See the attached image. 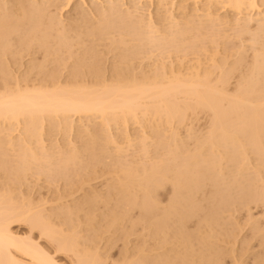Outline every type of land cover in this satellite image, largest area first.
I'll list each match as a JSON object with an SVG mask.
<instances>
[{"label": "bare ground", "instance_id": "1", "mask_svg": "<svg viewBox=\"0 0 264 264\" xmlns=\"http://www.w3.org/2000/svg\"><path fill=\"white\" fill-rule=\"evenodd\" d=\"M10 1V0H9ZM18 1V4H20V7L19 8H17L16 10H14V9H11V10H13V11H11V14L13 15V17H19L20 18V16H19V14L21 13H19V11H22V12H24L23 13V15L27 18V21L26 22H28V21H30V19L29 18H32L31 20L33 21V23H31V24H29L28 23V25H31L32 27H33V29H34V27H36L37 25H41V24H44V25H46L47 26V29L48 30H51V31H53V30H55L52 34H55L56 33V35H53L55 38L57 37V38H59L62 42H64L63 41V39L65 38V36L63 37V35H64V33L66 32V29L64 30L63 28L65 27H69V26H63L62 25V22L60 21V20H57V22H54L55 21V19H57L56 18V16H51V15H48V11H49V7H50V5H52V4H54V1L53 0H20V2H19V0H17ZM17 1H16V3H17ZM60 1V0H59ZM62 1H64V0H62ZM66 1V3H67V5L69 4L68 2H69V0H65ZM70 1H72V0H70ZM97 1V0H96ZM107 1V0H106ZM105 1V2H106ZM119 1V0H118ZM117 0L114 2V0H108L106 3L104 2L103 4H105L104 6H102L101 7V11L100 10H98L99 12H98V17L97 18H99V19H103V20H101L99 23H97V25L98 26H100V28H101V25H104L105 24V27L107 26L106 24H110L108 21L114 16L115 18H120V19H122V21L121 22H123V21H125L126 22V20H130V18L132 17V19H135V17L136 16H139V17H136V18H138V20L137 19H135L136 21H135V23L138 25V27H135L134 29H135V32H137L136 31V29H138V28H140L141 29V31L142 30H144L145 32L143 33L144 34V36H143V39L145 40V42H147L148 44H149V47H150V43L151 44H153L154 46H155V49H156V47L158 46V45H160L161 46V44L163 43L164 45H166L167 43L166 42H169L170 43V45H171V43H174V44H179V43H176V40H178L179 42H180V40H179V38H182V37H184L187 33L190 35V31H192L191 30V28H193V26L194 25H192V23H193V21L195 20L194 18L196 17V18H198L200 21L204 18L208 23H209V25L211 26V28H212V30H213V27H214V31H215V28L217 27V26H219V25H225V24H228V25H231L230 27H229V29L231 30V27H233L235 30H236V32H238V35H239V37H243V36H240V35H247L248 34V38H245V39H248V40H250V37H252V35L254 36V38L255 39H257V37H256V35L258 34V37H259V34L261 35L263 32H264V1L263 0H187V1H191V3L193 2V5H194V7L192 8V5H191V7L190 8H192V11H190V12H192L191 14L192 15H189V18L187 19L186 18V20L184 21V25H180L181 26V28L180 29H178V23L176 22V20H175V18H176V16H174L173 14L174 13H172V11H170V8H173L172 7V5H174V4H172V0H157V4L155 5V6H157V9H164L163 10V12L165 11V14L167 15L166 16V18H165V16L163 17V18H165V19H163L164 20V22L165 21H167L168 22V25H165L166 27L165 28H167V26H169L168 27V30L170 29V28H174V27H176L175 29L176 30H172L170 33L168 32L167 33V31L168 30H166V33H164V34H162V33H159L160 32V30L162 29V28H164V27H162L161 26V29H159V27L157 26V24L158 23H160V22H158L157 24H155L156 22H157V20H156V22H154L149 16V14L150 13H147L149 16L148 17H144L145 16V14L146 13H144V16L143 15H139V14H141L139 11L141 10V11H143L142 10V8H140V6H143V5H141V2L143 1V0H129V2H131V4H132V7L130 8L129 6H125L126 8L127 7H129V8H127L126 10H125V8L124 9H122V4L120 5L119 3H121L122 1H124V0H120L119 2H118ZM151 1V0H150ZM170 1H172V2H170ZM176 1H178V0H176ZM175 1V2H176ZM180 1V0H179ZM178 1V2H179ZM15 2V0H13V2H11V3H14ZM53 2V3H52ZM56 2H58V1H56L55 0V3ZM61 2V1H60ZM94 2V1H93ZM156 2V1H155ZM178 2H177V4H178ZM182 2H186V1H182ZM7 3H10V2H6V0L4 1V0H0V11H3V13H4V11L5 12H8V10H7V8H8V5H7ZM96 3V2H95ZM118 3V4H117ZM190 3V2H189ZM17 4V5H18ZM25 4V5H24ZM129 4V3H128ZM143 4V3H142ZM180 4V3H179ZM178 4V5H179ZM185 4V3H184ZM188 4V3H187ZM6 5H7V7H6ZM13 5V4H12ZM16 5V6H17ZM55 5V4H54ZM54 5H52V6H54ZM169 5H171V6H169ZM178 5H175V6H177L178 7ZM221 6V10L223 11V12H225V11H230L229 12V14L231 13V12H233V15H234V17L231 19L230 18V15H229V18L231 19V20H228V21H223V19H221V16L219 15H217L216 14V10H214L213 11V9L214 8H216V7H218V6ZM64 7V5H61V6H59L60 7V9H62L63 7ZM66 6V5H65ZM101 6V5H100ZM100 6H96V7H100ZM124 6V5H123ZM170 8H169V7ZM185 5H183L182 6V8L184 7ZM187 6V5H186ZM11 7V6H10ZM15 7V6H14ZM18 7V6H17ZM58 7V6H57ZM62 7V8H61ZM180 7V6H179ZM6 8V9H5ZM12 8V7H11ZM182 8H181V10L178 8V10H180V11H182ZM185 9H186V7H184ZM60 9H59V13L58 14H60L61 13V11H60ZM95 9V8H94ZM97 9V8H96ZM217 9V8H216ZM7 10V11H6ZM125 10V11H124ZM176 10H177V8H176ZM187 10H189L188 8H187ZM191 10V9H190ZM217 10H219V9H217ZM93 11V10H92ZM157 11V10H156ZM159 11V10H158ZM179 11V16L181 17V15H182V13H183V11H182V13ZM186 11V10H185ZM185 11H184V13H185ZM221 11V12H222ZM95 12H97V11H95ZM159 12H161V11H159ZM170 12H171V14H170ZM176 12H178V11H176ZM175 12V13H176ZM188 12V11H187ZM189 12V13H190ZM3 13L2 12H0V18L2 19V15H3ZM10 13V11L8 12V15H6V16H11L12 17V15L11 14H9ZM53 13V15H56L54 12H52ZM93 13V12H92ZM92 13H91V15H92ZM181 13V14H180ZM184 13H183V15H184ZM84 14V13H83ZM93 14H96V13H93ZM160 14V13H159ZM23 15H22V18L21 19H23ZM101 16V18H100V16ZM156 15H157V13H156ZM176 15V14H175ZM177 15V17H179ZM225 16L226 15H228V14H224ZM94 16V15H93ZM96 16V15H95ZM94 16V17H95ZM108 16V17H107ZM141 16V17H140ZM147 16V15H146ZM158 17H160L159 15H157ZM10 17V18H11ZM11 18V21L14 19V18ZM94 17H92V18H94ZM110 17V19H107V18H109ZM153 17V16H152ZM175 17V18H174ZM179 17V18H180ZM186 17V16H185ZM220 17V18H219ZM228 17V16H227ZM232 17V16H231ZM7 18H9V17H5V19L7 20ZM82 18V17H81ZM85 18V17H84ZM88 18V17H87ZM115 18H113V21H114V19ZM179 18H176L177 19V21L179 20ZM222 18H224V17H222ZM16 19V18H15ZM25 19V18H24ZM22 20V24H24L23 26L21 25V21L20 22H18V20H16L21 26H22V28H24V33L26 32V30H28L27 28V25L25 26V24L26 23H23V22H25V20ZM29 19V20H28ZM96 19V18H95ZM120 19H118L119 20V25H120ZM126 19V20H125ZM162 19V18H161ZM185 19V18H184ZM225 19V18H224ZM81 20H83V18L81 19ZM86 20V19H85ZM89 20H90V18H89ZM88 20V21H89ZM112 20V19H111ZM128 20V22H130ZM159 20H160V18H159ZM181 20V19H180ZM183 20V19H182ZM8 21H10V20H7V23L9 24L10 22H8ZM15 21V22H16ZM73 21V20H72ZM84 21V20H83ZM96 21H97V19H96ZM96 21H95V23H96ZM99 21V20H98ZM97 21V22H98ZM113 21L111 22L112 24V26L111 27H113ZM197 21V20H196ZM200 21L198 22L199 24V26L201 27V23H203L202 21H201V23H200ZM14 22V23H15ZM31 22V21H30ZM115 22V21H114ZM118 22V21H117ZM116 22V23H117ZM125 22H123V23H125ZM162 22V21H161ZM182 22V21H181ZM17 23V24H18ZM88 23V22H87ZM93 22L91 21V24H92ZM95 23H93L94 25H95V27H93V30H94V28H97L96 27V24ZM127 23V22H126ZM132 23H133V21H132ZM166 23V22H165ZM164 23V24H165ZM206 23V22H205ZM4 24V22H3V19L2 20H0V37H1V40H3V38H2V35H3V37H4V35H7V32L10 34V31H6V32H4L5 34H2V27L4 26L3 25ZM13 24V23H12ZM12 24H9V30H10V27L11 26H13ZM16 24V23H15ZM14 25L15 27H17L18 25ZM71 24V23H70ZM74 24H75V22H74ZM73 24V25H74ZM80 24H82V23H80ZM90 24V25H91ZM92 24V25H93ZM118 24H115V26L116 25H118ZM122 24V23H121ZM128 24L129 23H127L126 25L128 26ZM161 24V23H160ZM159 24V25H160ZM167 24V23H166ZM5 25H6V22H5ZM66 25V24H65ZM82 25H84V23L82 24ZM88 25V28H85V30L86 29H90L89 28V24H87ZM91 25V26H92ZM125 24H122V25H120V27L122 26V28H123V26H124ZM132 25H134V23L132 24ZM163 25V24H162ZM192 25V26H191ZM195 25H197V24H195ZM14 26H13V28H14ZM21 26H18L17 27V29H15V31H17V30H19L20 28L19 27H21ZM76 26V25H75ZM81 26V25H80ZM203 26H204V29L203 30H208V28L206 27V29H205V26H207V24L206 25H204V23H203ZM216 26V27H215ZM8 26H6V28H7ZM32 27H30L29 26V28L31 29ZM78 27H79V25H78ZM84 27H85V25H84ZM83 27V28H84ZM87 27V26H86ZM105 27H103V28H101V32L103 31V32H105V30H106V28ZM119 27V26H118ZM117 27V28H118ZM128 27H130V28H132L131 27V22H130V24H129V26ZM134 27V26H133ZM195 27V26H194ZM198 27V26H197ZM224 27V26H223ZM227 27V26H226ZM254 27V28H253ZM26 28V29H25ZM36 28H38V26L36 27ZM45 29H46V27H44ZM100 28L98 29L97 28V30H95V31H93V30H91L90 29V31H88V32H90V33H92V32H96V31H100ZM105 28V29H104ZM114 29H115V27H113ZM142 28H144V29H142ZM219 28V27H218ZM225 28V27H224ZM8 29V28H7ZM6 29V30H7ZM33 29H32V32H34L33 31ZM69 29V31H70V27L68 28ZM73 29V28H72ZM71 29V30H72ZM78 29V28H77ZM81 29H82V26H81ZM103 29V30H102ZM111 30H112V28H110ZM110 29H107V30H110ZM119 29V28H118ZM125 31V34L126 35H128L127 33H126V30L128 29H126V26L123 28ZM210 29V28H209ZM229 29H227V30H229ZM21 30V29H20ZM20 30H19V32H20ZM35 30H37L38 31V29H35ZM41 30V29H40ZM74 30H75V27H74ZM85 30H84V32H85ZM106 30V31H107ZM130 30V29H129ZM128 30V31H129ZM131 30H133V29H131ZM130 30V31H131ZM139 30V29H138ZM165 29H163V32H165L164 31ZM195 30H196V27H195ZM195 30H193L194 32H196V31H199V30H201V29H198L197 28V30L195 31ZM217 30H219V29H217ZM22 31V32H23ZM36 31V32H37ZM42 31V30H41ZM44 31H46V30H44ZM51 31H50V33H51ZM80 31V27H79V30H78V32ZM113 31V30H112ZM210 31V30H209ZM210 31L211 33H212V35L213 36H211V38H214L215 39V35H216V37H217V34L219 35L220 33H219V31H221V30H219L218 31V33L215 31ZM262 31V32H261ZM11 32H12V30H11ZM22 32H20V33H22ZM43 32V31H42ZM73 31H71V33H72ZM75 32H76V30H75ZM82 32H83V30H82ZM82 32H80L81 33V35H83V33ZM86 32H87V30H86ZM115 32H117V34H118V30H116L115 29ZM115 32H113V34H111L110 36H112L113 37V35L114 34H116ZM121 32H123V31H121ZM134 32V31H133ZM132 31L130 32L131 34H130V36L132 35V38H133V34L135 35V33H133ZM162 32V31H161ZM194 32H193V35L195 36L197 33H199V32H196L195 34H194ZM209 32V34L211 35V33ZM213 32L214 33H217V34H213ZM233 32V31H232ZM231 32V33H232ZM235 32V31H234ZM233 32V33H234ZM257 32V33H256ZM259 32H261V33H259ZM24 33H22V36H23V34ZM45 33V32H44ZM77 33V32H76ZM76 33H73V34H76ZM98 33V32H97ZM97 33H94L93 35H95V34H97ZM105 33H107V32H105ZM111 33V32H110ZM138 33V32H137ZM201 33H203V31L201 32ZM224 32H222V34H223ZM229 33H230V31H229ZM239 33H242V34H239ZM255 33H256V35H255ZM8 34V35H9ZM12 34H15V32L13 33H11V36H12ZM26 34L27 33H25L24 34V36H26ZM41 34V33H40ZM47 34V33H46ZM52 34L51 35H49V33H48V35L49 36H47V37H51L52 36ZM67 34H70V32L68 33V30H67ZM79 34V33H78ZM99 34H100V32H99ZM98 34V35H99ZM116 34V35H117ZM139 34V33H138ZM137 34V39L139 38L140 39V34L138 35ZM188 34H187V36H188ZM208 33H206L205 32V35H209ZM237 34V33H236ZM6 36L7 37V39H5V42H7V40H10V39H12V38H9V37H11V36ZM16 35V34H15ZM15 35H13V36H15ZM21 35V34H20ZM28 35V34H27ZM80 35V34H79ZM79 35H75V37L76 36H78V38L77 39H80L79 37ZM84 35H85V33H84ZM93 35L92 34H90L89 35V37L91 36L92 38H93V40L95 39L94 37H93ZM107 36L109 35V34H106ZM106 35H104L103 34V38H104V36H106ZM118 35H120L119 36V38H122L121 37V33H119ZM125 35V36H126ZM193 35H191V36H193ZM199 35V34H198ZM197 35V36H198ZM200 35H202V34H200ZM224 35H225V33H224ZM229 35V37H230V35L231 34H228ZM227 35V36H228ZM235 35V34H234ZM238 35H236V37L238 36ZM245 35V36H246ZM263 35V34H262ZM24 36H23V38H24ZM51 37V38H48V39H50V41L49 40H47V41H49V42H53V40H55V39H53L54 37ZM69 36V35H68ZM100 36L101 37H99V38H102V33L100 34ZM115 36V35H114ZM124 36V38H130V36H127V37H125ZM141 36V37H142ZM186 36V37H187ZM196 36V37H197ZM221 36V35H220ZM220 36H218V37H220ZM223 36V35H222ZM5 37V38H6ZM16 37H18L17 35H16ZM36 37H39V36H36ZM47 37H46V39H47ZM86 37H88V35L86 36ZM96 37V39H95V42L96 43H98L96 40H97V35L95 36ZM135 37V36H134ZM185 37V39H187ZM188 37H190V36H188ZM195 37V39L197 40V38H198V40H199V36L196 38ZM201 37H204V34H203V36H201ZM200 37V38H201ZM208 36H206L205 37V39L204 40H207L206 38H207ZM224 37V36H223ZM223 37H221V38H223ZM234 37V36H233ZM235 37V38H236ZM262 37H264V35L262 36ZM261 36H260V38H262ZM32 38V37H31ZM34 38V37H33ZM71 38H74V37H71ZM85 38V37H84ZM83 38V39H84ZM92 38H90V40L92 39ZM102 38V39H103ZM208 38H210V36L208 37ZM226 38V37H225ZM238 38V37H237ZM254 38H252V39H254ZM259 38V39H260ZM15 39V38H14ZM17 39V38H16ZM36 39V38H35ZM38 39V38H37ZM39 39H41V38H39ZM38 39V41L40 42L41 40H39ZM51 39H52V41H51ZM105 39H106V37H105ZM105 39H103L104 41H105ZM112 40H113V38H111ZM123 39V38H122ZM122 39H120V40H122ZM126 39V40H127ZM135 40L134 41V39H133V43L134 42H136V41H139V40ZM143 39L142 40H140V44L141 43H143ZM193 39V41L195 40L194 38H192ZM203 39V38H202ZM220 39V38H219ZM219 39L218 38H216L215 40H217V41H219ZM228 39H230V38H227L226 40H228ZM244 39V38H243ZM244 39V41H246ZM264 39V38H263ZM13 40V39H12ZM18 41H25L26 39L24 38V39H22V40H20V38H18L17 39ZM29 40H30V43L29 44H26V45H28V47H29V45L31 44V41H33V40H31L30 38H29ZM29 40H27V42L29 41ZM43 40H44V37H43ZM59 40V41H60ZM68 40H69V38H68ZM68 40H67V42H66V39H65V42H66V45H69V43H70V41H72L71 39L69 40V42H68ZM87 40H89L88 38H87ZM86 40V41H87ZM110 39H109V36H108V39L106 40L107 42L109 41ZM112 40H111V42H112ZM115 40V39H114ZM114 40H113V42L112 43H114V44H116V42H114ZM129 40H131V38L129 39ZM182 40V39H181ZM184 40V39H183ZM181 41V43L180 44H182V42L184 43V45H186V42L188 43V41H190L191 39H189L188 41L186 40V42L185 41ZM197 40V41H198ZM209 40V39H208ZM210 40H212V39H210ZM220 40H222V39H220ZM225 40V39H224ZM223 40V41H224ZM225 40V41H226ZM238 40H240V45L241 44H243L244 42L241 40V39H238ZM247 40V41H248ZM258 40V39H257ZM17 41V44L19 43L20 44V42H18ZM36 41V40H35ZM38 41H36V42H38ZM56 41V40H55ZM58 40H57V44L59 45H57L56 44V42H53L52 44H56L55 45V47H56V50H57V52L59 51V49H57L58 47H60V51L59 52H61V49H62V47L64 48L65 46H63L62 45V42L60 41L59 42ZM92 41V40H91ZM98 41H102L101 39L100 40H98ZM105 41V42H106ZM124 41V40H123ZM142 41V42H141ZM193 41H190V42H192L193 43ZM200 41H201V39H200ZM212 41H214V40H212ZM212 41H211V43H212ZM222 41V42H223ZM241 41L243 42V43H241ZM254 41V40H253ZM8 42H10L11 43V41H8ZM7 42V44L8 45H6L5 43H4V41H3V43L5 44H3V45H0V82H2L1 84H0V135H1V133L3 134V133H5V131L4 130H7V132H8V134H3V135H5L6 137H8L7 135H10L12 132H15V130L17 131V134H16V136H18L17 138V140H16V138H13L12 136H10V137H12L13 139H15L16 140V144H13V142L15 141V140H13V139H11V140H13V142H10V140H8L9 139V137L8 138H6V142L7 141H9V147H8V142H7V144L6 143H3L2 142V140H4V139H2L1 140V137L3 138L4 136H2L1 135V137H0V142H2V143H0L1 144V146H3V147H5V146H7V149H14L15 147L17 148L18 147V152L17 151H13V152H17L18 153V155H16L17 153H15V155H14V157L16 158V160H17V162L15 163L14 161V163H10L8 166H7V163H8V161H7V163H6V161L4 160V159H6V160H9L8 158L10 157L11 158V156L9 155V157H5L4 158V156L6 155V156H8L7 154H6V150L5 149H3V148H1V146H0V148L2 149V151H3V153H1L2 155H3V157H2V155L0 154V156L2 157V158H4V159H2L1 161L3 162H5V164L6 165H4L3 166V164L1 165V162H0V165L3 167V168H0L1 170L3 169V171H7L8 172V170L7 169H9L8 167L11 165V166H13L12 168L10 167V169H9V173H10V171H11V169H12V171H11V173L12 172H14V173H12L13 174V176L14 177H12V174L10 173H7V172H5V173H7V174H9V175H7V176H11L12 178H19V176L20 175H25L27 172L29 173V172H31L32 170L31 169H33V167L34 166H32V165H35V166H38V165H40V163L42 164V165H46L45 163L46 162H51L52 161V157H55L54 155H56L57 153L56 152H58V150H57V148L60 146V145H56L57 143H55L53 140V142L55 143H53L54 145H52V147H53V149H54V147L56 148V149H54V151L53 150H51L52 152H55L56 150V152H55V154H52V153H50L51 151H50V149H48L49 148V146H48V144H47V148L45 147V140L43 141L42 139H44V138H41V135L44 133H42V129H45L44 128V125L43 124H47L48 123V125L49 126H56L57 125V127H60V132L61 131H66L64 134H61V136L63 135H65L67 132L68 133H72V132H74V127L76 128V122H74L75 121V119H74V117H77L78 119V121L81 123L82 121H81V118L82 119H84V121L85 120H87V125L86 126H84V128H83V130H81V132L83 131V132H89V130L87 129V126H88V122H89V119H91V118H95V119H98V121L99 122H101V123H99L98 124V126L101 124L102 125V127H100V129H97V132H96V135H97V133H98V131L99 130H101V128H103L104 127V134L106 133V142L107 143H111V145L112 144H114L113 146H114V148H112L113 149V152H112V154L114 155V153L115 154H119V155H121V156H123L124 154H123V152H124V150H123V144L121 143V144H118L119 143V140H118V138L121 136L120 134H118L117 136H119V137H117V140H118V142H116L115 140V138L116 137H114L113 135H111V134H109V133H107L108 132V130L110 129V125L111 126H114L112 123H114L115 124V126L117 127V125H125L124 127H127L128 125H127V123H129V122H132V124L134 125V124H136V125H140V124H143L142 126L144 127V126H146V124L147 123H149L151 120H153L154 119V116L156 117L155 118V120L156 119H162V118H164V120H163V124H166L167 125V128H171V122H172V120H179L178 122H180V120H182V118H184V114L186 113H190L192 110H195V109H201V111L203 110V112H204V110H205V112L207 113V114H209L208 115V117H209V119H210V122H209V125H207V127H208V132H207V134L208 135H210V137L208 136V137H206V136H204V138L206 137V138H209L210 140H211V142H212V139H218L217 140V142H220V140H222V142H220L219 144H220V146L222 145V144H226L227 142H225L226 140H228V139H230V140H228V143H229V145H228V143H227V145L228 146H230V144L232 145V146H234V148H236L235 146H237L238 144H240V139L239 138H241V136L243 135V137H244V139H243V137L241 138L242 139V141L244 140H246L245 142H246V146H245V144L244 145H242V144H240V145H238V146H241L242 147V149L240 148V151L241 152H245V151H243V146H245V148L247 147V148H251V150H253L252 148H254L255 147V149H254V151H252L253 153L254 152H256L257 153V151H255V150H258V153H257V157L260 159V160H262L261 161V164L263 165V161H264V82H263V78H260V76L264 73V71L263 70H261L260 71V69H264V67L262 68L261 66H263L264 65V56L262 55V53L264 54V45L262 46V43H258L259 42V40H258V42L257 41H254L255 43L257 42L258 44H256V45H258L259 46V48H256V50L253 48V45L254 46H256L255 45V43H253L252 44V40H250V41H248L249 43H251L249 46H250V48L252 49L253 48V50H255L253 53L255 54H253L252 52H251V54L252 55H254V57H250V59L249 60H251L252 58V61H249V63L248 64H251L252 63V65L253 66H250V65H248V66H250V67H248L247 66V68H246V70L249 68H251V69H253V68H255V69H253L255 72H257V73H255V74H257V77H258V75L260 74V76H259V78L258 79H256L257 77L255 76V75H253V74H251L252 72H254V71H250V72H245L244 73V75L245 74H247L246 76L247 77H249V78H246L247 80L248 79H251L252 78V75H253V78H255L257 81L259 80V79H263L262 80V82H263V88L261 87L262 85V82L259 80L258 81V84H257V82H255V80H250V82H247V81H245L244 83H246V84H251V86H250V84H249V86L251 87H247V89L245 88L246 86H245V84H244V86L241 88V89H239L241 86L239 85L240 83H237L236 82V86L234 87V88H236V87H238V85H239V87H238V91H236V89H234L233 91H231L232 93H229V91L227 90V86H225V84L228 82L227 80L229 79V75H231L233 72L232 71H234L235 69H236V67H237V65H239L240 64V61L241 62H244L246 59H244L245 58V56H243L244 58H242V56H241V59L239 58L240 56L239 55H242V53L240 54V53H237L238 54V58L237 59H240V61H238L237 62V60L235 61V62H232L233 63V65H234V70H233V68L232 69H230V70H228L229 68H231V67H233V65L231 66H229L228 68H222L223 66H224V62H222V61H224L223 59H220V61L221 62H219L218 60H219V57L216 59L219 63H223L222 64V66H221V64H219L217 61V64L215 65L214 64V60L215 59H213L214 57L213 56H211L210 54V60H212V66H214L215 65V67L214 68H222L223 70V74L222 75H226V74H224V70L225 69H227L229 72H228V74L226 75V76H228V79L226 78V79H224V76H222L221 75V71H218L219 72V74L220 75H218V76H222L221 78H223V79H220V78H218L220 81H218V80H215V81H218L219 83H221V85L223 84L222 82H224V84H223V86L221 87V86H218V85H220L219 83H218V85L216 86V85H213L214 83V81L212 80L211 82H212V84H211V82H210V80H209V78L207 79V77H209V76H206L205 74L207 73V74H211V73H208V71L206 72V71H204V69L202 68V69H200V67H201V65L199 64V63H202V62H199V63H197V59H198V57L196 58L195 56H194V58H196L195 59V65H197V64H199L198 65V69H197V71H204L205 73H204V76L202 75V77L198 74V73H192V69H191V67H193L194 65H193V63H191V62H193L192 60H185L186 62L187 61H191L190 63L193 65V66H191V67H188V68H190V69H188V68H185L183 65H181V63L180 62H182L183 61V57L185 58V56H183V57H181L182 58V61H180V59H179V61H178V63H179V65L180 66H183V71H184V68L185 69H187V71L186 72H183L182 73V71L180 72L179 71V66L176 68H174L173 67V65H175V64H173V62L169 65V62L167 61L166 63H168V69L163 65V63H161V70H165V69H167L166 71H164L163 73H161V75H159V72L158 71H156L157 70V68H159V66L157 65V67H156V65L155 64H157L158 62H155V64H153V66H152V69H153V67H155L156 69L154 70L153 69V72H152V69H150L151 70V72H152V74H154V71H155V74L157 73V75L155 76V78L153 77L152 78V80H151V75L152 74H150V79H144V78H146V76H144V75H146V74H144V73H142L141 71H143L142 69H141V67H140V69L141 70H139L140 71V74L141 75H143V76H141V77H143L142 78V80H148L147 82L145 81V82H141V78H140V76H139V74H138V70L137 69H134V65H133V63H131L132 64V69H133V72H134V70L137 72V74H138V77L140 78H132V77H137L135 74H134V76L133 75H131L132 77L131 78H129L130 80H133V81H129V79H128V77H130V76H128L127 74H125L127 71L125 70V69H123L124 71H126L125 73L123 72V70H122V74H123V78H125L124 76L126 75V77H127V79L126 80H128V81H126L125 79V81L123 80V78H121L120 76H122L120 73H118L117 71H119L120 70V67H119V69L118 70H116V68H115V63H114V67H112V65H110L113 69H111L110 70V72H113L112 70H116L115 71V73L117 72L118 74H120V76L116 73V75H118V78L120 77L121 79H122V81L120 80V78H119V81L118 80H114L113 79V73L111 74L112 75V79L110 80L109 78H108V76L106 77V78H108V79H104V77L102 76L103 74H101V75H99V76H102L101 78L98 76L97 77V75L96 74H88L89 76H91V77H93V76H95V78L97 79V78H100V79H102V80H96L95 81V79H94V77L93 78H90L89 79V76H88V79H87V77H83V78H81L80 80H75L74 78H76V76H73V75H75V74H73V75H71L70 76V74L69 73H71L72 74V72L69 70V73L67 72V70H66V72L68 73L67 75H69V77L68 78H63V79H61V76H60V71H59V69L61 70V67L63 66V69H66V67L64 68V66H66V64H65V62L66 61H63V63L65 64V65H63V63L61 62V67H60V65H59V69H58V71L56 70L57 68L56 67H58V66H56V67H53L54 66V63H56V62H58L57 61V59L56 58H54V57H52V58H54V59H56V61H53L54 59H50V58H48V59H50L51 60V63H52V61H53V65H51V67L52 68H56V69H52L51 68V70H53L55 73H51V74H48V71H51V70H49L48 69V71H45L46 72V74H48V75H44L47 79H45V80H41V78L40 79H38V78H36V79H38V81L37 82H35V80H34V78H32L31 77V82H27V80L26 81H24L27 77L26 76H28V75H26V74H21L22 76H25L26 78H24L23 77V82H22V84H21V81H19L18 80V77L16 78L15 76V78H13V77H11V78H13V79H11V81H10V75L11 74H15V72L13 71V73H11L12 71L11 70H9L10 68H8V70L9 71H11L10 73H9V71H8V73H9V75H8V73H6V71H5V68L7 67V65L11 62L12 64L14 63V62H12V59H15V58H17V57H15L16 56V54H14V56H10V54L9 55H6V57L7 56H10L9 57V59L10 58H12V57H14V58H12V59H10L11 61L9 62L8 61V64H6L5 65V67H4V64L5 63H3V62H7V61H5V60H3L2 58H3V56L5 55V53L6 52H8V50H10V48H13V47H11V46H13V44L14 43H16L15 42V40H14V43H12V45L10 44V43H8ZM13 42V41H12ZM21 42V43H22ZM26 42V41H25ZM80 42H82L83 43V40L82 41H80ZM80 42H77L76 43V45H73V46H77L78 47V45L77 44H79ZM90 42V41H89ZM111 42H110V44H111ZM124 42H126V41H124ZM131 42V41H130ZM131 42V43H132ZM162 42V43H161ZM196 42V41H195ZM202 42V41H201ZM201 42H197V43H201ZM204 42V41H203ZM210 42V41H209ZM216 41H214V43H215ZM220 42V41H219ZM221 42V43H222ZM0 43H2V42H0ZM24 43V42H23ZM35 43V42H34ZM46 43V42H45ZM59 43H61V44H59ZM85 43V42H84ZM101 43V42H100ZM137 43V42H136ZM139 43V42H138ZM137 43V44H138ZM155 43V44H154ZM166 43V44H165ZM169 43H168V45H169ZM192 43H190V44H192ZM25 44H23L24 45V47L26 46ZM36 44V43H35ZM43 43L41 42V44L40 45H42ZM51 44V45H52ZM99 44V43H98ZM109 44V45H110ZM113 44V45H114ZM123 44V46L121 45V47L123 48L124 47V43H122ZM129 45V41H128V43L126 42V44L125 45ZM139 44V45H140ZM146 44V43H145ZM162 44V45H163ZM189 44V43H188ZM193 44H196V43H193ZM202 44H204L205 45V43H201V45ZM218 44V43H217ZM220 44V43H219ZM218 44V45H219ZM23 45H19V48H20V50L22 49L20 46H22L23 47ZM39 45V46H40ZM53 45V46H54ZM62 45V46H61ZM65 45V44H64ZM71 45V44H70ZM69 45V46H70ZM112 44L110 45V47L112 48V46H113ZM134 45V44H133ZM133 45H131V46H133ZM138 45V46H139ZM152 45V46H153ZM157 45V46H156ZM163 45V46H164ZM169 45V46H170ZM201 45H200V47L199 48H201ZM218 45H215V44H213L212 43V46H218ZM222 45V44H221ZM18 47V45H16V44H14V47ZM30 46H32V45H30ZM47 46V45H46ZM49 47H51L50 46V44L48 45ZM58 46V47H57ZM73 46H71V48L73 47ZM82 46V45H81ZM106 46V45H105ZM108 46V45H107ZM118 46V43L116 44V47ZM135 46V45H134ZM143 46V45H142ZM146 46V45H145ZM167 46V45H166ZM166 46H165V48H166ZM169 46H167V49H168V47ZM181 46V48H183V45H180ZM189 46V45H188ZM188 46H186V47H188ZM198 46H199V44H198ZM243 46V45H242ZM252 46V47H251ZM257 46V47H258ZM260 46L262 47V51L260 50ZM10 47V48H9ZM49 47H47V48H49ZM55 47H52V48H50V50H52V49H55ZM83 47H84V45H83ZM85 47H87V46H85ZM141 47V45L139 46V48ZM144 47V46H143ZM146 47H148V45L146 46ZM149 47H148V50H149ZM178 47V46H177ZM190 48L192 47H194L193 49L194 50H197V48L195 49V47H196V45L194 46V45H192V46H189ZM202 47H204V46H202ZM215 47V53H216V51H218L217 50V48ZM222 47V46H221ZM221 47H220V49H221ZM19 48H18V52L20 51L19 50ZM26 48H27V46H26ZM44 49V46L43 47H39V51H41L40 49ZM68 48V47H67ZM71 48H70V50H71ZM80 48V47H79ZM92 48V47H91ZM107 48V47H106ZM111 48H109V49H111ZM118 48V47H117ZM120 48V47H119ZM129 48V47H128ZM134 47H132L131 48V51H132V49H133ZM135 48H137V47H135ZM136 49V50H134V51H138V52H142V51H140V49ZM158 48H160V47H158ZM161 48H164V47H162L161 46ZM158 49V50H160L159 52L160 53H162V49ZM169 48H171V47H169ZM173 48H174V46H173ZM185 48V47H184ZM212 48V47H211ZM214 48V47H213ZM224 48V47H223ZM240 48H244V47H241L240 46ZM15 49H17V48H15ZM25 48H23L22 49V51L24 50ZM80 49H82V48H80ZM85 49V48H84ZM108 49V48H107ZM113 49V48H112ZM116 49V48H115ZM114 49V50H115ZM121 49V48H120ZM125 49H127V47L125 46ZM143 49V48H142ZM141 49V50H142ZM147 48H145V49H143V50H146ZM152 49H154L153 47H152ZM151 49V50H152ZM166 49V51H168ZM172 49V48H171ZM170 49V50H171ZM186 49L187 48H185V51H186ZM189 49V48H188ZM202 49V48H201ZM200 49V50H201ZM207 49V48H206ZM205 48L203 49V50H205V51H203V53L204 52H206L207 50H206ZM219 49V50H220ZM225 49V48H224ZM224 49H222V50H224ZM49 50V49H48ZM55 50V51H56ZM62 50H66V48L65 49H62ZM69 50V49H68ZM68 50H66L67 52H68ZM69 50V51H70ZM83 50V49H82ZM91 52H93L92 51V49H85L82 53H86V51L87 52H89L90 53V51ZM93 50H94V48H93ZM122 50V49H121ZM120 50V51H121ZM150 50V52L149 51H147V52H149V53H147V54H149V55H154L155 54V52H156V50H153V51H151ZM165 50V49H164ZM173 50V49H172ZM177 50V49H176ZM178 50H180V48L178 49ZM177 50V51H178ZM182 50V49H181ZM199 50V49H198ZM226 50V49H225ZM259 52H258V51ZM11 51V50H10ZM15 52H17V50H14ZM25 51V50H24ZM54 53H53V56H55L54 54H55V51L54 50H52ZM109 51V50H108ZM112 51V50H111ZM123 51V50H122ZM126 51H129V49H127ZM133 51V52H134ZM145 51V52H146ZM166 51L164 52V53H166ZM173 51H175V48H174V50ZM210 51V50H209ZM214 51V50H213ZM221 51V50H220ZM258 52V53H260V52H262L261 54H257V53H255V52ZM44 52V51H43ZM42 52V53H43ZM56 52V54H58ZM64 52V51H63ZM62 52V53H63ZM72 52L73 51H71V55L70 54H68V56L67 57H69V58H73L74 56H73V54H72ZM94 52H95V50H94ZM93 52V53H94ZM124 52V51H123ZM144 52V51H143ZM158 52V54L156 53V57L159 55V59L158 60H160L161 58H163V56H161V58H160V53ZM208 52V51H207ZM206 52V53H207ZM239 52H241V51H239ZM11 53V52H10ZM22 52L20 51V54H21ZM35 53H37V52H35ZM34 53V54H35ZM41 53V59H42V56H46V55H48V54H46L45 55V53H47V51H45V53H44V55ZM49 53V52H48ZM51 53V52H50ZM74 53V52H73ZM81 52H79V54H80ZM84 53V54H85ZM88 53V54H89ZM96 53V52H95ZM94 53V55H93V57L92 58H94V56L96 55L97 56V53L95 54ZM121 52H119V55H121L120 54ZM125 53V52H124ZM124 53H122V54H124ZM132 53V52H131ZM154 53V54H153ZM169 53V54H168ZM170 53L171 52H167V56L168 55H170ZM202 53V52H201ZM200 53V54H201ZM202 53V54H203ZM12 54V53H11ZM19 54V55H20ZM84 54H80L79 56H81V55H83L82 56V59L84 60V59H86V55H85V58H83L84 57ZM135 53H133V55H134ZM137 54H139V53H137ZM140 54H142V55H144V57H142L143 59H145V57L147 58V59H145L147 62L149 61V58L150 57H153L154 58V56H150L149 57V55H147V54H145V53H140ZM197 54V53H196ZM201 54V55H202ZM208 54V53H207ZM217 54H219L218 52H217ZM216 54V55H217ZM127 55V53L126 54H124V56H123V59H124V57ZM136 55V54H135ZM162 55H163V53H162ZM165 55V54H164ZM199 55V54H198ZM204 55V54H203ZM202 55V56H203ZM215 55V56H216ZM71 56V57H70ZM77 56H78V54H77ZM87 56H89V55H87ZM130 56V55H129ZM139 56V55H138ZM149 58H148V57ZM207 57H208V55H206ZM260 56L263 58H261L260 59ZM48 57H51V56H49L48 55ZM76 57V56H75ZM117 57V56H116ZM116 57H114V58H116ZM121 57V56H120ZM127 57V56H126ZM125 57V59H124V62H125V60L126 59H128V58H126ZM132 57V56H131ZM131 57H129V59L131 58ZM134 57V56H133ZM165 57H166V55H165ZM170 57H172V56H170ZM201 57V56H200ZM199 57V58H200ZM213 57V58H212ZM217 57V56H216ZM215 57V58H216ZM5 58V57H4ZM46 58V59H45ZM43 60H41V61H43V63L41 62L40 64L39 63H37L38 62V60H36V59H33V62H34V60H35V62L37 63V64H39V65H36L37 67H38V69L41 71H39V70H37V71H39L40 73H42V71L44 70V68L46 67V64L44 63L45 62V60H47V56L45 57ZM77 58V57H76ZM79 58V57H78ZM90 58V57H89ZM89 58H87L88 60H91V58L89 59ZM122 58V57H121ZM121 58H118L120 61L119 62H121ZM140 59V60H142V61H144V62H146L145 60H143V59ZM168 58V57H167ZM212 58V59H211ZM6 59V58H5ZM17 59H19V57L17 58ZM129 59L126 61L127 63L129 62ZM171 59V58H170ZM169 58H168V60L169 61H172V60H170ZM7 60V59H6ZM50 60H49V62H50ZM66 60H68L67 58H66ZM75 60V59H74ZM80 60H81V58H80ZM80 60H79V65H80ZM88 60L86 61V63H88L89 65L90 64H95V62L94 63H89L88 62ZM131 60H132V58H131ZM155 60H156V58H155ZM154 60V61H155ZM166 59L164 58V61H165ZM177 60H178V58H177ZM177 60H176V62H177ZM201 60V59H200ZM206 61V59L205 58H203L202 59V61ZM207 60H209V57H208V59ZM13 61H15V63L16 62H18V60H13ZM32 61V60H31ZM78 61V60H77ZM92 61V60H91ZM96 61V60H95ZM151 61V60H150ZM260 61H262V62H260ZM32 62V63H33ZM48 62V68H50L49 67V63ZM73 62V61H72ZM81 62H85V60L84 61H81ZM116 62V61H115ZM125 62V63H126ZM141 62V61H140ZM175 62V63H176ZM189 62H187L186 64H185V66L188 64V66H189ZM236 62L237 63H239V64H237V65H235L236 64ZM247 62H248V60H247ZM251 62V63H250ZM31 63V62H30ZM35 63V64H36ZM58 63H60V62H58ZM67 63V62H66ZM76 63V66L75 67H77V63L78 62H75ZM96 63H98V62H96ZM117 63V62H116ZM126 63V64H127ZM152 63H153V59H152V62H151V64L150 63H148V64H150V65H152ZM183 63V62H182ZM263 65H262V64ZM11 64V65H12ZM17 64V63H16ZM15 64V65H16ZM82 64V63H81ZM85 65V64H83V65H85V66H89V65ZM100 63H98V65H99ZM117 64H119V63H117ZM117 64H116V67H117ZM123 64V63H122ZM131 64H130V66H131ZM141 64V63H140ZM145 64V63H144ZM159 64V63H158ZM173 64V65H172ZM177 64V63H176ZM218 64H219V67H218ZM14 65V64H13ZM56 65V64H55ZM73 65H75L74 63H73ZM83 65H80L81 67L83 66ZM124 65V64H123ZM147 65V64H146ZM150 65L149 66H147V67H149L150 68ZM155 65V66H154ZM33 66V67H32ZM34 64L33 65H30V67L31 68H34ZM80 66H78L79 68H81ZM92 66V65H91ZM93 66H96V65H93ZM92 66V67H93ZM109 66V67H110ZM135 66H137L136 64H135ZM175 66H177V65H175ZM217 66V67H216ZM226 66V65H225ZM28 67V66H27ZM71 67V66H70ZM75 67H73L74 69L73 70H75V69H77V68H75ZM84 67V66H83ZM83 67L80 69V71L81 72H83ZM97 67V66H96ZM96 67H93L94 69L96 68ZM102 66H100V68H101ZM123 67H125V66H122L121 68H123ZM127 67H129V65H127ZM138 67V66H137ZM261 67V68H260ZM47 68V67H46ZM68 68V67H67ZM72 68V67H71ZM71 68H68V69H71ZM78 68V69H79ZM85 69H86V71H88V70H90L91 68H89V69H87L86 67H84ZM92 68V69H93ZM99 68V67H98ZM104 68V67H103ZM115 68V69H114ZM136 68V67H135ZM148 68V69H149ZM182 68V67H181ZM258 68V69H257ZM7 69V68H6ZM26 69H29V67L28 68H26ZM93 69V70H94ZM109 69V68H108ZM139 69V68H138ZM194 69V68H193ZM217 69V70H218ZM250 69V70H251ZM46 70V69H45ZM72 70V69H71ZM98 70V69H97ZM101 70V69H100ZM106 70V69H105ZM181 70V69H180ZM206 70V69H205ZM219 70H221V69H219ZM226 70V71H227ZM257 70H259V71H257ZM29 72L28 73H30V72H32V70L30 71V69L28 70ZM52 71V72H53ZM63 71V70H62ZM61 71V72H62ZM79 70L77 71L76 70V72L77 73H79L80 72ZM130 71V70H129ZM190 71V72H189ZM45 72L43 71V73L45 74ZM80 72V73H81ZM90 72V71H89ZM89 72H87V73H89ZM96 72V70H94V73ZM99 72V70L96 72V73H98ZM103 72H106V71H103ZM132 72V70L129 72L130 74H133V73H131ZM144 72V71H143ZM221 72V73H220ZM25 73H27L26 71H25ZM56 73H60L59 75L58 74H56ZM76 73V74H77ZM79 73V74H80ZM83 73H85V70H84V72ZM91 73V72H90ZM93 73V72H92ZM102 73V72H101ZM128 73V72H127ZM259 73V74H258ZM17 74V73H16ZM19 74V78H21L20 76V73H18ZM17 74V75H18ZM31 74V73H30ZM34 74H35V72H34ZM56 74V75H55ZM99 74V73H98ZM105 74V73H104ZM107 74H108V72H107ZM125 74V75H124ZM250 74V75H249ZM36 76H37V74H35ZM35 75L33 76V77H35ZM39 75V74H38ZM40 75H42V74H40ZM67 75H64V76H67ZM83 76L85 75H87L86 73L85 74H82ZM148 75V74H147ZM212 75V74H211ZM12 76V75H11ZM43 76V75H42ZM80 75H78V77H79ZM110 76V75H109ZM149 76V75H148ZM246 76H244V77H241L240 78V80H238V82L240 81L241 82V79L244 81V80H246L245 79V77ZM255 76V77H254ZM264 76V74L261 76V77H263ZM7 77H8V79H7ZM63 77V76H62ZM78 77H77V79H78ZM81 77V76H80ZM79 77V78H80ZM114 77H115V75H114ZM211 77V76H210ZM43 78V77H42ZM117 77L115 78V79H118ZM27 79H30V77H28ZM137 80L138 79V81H140V82H138V81H134V80ZM210 79H212V77L210 78ZM2 80V81H1ZM8 81V82H7ZM254 83H256L258 86H260V88L258 89H254L253 88V82ZM259 82H261V84H259ZM217 83V82H216ZM228 84V83H227ZM226 84V85H227ZM241 84H242V82H241ZM257 85H255V86H257ZM254 86V87H255ZM221 87V88H220ZM224 87H226V88H224ZM223 88V89H222ZM244 88V89H243ZM256 88V87H255ZM224 90H226L227 91V93L229 94H227ZM261 90H262V92H261ZM237 93H236V92ZM251 93L253 94V95H251ZM231 94V95H230ZM232 94H236V95H232ZM258 94H259V97H258ZM263 94V97L261 96ZM251 95V98H253L252 96H254L255 97V100H251V98L249 97ZM181 97V100L180 101H182V102H179V98ZM256 97H258V98H256ZM187 99H190V100H187ZM185 100H187V101H189V103L191 102V101H194L192 104L190 103H188L187 101L185 102ZM189 110H190V112H189ZM188 111V112H187ZM194 112H196V111H194ZM198 112H200V111H198ZM150 114V115H149ZM152 114H155L152 118H150V120H149V116H151ZM186 114H185V116H186ZM190 114H192V113H190ZM194 114V113H193ZM149 115V116H148ZM182 115H183V117H182ZM182 117V118H181ZM181 118V119H180ZM208 119V120H209ZM76 120V121H77ZM92 120V119H91ZM77 121V122H78ZM148 121V122H147ZM165 121V122H164ZM43 122H46V123H43ZM53 122H55L56 124H54ZM144 122H147L145 125H144ZM177 122V121H176ZM51 125H50V124ZM52 123L54 124V125H52ZM84 123V122H83ZM83 123H81V124H83ZM98 123V122H97ZM96 123V124H97ZM174 123V122H173ZM208 123V122H207ZM80 124V125H81ZM161 124H162V122L160 121V124L158 125V126H161ZM79 127H80V125L79 124H77ZM92 125V124H91ZM119 125V126H120ZM165 125V126H166ZM94 126L96 127L97 125H93V127H91V130L94 128ZM97 126V127H98ZM141 125L139 126V127H142ZM154 126H156L157 127V125H154ZM45 127H46V125H45ZM48 127V126H47ZM4 128V129H3ZM6 128V129H5ZM14 128H16V129H14ZM78 128V127H77ZM76 128V129H77ZM88 128H89V126H88ZM111 128H113V127H111ZM118 128V127H117ZM121 128V127H120ZM120 128H118L119 130H121V132H123L122 131V128L120 129ZM146 127H144L143 128V130L145 129ZM161 128V127H160ZM3 129V130H2ZM59 129V128H58ZM72 129H73V131H72ZM78 129H80V128H78ZM82 129V128H81ZM114 129V128H113ZM116 129V128H115ZM117 129V130H118ZM142 129V128H141ZM153 129V128H152ZM155 130H156V128H154ZM153 129V130H154ZM90 130V131H91ZM124 130V129H123ZM143 130H141V131H143ZM152 130V131H153ZM154 130V131H155ZM158 130V129H157ZM43 131H45V130H43ZM71 131V132H70ZM75 131H78V130H75ZM162 131H164L163 129H162ZM162 131H160V132H162ZM174 131V130H173ZM62 132V133H63ZM80 132V131H79ZM82 132V134H79L80 136L81 135H84L85 133H83ZM94 132H95V129H94ZM93 132V130H92V133L91 134H93L94 133ZM112 132V131H111ZM114 132H115V130H114ZM117 132H119V131H117ZM120 132V133H121ZM158 132V131H157ZM157 132H151L152 134H151V136L153 135V134H156ZM159 132V133H160ZM176 132V131H175ZM76 132H74V134H75ZM86 133V134H87ZM102 133V132H101ZM113 133V132H112ZM164 133V135H161V136H159V134H158V137L156 136V135H153V138L154 137H157V139L159 138L160 139V137H163V138H165V132H162V134ZM170 133H172L171 134V137L172 138H170V139H172V140H174L175 138H176V135H178L177 134V132H176V134L174 135L173 133L174 132H171L170 131ZM45 134H47V133H45ZM45 134H44V136H45ZM78 134L76 135L77 137H79L78 136ZM90 133H88V135H89ZM103 134V133H102ZM117 134V133H116ZM123 134H126L125 132L123 133ZM146 134V133H145ZM144 134V132H143V137H141V139H145V140H147L148 139V137L150 136V134H149V136H148V134H147V136ZM161 134V133H160ZM47 135H49V134H47ZM73 135V134H72ZM94 135V134H93ZM96 135H94L93 137H91V138H93L94 139V137L96 136ZM99 135V134H98ZM97 135V136H98ZM129 135V134H128ZM128 135H124L123 137H124V142L127 144V142L128 143H130L129 141H131V140H134L135 139V137H134V139H131V136H130V138L128 137ZM140 135V136H141ZM145 135V136H144ZM15 136V137H16ZM67 136H70V134L68 135L67 134ZM90 136H92V135H89L88 137H90ZM101 136V135H100ZM43 137V136H42ZM65 137H66V135H65ZM64 137V138H65ZM70 137H72V136H70ZM75 137V136H74ZM82 137H84V136H82ZM81 137V138H82ZM103 137V136H102ZM122 137V136H121ZM139 137V136H138ZM137 137V138H138ZM178 137V136H177ZM211 137H213V138H211ZM247 139H246V138ZM63 138V137H62ZM85 138H87L86 137V135H85ZM163 138H161V140L163 139ZM206 138H205V141L206 142H208V144L210 145V142H209V139H207L206 140ZM261 138L263 139L262 140V142H263V144H262V146L263 147H261V144L259 145V142L260 143H262L261 142ZM69 139V138H68ZM67 139V137H66V139L65 140H68ZM70 139H73V138H70ZM77 139H79V142H80V137L79 138H77ZM83 140H85L84 138H82ZM87 139H89V138H87ZM96 139H98V138H96ZM96 139H94V140H92L93 142H91L90 143V145H81V146H84L83 148L85 149V150H87L88 148H85V147H89V146H91V144L92 143H94V142H96V144H98L99 145V143H97V141H99V140H97L96 141ZM103 140H104V138H102ZM139 139V138H138ZM138 139H136V140H138ZM155 139V138H154ZM157 139H155V140H157ZM65 140H63V141H65ZM82 140V141H83ZM144 140V141H145ZM152 141H153V139H151ZM154 140V142H157V141H155ZM161 140H159V142L160 143H162L163 144V142L164 141H166L165 139H164V141L163 142H161ZM179 140V139H178ZM216 140H213V142L215 141L216 142ZM231 140H232V142L233 143H231ZM90 140H85L84 142H89ZM102 141V140H101ZM170 141V140H169ZM167 142V144H166V146H167V148L168 147H170L171 146V148L168 150V152H169V155H168V152H166L167 151V149L166 150H164V152H165V155L166 156H170L171 157V155L173 154H176V152L179 150V152L181 151V152H183V153H181V155L183 156V154L185 155V156H183L184 158L182 159L183 161H184V159L186 158V159H189V161H195V163L193 164L192 162H189L188 160V162L189 163H187V164H184L185 162H187L186 160L184 161V163H182L183 161L180 159V158H182L181 157V155H180V158H178L177 159V157H176V155H178V154H176V155H174L175 157H173V160L172 159H170V157H169V160H171L170 162H172L171 164L173 165L175 162H176V160H179V161H177V164L175 163V165H173L172 167H170L171 165H169L170 164V162L168 163V161L169 160H167V162L164 160H160L159 162L160 163H158V162H156V163H158L157 165H155L156 163H154V157H152V159L154 160H152V159H150V160H152V163L153 164H150L151 163V161L149 160L147 163H149L148 165V168H149V170H148V168H146V169H143L144 168V166H142V168H141V165H139L140 166V168L142 169V171H143V173L141 174L139 171H137V172H139L140 174H136L137 172H136V170H140V168H137V166H138V163L140 164L141 162H139V161H137L136 160V163H137V166H135V168H136V170H134L135 168H132V166L131 165H136V163H134V161H133V164L131 163L130 164V162L128 161V163L130 164V166L128 165L127 166V168H123L122 169V171H121V174H122V176H121V178H120V180L121 179H123L122 181H120V180H118L119 181V186H120V188H117V189H119V191H117L118 193H117V195H118V197H120L119 199H118V197H116L117 195H116V191H114L115 189H113V191L115 192V194H111V195H114L113 197H115V198H113V199H116V201H114V203H116L117 202V206H118V204H119V206L118 207H120V203L121 202H125V207L127 208V209H123L125 212V214H127L128 213V211H129V209L128 208H130V209H133V208H138L137 210H139V217H140V219H141V221L140 220H135L136 222L137 221H140V222H143L144 221V219L146 220V216L148 215H151V216H149L148 218H147V222L149 223L148 224V227H152V229H153V231L151 230V228H150V230L152 231H150V233L149 234H154V235H156V234H162V236H163V238H161V236H158L157 237V239L158 238H160L161 239V241H160V239H158V241H157V239H156V236H154V235H152L151 237H152V239L150 240L149 239V241H154V239H153V237H155V240H156V242H162V240L165 238V240H167L166 238L167 237H170L172 234H173V236L175 235L174 233H176L177 235H175V236H178V234L181 232V230L182 229H180L181 227L180 226H182L183 228H184V226H183V224H181V223H183V222H185L186 221V223L188 222V220L190 219V217H194L195 215H197L195 212L193 213V211H194V209L195 210H197V206L196 205H198V210H201L202 209V207L204 208V207H206V209L204 208V210L202 211V212H205V210H206V212H207V210L209 209V210H211V209H214L213 207L214 206H212V204L210 205L212 208H207V206H203L202 205V203H201V205L202 206H199V203L198 202H201V201H198V202H195V201H197V200H195L194 199V201H193V197L195 196V194H197V193H199L200 192V187H202V186H204L205 185V183H209V185L208 186H210V184H211V186L210 187H208V188H210V192L212 193L211 195H213V194H216L215 192H212V187H214V186H212L213 185V183H211V182H208V181H212V180H209L208 178H206V176H207V174H206V172L205 171H203L202 169H205V168H203V167H206V164H207V167H206V169H209V171H211V170H213V171H211V172H208V170H206L208 173H211V174H213L214 175V177L211 175V174H208L209 176H207V177H209V178H211L212 177V179L214 180V178H218V176H219V174H218V169L221 167V166H219L218 165V163H216L217 162V160H219V159H221L222 158V156H221V158L219 157H217V156H214V155H212V156H214V157H217V159H216V162H215V158L214 157H211V156H209V158L212 160V158L214 159V160H212V161H210V160H207V161H210L209 163L205 160V158H207V156L209 155V152L205 155V157L203 156L204 154L203 153H201V154H203V155H201V154H199V153H196L194 150H196L195 148L193 149V152H195L196 153V155L197 154H199V158L200 159H204V161H202V160H200L198 157H196V158H193V155H191V156H189V153L191 154L192 153V151L191 152H188L189 150H184V148H182V149H179V147H184V145L182 144L183 142H180V145H182V146H180L179 144V146H177L176 144L174 145L173 144V142L171 143V141L170 142ZM198 141H200V140H198ZM230 141V142H229ZM243 141V142H244ZM248 141V142H247ZM57 142V141H56ZM73 141H71L70 143L71 144H73L72 143ZM103 142H105V141H103ZM123 142V143H124ZM143 141H140V142H138V143H142ZM151 142V141H150ZM154 142H151V144H153ZM178 142V143H179ZM212 142V143H213ZM214 142V143H215ZM215 143V144H217L218 145V147H219V144L218 143ZM68 143V142H67ZM66 143V144H67ZM70 143H68L69 145H70ZM144 143H146V141L144 142ZM165 143V142H164ZM169 143V144H168ZM199 143L200 142H198V145H199ZM212 143H211V145H212ZM222 143V144H221ZM242 143V142H241ZM249 143V145H251L250 147H248L247 146V144ZM12 144H13V146H15V147H11L12 146ZM51 144V143H50ZM59 144V143H58ZM65 144V143H64ZM67 144V147L69 146ZM85 144H87V143H85ZM95 144V143H94ZM148 144V143H147ZM157 145V143H154V145ZM161 144V145H162ZM201 144V143H200ZM236 144V145H235ZM34 145V146H33ZM107 145L108 144H106V146H104L103 145V147L104 148H106L107 147ZM128 145V144H127ZM146 144H144V145H142L141 144V147L142 148H145V151H146V148L147 147H144ZM150 144H148V146H149ZM155 145V146H156ZM159 145V144H158ZM157 145V146H158ZM161 145H159V146H161ZM211 145H210V147H211ZM224 145H222V146H224ZM227 145H225L226 147H227ZM66 146V145H65ZM65 146H64V148H65ZM102 146V145H101ZM147 146V145H146ZM152 146V145H151ZM153 147L154 148V150H156L157 149V146L156 147ZM163 146V145H162ZM161 146V147H162ZM200 146L201 145H199V146H197V147H199L200 148ZM212 146H214V145H212ZM216 146V145H215ZM214 146V147H215ZM225 146L223 147V149L225 148ZM232 146H231V150H232ZM254 146V147H253ZM50 147H51V145H50ZM66 147V149H68ZM71 147H72V149H68L69 150V153H66L65 154V157H62V156H64V155H62L63 153H59L60 151H61V149L63 150L64 148H61V149H59L60 151L58 152V155H60V157L57 155V159H56V161H58L59 159H60V162L59 163H61V162H63V163H61V165H59V166H61L62 167V170H59L58 172L57 171H55V170H58V169H55V167L57 166H55V164H56V162H53V163H55L53 166H51L50 167V165L48 164L46 167L47 168H49V170L51 169V171L52 170H54L52 173H50L51 171H47V173H49V174H54V175H52V180H54V178H56V176H57V174L58 175H62V173H60V171H62V172H64L65 173V171H66V167H67V169L69 168V170H70V167H73V166H75L74 168H77V166H76V164H79V166L81 167V165H80V163L82 164V162L83 161H81L80 163H78L80 160H81V158H82V160L85 158L83 155H86V157H87V155H89V154H84L86 151L85 150H83L82 148H80L81 150H83V154L79 157L78 156V154H79V150H77L78 148V146L76 147V145L74 146V148H73V146L71 145ZM75 147H76V149H75ZM80 147V146H79ZM93 147H94V145H92V147L90 148L91 149V151L93 150ZM125 147V146H124ZM213 147V148H214ZM217 147V146H216ZM217 147V148H218ZM165 148V147H164ZM163 148V149H164ZM198 148V149H199ZM220 148V147H219ZM233 148V149H234ZM239 148V147H238ZM65 149V150H66ZM101 148H99V150H100ZM103 149V148H102ZM100 150L99 152H100V154L99 155H101V152H104V150ZM161 149V148H160ZM197 149V150H198ZM211 149H212V147H211ZM237 149V148H236ZM14 150H16V149H14ZM49 150V151H48ZM71 150V151H70ZM107 150V149H106ZM106 150H105V153L107 154V152L109 153V149L107 150V152H106ZM111 150V149H110ZM142 150V149H141ZM151 150H153L152 148H151ZM177 150V151H176ZM226 150H228V147H227V149L225 148V151ZM235 150V149H234ZM233 150V151H234ZM238 151H239V149H237ZM235 151L236 153L238 152V151ZM245 150V149H244ZM67 151V150H66ZM65 151V152H66ZM87 151H89L88 153H90V150L88 149ZM144 151V152H145ZM184 151H187V153L185 152L184 153ZM209 151V150H208ZM212 151V150H211ZM211 151H210V154H211ZM215 151V150H214ZM220 151H222V149H220ZM219 151V152H220ZM247 151V150H246ZM62 152V151H61ZM63 152H64V150H63ZM64 152V153H65ZM82 152V151H81ZM93 152V151H92ZM125 152H126V150H125ZM142 152V151H141ZM154 152V151H153ZM213 152V151H212ZM218 151H217V153H219ZM228 152L229 151H227V152H225L226 154H227V156H226V154L224 153V151L222 152V153H224L225 155H224V157L226 156V157H228L227 159H226V161L229 159V158H231V157H229L228 156ZM248 152V151H247ZM247 152H246V154H247ZM4 153H5V155H4ZM87 153V152H86ZM147 152H145V154H146ZM148 153H149V151H148ZM171 153V154H170ZM214 153V152H213ZM212 153V154H213ZM216 153V152H215ZM214 153V154H215ZM216 153V154H217ZM222 153H220V154H222ZM230 153V152H229ZM232 153V152H231ZM231 153H230V155H231ZM256 153H254L255 155H256ZM96 154V153H95ZM103 154V153H102ZM123 154V155H122ZM129 154V153H128ZM144 154V155H145ZM151 154V153H150ZM193 154V153H192ZM239 154V153H238ZM238 154H234L233 153V155L235 156V155H237V158L235 157V159H237V163L238 162H243L244 160H242V161H240V159H239V156H238ZM92 157L94 156L92 153L90 154ZM104 156H105V154H103ZM103 155H101L102 157H103ZM109 156H110V153L108 154ZM108 155H107V159H112V158H109L108 157ZM129 155H132V154H129ZM172 155V156H173ZM195 154H194V157L196 156ZM202 157H204V158H202ZM243 155V154H242ZM244 155H245V153H244ZM243 155V156H244ZM248 155V154H247ZM247 155L245 156V157H242V158H244L245 159V161H246V157H247ZM260 157H259V156ZM18 156V157H17ZM90 156V157H91ZM95 156H97V155H95ZM100 156V157H101ZM116 156V155H115ZM142 156V155H141ZM146 156V155H145ZM142 156V159H139V160H144L145 159V161L146 160H148L146 157H148V156H150V155H148V156ZM166 156H164V157H166ZM0 157V158H1ZM13 157V156H12ZM14 157L13 158H11L12 160H14ZM78 157H79V159H78ZM90 157H89V160H91V161H93L94 162V160H92V159H90ZM98 157V156H97ZM100 157H98V158H100ZM112 157V156H111ZM143 157H145V158H143ZM150 157V158H151ZM163 157V159H165ZM179 157V156H178ZM189 157H191L192 158V160H190V158ZM223 157V158H224ZM59 158V159H58ZM116 157H114V159H115ZM121 160H120V159ZM119 158H116V159H118L119 160V162L120 161H124V159L123 158H121V157H119ZM138 158V157H137ZM161 158V156H159L158 157V159H157V157H155V159L156 160H159ZM167 159H168V157H166ZM176 160H175V159ZM208 158V159H209ZM222 158V159H223ZM241 158V157H240ZM249 158V157H248ZM262 158V159H261ZM10 159V160H11ZM55 159V158H54ZM79 161H78V160ZM88 159V158H87ZM93 159H95V157H93ZM97 159V158H96ZM95 159V160H96ZM104 159H106V156H105V158L103 157V160ZM115 159V160H116ZM126 159V158H125ZM131 159L132 160H134L135 158H132L131 157ZM198 160V161H196V160ZM221 159V160H222ZM233 159V158H232ZM234 159V160H235ZM238 159H239V161H238ZM9 160V161H10ZM11 160V161H12ZM88 160V161H89ZM100 160V159H99ZM101 160H102V158H101ZM113 160V159H112ZM114 160V161H115ZM131 160V161H132ZM201 162H200V161ZM234 160H232L231 162L232 163H235V164H230V167L229 168H231V166H232V169H233V171L231 172V170H230V172L229 173H231V174H229L231 177H230V180H231V178L233 177V178H235L234 176V174H235V172H236V174L237 173H239L238 171H235V169L236 170H238L237 168H235L234 169V166L236 167V161L234 162ZM260 160H258V161H260ZM54 161V160H53ZM74 161H76L75 163L76 164H73L74 163ZM78 161V162H77ZM85 161V160H84ZM88 161L86 160V162L84 163L86 166H87V172H88V165L90 164V163H88ZM111 162L112 163V165L115 163V162ZM125 161H127V160H125ZM174 161V162H173ZM250 161V160H249ZM248 161V162H249ZM45 162V163H44ZM90 162V161H89ZM99 161H96L95 163H98ZM163 162V163H162ZM165 162L168 164H165ZM180 162V163H179ZM197 162V163H196ZM204 162V163H203ZM207 162V163H206ZM220 162L221 161H219V164H220ZM223 162H224V159H223ZM228 162H229V160H228ZM228 162H226L227 163V165H225L224 164V167L226 166H228ZM44 163V164H43ZM52 162H51V165L53 164ZM58 162H57V164H59ZM69 163L70 164H72L70 167H68V165H69ZM111 163H109V164H111ZM122 162H120V164H121ZM124 163H126V162H124ZM144 163V162H143ZM146 163V162H145ZM146 163V164H147ZM192 163V164H191ZM225 163V162H224ZM244 163V162H243ZM242 163V164H243ZM246 163H247V161H246ZM258 163H260V162H258ZM256 164L255 166H256V168H253V170L255 169H257V165H260V164ZM16 164V165H15ZM84 164H83V166H84ZM88 164V165H87ZM92 165H93V163H91ZM109 164H108V166H109ZM123 164V163H122ZM121 164V165H122ZM146 164H142V165H146ZM165 164V165H164ZM190 164H191V166H193V167H190ZM203 164H205V165H203ZM214 164H216L215 165V167L214 166H211V165H214ZM223 164V163H222ZM241 163H240V165H242ZM249 164V163H248ZM247 164V165H248ZM15 165V166H14ZM41 165V166H42ZM95 165V164H94ZM126 165V164H125ZM152 165V167H150ZM154 165V166H153ZM203 165V167H202V169H201V166ZM221 165V164H220ZM238 165H239V163H238ZM5 166H7L6 168L7 169H5L4 170V168H5ZM31 166H32V168H31ZM49 166V167H48ZM64 166V167H63ZM78 166V167H79ZM85 166V167H86ZM91 166V165H90ZM111 166V165H110ZM115 166L116 165H113V167L115 168ZM189 166V167H188ZM200 166V167H199ZM209 166H211V169L209 168ZM243 166V165H242ZM244 166H245V164H244ZM14 167H15V169H14ZM38 167H40V166H38ZM80 167H79V169H80ZM84 167V169H86ZM94 167V166H93ZM122 167H124V165L122 166ZM131 167V168H130ZM134 167V166H133ZM147 167V166H146ZM179 167H181V168H186V169H183V170H181L183 173H181L180 172V170L178 169ZM188 167V168H187ZM212 167H214L213 169H212ZM218 167V168H217ZM222 167H223V165H222ZM35 169H36V167H34ZM46 168V169H47ZM54 168V169H53ZM57 168H58V166H57ZM63 168L65 169V171L63 170ZM74 168H72V169H74ZM83 167H81V169H82ZM121 168V167H120ZM120 168H117L116 167V169L117 170H119ZM173 168H175L176 169V171H175V169H173ZM180 168V169H181ZM194 169V170H191V169ZM247 168H248V166H247ZM35 169H33V172L34 173H36V171L37 170H39V168L37 169V170H35ZM59 169H61V168H59ZM71 169V170H72ZM78 169V168H77ZM76 169V170H77ZM78 169V170H79ZM177 169H178V172H180V174H178V172H177ZM190 169V170H189ZM196 169V170H195ZM222 169H225V168H222ZM246 169V168H245ZM251 169V168H250ZM249 169V170H250ZM258 169H260L259 167H258ZM14 170V171H13ZM30 170V171H29ZM43 171L44 169H41L40 168V171ZM75 170V169H74ZM73 170V171H74ZM83 170V169H82ZM81 170V171H82ZM121 170V169H120ZM172 170H174L173 172H172ZM205 172V174H203V172ZM219 170H221V169H219ZM247 170V169H246ZM246 170L244 171V168H240V173L241 172H245L246 174H247V172H246ZM262 170L263 169H261V172H262ZM26 171V173L25 174H23L24 172ZM40 171H37L38 172V176H41L40 174H41V172ZM44 171H46V170H44ZM71 171L72 172V174L73 173H75L76 171ZM84 171V170H83ZM82 171V172H83ZM148 171L150 172V173H148ZM186 171V172H185ZM226 171V170H225ZM248 171V170H247ZM260 170H258V172H259ZM55 172H57V173H55ZM70 171H68L67 170V172L66 173H71ZM77 172H80V171H77ZM76 172V173H77ZM82 172H80V173H82ZM117 171H115V173H116ZM133 172L135 173L134 174V177H132L133 175ZM170 172H171V174L173 175V178H174V176H176L174 179H171L172 178V175L170 174ZM184 172H185V174L187 173V178L188 179H190V180H188V179H186V180H188L187 181V183H190V181H192V179L194 178V177H196V176H193L194 174L195 175H198L197 176V178H200V180H204V179H201V177L203 178V176H205L204 178H206V180H204V181H206V182H204L203 183V185L202 186H200L199 188H198V190H199V192H198V190H197V185L196 186H194V188H196V190H197V193L195 192V194H194V196L193 195H191V196H193V197H190L189 195L192 193V191L193 190H195L194 188H193V190L192 191H189V192H191V193H189V194H187L188 196H189V199H190V201L192 200V203L189 201V199H186L185 198V200H186V202H185V200H184V202L186 203V204H184L183 205V207L186 205V207H188V209H189V206H191L190 207V209L189 210H187V209H185V210H187V211H184V208L181 206V207H179V210H178V208L176 207V205L174 204L175 202H176V200H179L178 198L180 197H177V195H176V191H175V189H176V185H174L175 186V189H173V188H171V192L172 191H174V193L172 192V195H171V192H170V194L169 195H171V196H169V198L167 199L168 201H166V204L168 203V205L167 206H165V208H161V206L158 204V202H157V192H155L156 190V185L158 186V188L157 189H159V188H162V187H164V182L165 183H169L170 182V184H173V183H179V182H177V181H179L178 179L180 178V180L181 181H183V179L185 180V178H183V177H185V175H183V177L181 176L182 174H184ZM193 172V174L192 175H190L191 173ZM196 172V173H195ZM222 172H224V170H222L220 173H222ZM227 172V171H226ZM227 172V173H228ZM234 172V173H233ZM244 172H243V175H244ZM254 172H256V171H253V173ZM258 172H256V174H258ZM264 172V171H263ZM262 172V173H263ZM4 173V172H3ZM4 173V175H6ZM22 173V174H21ZM27 173V174H28ZM40 173V174H39ZM44 172H42V175L43 176H45L44 174H43ZM60 173V174H59ZM113 173V172H112ZM177 173V174H176ZM225 173V172H224ZM261 173V175H263V177H260V178H262V179H260V178H258L259 176H261V175H258V177H257V179L258 180H264L263 178H264V173L262 174ZM18 174H20L19 176H18ZM69 174H68V176H67V179L68 178H70V176H69ZM83 174H84V172H83ZM86 174V173H85ZM120 174V173H119ZM168 174V176H170L171 178H169V177H167L166 175ZM256 174H253V176H257ZM259 174H260V172H259ZM17 175V177H15ZM35 175H37V174H35ZM88 175V174H87ZM113 175H115L114 173H113ZM160 175V176H159ZM178 175H180L181 177H179ZM223 175V174H222ZM221 175V176H222ZM233 175V176H232ZM239 175V174H238ZM242 175V174H241ZM241 175H240V178H241V180H243L244 178L246 179L245 181H248V180H251V182L249 183V185L251 184L252 186H254L255 187V185L256 184H252V181L253 182H255L256 183V179H255V181L254 180H252V179H254V178H251V179H249L248 177H245V175H244V178L242 179V177H241ZM6 176V178H8ZM26 176V175H25ZM25 176H24V178H23V176H22V178L25 180ZM54 176V177H53ZM120 176V175H119ZM136 176V177H135ZM157 176H159V177H157ZM166 176V177H165ZM192 176H193V178H192ZM227 176H228V174H227ZM237 176V175H236ZM252 176V177H253ZM5 177V176H4ZM48 177V178H47ZM51 176L50 175H46V179H48V180H50L51 178H50ZM115 177H117V174L115 175ZM114 177V178H115ZM123 177V178H122ZM179 177V178H178ZM190 177V178H189ZM220 177V176H219ZM224 177H225V175H224ZM239 177V176H238ZM238 177H236L235 178V180L232 178V182L233 181H236V179H239ZM11 178V180L12 181H10V180H5V178L3 179V181H5V182H1L2 184H5L4 186H2V184L0 185V186H2V187H4V191L2 190V187H1V189H0V264H60V262H58L57 260H55V258L51 255V254H49L48 252H46L43 248H42V246H40V244L37 242V240H38V238L40 239V238H43V239H45L46 241H47V243H49L51 246H52V248L54 249V253H63V255L65 254V255H69V258H74L75 259V261H74V259L72 260L73 261V263L74 264H102L103 263V260H102V262L100 261L101 259H103V257L102 258H99V253H97V251H98V249L97 248H95L96 246L94 245L95 243H96V241H97V239H95V236H97V234H98V229H97V233L95 234V232L94 233H92L93 235L92 236H94V238H90L89 239V242L88 243H91L90 241L93 239V241H95V242H93L92 241V243L91 244H93V246H95L94 248H95V254L96 255H94V251H93V254H92V250L94 249H91V250H88V249H90L89 247H90V245H88L87 246V248H81V250L82 251H84V252H86V253H88L87 251H90L89 253H90V255L88 254H86V253H84V252H81V250H80V248L78 247V242H77V240L79 239V240H83V241H85V242H83L82 241V243H85L86 245L88 244L87 243V240H88V236L90 235V234H87L88 232H89V229H90V227L93 225V226H95V224L93 223L92 225L88 222V221H90L91 222V220L92 219H90V220H88V221H86L87 223H89L88 225L86 224V227H87V229H88V227H89V229L87 230L86 229V231H87V233H85V236L84 237H79V236H77V235H79V234H77V233H79V231L77 230H75V227H76V225H77V227H79L80 228V226H78L79 224H81V223H79V224H74V218H72V217H70V216H76L75 215V213H74V215H72L73 214V212L75 211V212H77V210L79 209V211H81V209H82V207H83V205L86 203V204H88L89 206H90V199H89V201L87 202L86 200H88V199H84L85 200V203H83L84 201H82L80 198V201H81V203H83L82 204V206H81V208L79 207V208H76L73 212H71L72 214H69V216L68 215H66L69 219V221L70 222H68V220H67V223H70L69 225L67 224H63V223H61V224H59L58 226H60V225H62L63 224V226H65L66 228V230H62V227L60 226V227H58L56 224H55V226H53V224H54V222H56L57 223V221H58V219L56 218V221H54L53 220V222H52V225H51V223L48 221L49 219V217L48 216H46V215H44L46 212H43L42 213V211L43 210H46V209H44V208H41V209H43L42 211H40V209L39 210H37L36 209V207L37 208H39L38 206L39 205H36V206H34L33 204H30L29 206H27L26 205V203L27 202H25V203H23V205H25V206H22V204H20L19 202H17V198H19L18 196H16L17 198H16V201H13V197H14V199H15V195L14 194H12V193H14L13 191L15 190V189H13L12 187H11V185L12 184H16V182H14V181H16V179L15 180H13ZM21 178V176H20V179H18L19 181H17V182H19L20 183V180L22 179ZM50 178V179H49ZM62 178H64L63 176H62ZM119 178V177H118ZM166 178H169V180L171 179V180H174L175 182H171V180L169 181V180H167ZM192 178V179H191ZM228 178H229V176H228ZM248 178V179H247ZM23 179L21 180V181H23ZM116 179V178H115ZM165 179V180H164ZM176 179H177V181H176ZM219 179V178H218ZM216 180V182L214 181V183L216 184V183H219V182H217V181H219V180H221V179H219V180ZM224 178L222 177V181H224L223 180ZM66 180V179H65ZM114 180V179H113ZM113 180H111L112 182H113ZM186 180L185 181H183V182H186ZM197 180V179H196ZM226 180V179H225ZM229 180V179H228ZM227 180V181H228ZM9 181L11 182V185L10 184H8L9 183ZM55 181V180H54ZM110 181V182H111ZM168 181V182H167ZM222 181L220 182V183H222ZM244 181V180H243ZM243 181H241V182H243ZM245 181H244V183H245ZM6 182H8L7 183V185H10L9 187L6 185ZM157 182V183H156ZM158 182H159V184H158ZM183 182H182V184H183ZM201 182H203V181H201ZM229 182V181H228ZM227 182V183H228ZM232 182H230V184L232 183ZM237 182V181H236ZM240 180L237 182V184L239 185L240 183ZM116 183V182H115ZM115 183H113L114 185H113V187L115 188ZM161 183V184H160ZM199 183V182H198ZM226 183V184H227ZM18 184V183H17ZM67 184V183H66ZM65 184V185H66ZM108 184V183H107ZM105 185V186H107V189L106 190H108V189H110L111 188V190H112V188L113 187H110V188H108V185ZM169 184V185H170ZM180 184H181V182H180ZM194 184H197L196 183V181H195V183ZM199 184H201V183H199ZM214 184V185H215ZM223 184H225V182H223ZM230 184H227V185H230ZM233 184H234V182H233ZM233 184H231V186H227V187H236V184H235V186H232ZM261 184H262V181H261ZM68 185V184H67ZM166 185V184H165ZM178 185V184H177ZM184 185H186V183H184ZM207 185V184H206ZM218 185H221V184H218ZM247 183H245V186L246 187H243L244 185H243V183L242 184H240L239 185V187L241 188V189H243L242 191H246L245 190V188H249V190H250V187H252V186H248L247 187ZM5 186H6V188H5ZM133 186H135V188H136V190H134V188H133ZM154 186L156 187V188H154ZM159 186H161V187H159ZM180 186H182V185H180ZM188 185H186V187H187ZM192 186V187H193ZM216 186V185H215ZM223 187H222V189H224V190H221L220 191V189L218 190L219 192V194L217 193L216 195H213L212 196V198L214 199V200H217V199H215V197L217 196H222V197H224L225 196V198H228V197H230L229 195L226 197V194H224V196L223 195H221V194H223L222 192L224 191V193H226V186L225 185H222ZM130 187H132L133 188V190H134V192H133V190H131V191H129V189H130ZM170 187H173V185L171 186L170 185ZM177 187H179V186H177ZM205 187V186H204ZM218 187V186H217ZM236 188L237 190H241L240 188ZM253 187V188H254ZM257 187V190L260 188H262L263 187V184H262V187H259V186H256ZM259 187V188H258ZM7 188H9V189H7ZM13 190H12V189ZM131 188V189H132ZM205 188H207V186L205 187ZM220 188H221V186H220ZM7 189V190H6ZM184 189H185V187H184ZM204 188L202 187L201 188V190H203ZM212 189V190H211ZM227 189H229V188H227ZM231 190H233L232 188H230ZM235 189V188H234ZM256 189V188H255ZM10 190H12V193H8V191L9 192H11ZM110 190V191H111ZM187 190H188V188H187ZM195 190V191H196ZM205 190V189H204ZM215 190V189H214ZM256 190V191H257ZM262 190H264V189H262ZM261 190V191H262ZM7 191V192H6ZM121 191H122V193H121ZM135 191H136V193L137 194H139V193H141V195H136V193H135ZM140 191V192H139ZM159 191V190H158ZM236 191V190H235ZM253 190H251V192H252ZM255 191V192H256ZM6 192V193H5ZM106 192V191H105ZM108 192V191H107ZM106 192V193H107ZM194 192V191H193ZM202 192V191H201ZM200 192V193H201ZM204 192V191H203ZM210 192H209V195H210ZM228 192V191H227ZM251 192H248V193H250V194H252ZM255 192H253L254 194H255ZM264 192V191H263ZM262 192V193H263ZM8 193V194H7ZM106 193H105V195H106ZM112 193V192H111ZM125 193V194H124ZM156 193V194H155ZM178 193V192H177ZM181 193H183V190L181 191ZM230 193H232L233 194V196H231V198L233 199V198H235V197H237L238 195H240L242 192H237L236 191V193H238V195H235L234 194V190L233 191H230L229 190V194ZM257 193H259V194H262V193H260V191H257ZM13 195V197L11 196V195ZM87 194V193H86ZM96 194V192L94 193L93 192V195H95ZM98 194V193H97ZM122 194V195H121ZM231 194V195H232ZM244 194V193H243ZM245 194H246V196H249V194L247 195V193L245 192ZM245 194H244V196H245ZM254 194H252L253 196V198L254 199H256L255 201H260V202H262L263 200L261 199V200H257V196H254ZM89 195H91V194H89ZM93 195H91V197L93 196ZM103 196H101V194H100V196L102 197V199H104V198H106V196H104V194H102ZM109 195H110V193H109ZM116 195V196H115ZM175 195V196H174ZM210 195V196H211ZM256 195V194H255ZM263 195H264V193H263ZM11 196V197H10ZM84 196L85 195H83V198H84ZM99 196V194L97 195V197L98 198H100L99 199V201H101V197ZM138 196V197H137ZM185 195H183L182 196V198L184 197ZM241 196H242V194H241ZM241 196H239V197H241ZM62 197V196H61ZM86 197H89L90 198V196H86ZM104 197V198H103ZM107 200H109V196L107 195ZM175 198L176 200H175V202H174V199H173V202H172V200H171V198ZM216 197V198H217ZM219 197V198H220ZM221 197V198H222ZM263 197V196H262ZM22 199V202L24 201L23 199H25V200H29V199H26V197L25 198H23V197H21ZM82 198V197H81ZM96 198V197H95ZM98 198L96 199V200H98ZM192 198V199H191ZM207 198V197H206ZM205 198V201H207V199H209L210 198V200L212 199L211 197H209V198H207L206 199ZM218 198V200H219V202H222L223 201V204L220 206L219 205V209H218V205L217 204H219V202H218V200L216 201L217 202V204H216V206L215 207H217V210H218V213L220 214V213H225V211H227L228 212V207H227V210H225L224 212H221L220 211V207H222V209L224 208V204L226 203L225 201H224V199H222V201H220V199ZM242 198V197H241ZM60 199V198H59ZM78 198L77 199H75L74 198V200H79ZM118 199V200H117ZM155 199H157V200H155ZM212 199V200H213ZM236 199V198H235ZM233 199V201L231 200V199H229L228 201H227V199H226V201L228 202V204L230 203V201H232L231 202V204H234L235 202H236V200L238 199ZM240 199V198H239ZM239 199L237 200V203L239 202ZM243 199H246V198H243ZM248 200H249V198H247ZM252 198H250V200H251ZM253 199V200H254ZM61 200V199H60ZM93 202H91V203H93L94 204V199L92 198L91 199ZM110 200H112V197L110 198ZM171 200V201H170ZM201 200H203L204 201V199H201ZM209 200V201H210ZM248 200H246V201H248ZM250 200L248 201V203L250 202ZM19 201V200H18ZM119 201V202H118ZM208 201V202H209ZM244 201L245 200H241L240 199V202H242V203H244ZM245 201V202H246ZM29 202H30V200H29ZM43 202H46L45 200L43 201ZM65 202V201H64ZM75 202V201H74ZM73 198H72V200H71V203L69 204V207H71L72 208V205H73ZM79 202V201H78ZM78 202L75 204L76 206H79V205H77L78 204ZM190 202V203H189ZM215 201L213 202V203H216ZM238 203V204H240L241 205V203ZM80 203V202H79ZM95 203H97L96 201H95ZM99 203V202H98ZM97 203V204H98ZM177 203V202H176ZM196 203V204H195ZM198 203V204H197ZM209 203H212L211 201L209 202ZM209 203H207V204H209ZM262 203H264V201L262 202ZM44 204V203H43ZM63 206L65 205V207H68L65 203L63 204V203H61ZM61 204H59V206H58V209H59V211H60V208H61V210L63 209L64 210V208H62L60 205ZM72 204V205H71ZM93 204H91L92 206H91V208H93L94 207V205ZM104 204H105V202H104ZM192 204V205H191ZM206 203H205V205H207ZM231 204H229V205H231ZM244 204H246L247 205V203H244ZM244 204H242V205H244ZM33 205V207H35L34 209H33V207H31ZM71 205V206H70ZM96 205V204H95ZM115 205V204H114ZM158 205L160 206V208L158 207ZM188 205V206H187ZM196 206V207H192V206ZM214 205V204H213ZM224 205V206H223ZM74 206V205H73ZM75 206V207H76ZM85 206V205H84ZM117 206L115 207V208H117ZM86 207V208H85ZM83 209H84V212H85V210L86 211H88L87 212V214L89 215V217L91 216L90 215V211H89V209H91V208H87L88 206H85ZM163 207V206H162ZM185 207V208H186ZM201 207V208H200ZM231 207V206H230ZM55 208H56V210L54 209V211L56 212L58 209H57V207L55 206ZM69 209V210H73V209ZM114 208V207H113ZM113 208H111V212L112 213H108V214H111V217L112 216H114L113 218H114V220H113V218H111V217H109L110 215H105V217H109V218H111L112 219V221H113V223L115 222V221H117V219L119 218V217H117L116 215H120V217H121V214H119V211L121 210H119L118 209V211L117 210H115V208H114V210L116 211V212H113L112 210H113ZM121 208H123V207H121ZM180 208H181V211H180ZM48 209V208H47ZM231 209V208H230ZM229 209V210H230ZM34 210V211H33ZM36 210V211H35ZM51 210V209H50ZM122 210V211H123ZM128 210V211H127ZM193 210V211H192ZM208 210V211H209ZM215 210V212H213ZM214 210H211V211H209L207 214H211V212H212V214L214 215V213L216 214L217 213V210L216 209H214ZM233 210V207H232V209L230 210V211H232ZM53 211V212H54ZM59 211H57V212H59ZM66 211V213H64ZM65 211L64 212H61L62 213V215L64 214H68L67 213V211H68V208H65ZM132 211V210H131ZM157 211H159V213L157 212ZM192 211V212H191ZM220 211V212H219ZM50 212V211H49ZM48 212V213H49ZM52 212V211H51ZM53 212L51 213V214H53ZM55 212H54V214L53 215H55ZM69 212V211H68ZM199 211H197V213H198ZM201 212V213H202ZM47 213V214H48ZM60 213V214H61ZM70 213V212H69ZM77 213H79V212H77ZM86 213V212H85ZM84 213V214H85ZM115 213H116V215H115ZM123 213V212H122ZM189 213H192V214H189ZM57 214V213H56ZM59 214V213H58ZM114 214V215H113ZM125 214H123V215H125ZM138 214V213H137ZM190 215V217H187V216H189ZM206 213H205V215L203 216V214H201L203 217H199V218H197V219H199L201 222H202V220H203V222L202 223H205V224H207V226L205 225V228L207 227V229L208 228H211L210 227V222H213L214 223V226L216 227L218 224H215V221H216V217L217 218H221L220 216L221 215H223V214H221V215H219V214H216V215H218V216H216V215H214V217L212 216V215H210V216H212V218H213V221H212V219H211V217L209 218V217H207L206 215H207ZM52 215V216H53ZM62 215H56L57 217H59V218H61L60 216H62ZM63 215V216H64ZM191 215H193V216H191ZM49 216H51V215H49ZM66 216L64 217V218H66ZM87 215L85 214V216H83L84 218H87V219H89V217H86ZM177 217L178 219H179V224H178V219L176 220L177 221V224L179 225V227H178V231L176 230L177 229V225H176V223L175 222H173V223H171V219H173L172 217ZM231 216V214H229V217ZM116 217V218H115ZM138 217V218H139ZM187 217V218H186ZM64 218H62L61 220L63 221V222H65L66 220H63ZM73 220H71V219ZM93 218V217H92ZM204 218H206L205 219V221H204ZM208 218V219H207ZM223 218V217H222ZM225 218V217H224ZM228 218V215H227V217H226V219ZM67 219V218H66ZM86 219V220H87ZM108 219V218H107ZM111 219L110 220H107V221H111ZM121 219H122V217H121ZM149 219V220H148ZM176 219V218H175ZM175 219H174V221H175ZM185 219H187V220H185ZM196 219V222L198 221L199 222V225L201 224L202 225V223L199 221V220H197ZM202 219V220H201ZM60 220V219H59ZM171 220V221H170ZM215 220V221H214ZM218 220H221V223H222V220L223 219H218ZM218 220L216 221V223H219L218 222ZM228 220H231V218L229 219L228 218ZM227 220V221H228ZM82 221V220H81ZM106 221V222H107ZM118 221H120V219L118 220ZM132 222H133V220H131ZM130 221V224L132 223ZM134 221V222H135ZM170 221V223L173 225H175V227L176 228H174L176 231H174L173 230V228L171 227V229H170V227H169V224L170 223H168V222ZM206 221H210V222H206ZM225 221V220H224ZM226 221V222H227ZM61 222V221H60ZM71 222H73L72 223V225H71ZM133 222V223H134ZM145 222V221H144ZM226 222H223V224H225V226H226ZM229 222V221H228ZM12 223H18V224H25L26 225V227H28V234L27 235H23V236H18L17 234H15L12 230H11V228H10V226H11V224ZM59 223V222H58ZM108 223V222H107ZM107 223H105V226L106 225H108L109 223H111V222H109L108 224ZM118 223V222H117ZM133 223L131 224V227H132V225H133ZM168 223V224H167ZM186 223H184L185 224V227H186ZM231 223V224H230ZM230 223H228V224H230V226L232 227V225H233V223L232 222H230ZM73 224L75 225L74 226V228H73V230L72 229H70L69 228V226L71 225L72 227H73ZM112 224V223H111ZM111 224H110V226H111ZM144 223H142V225H143ZM197 224V223H196ZM223 224H221L220 226L222 227L223 226ZM83 225V224H82ZM113 225V224H112ZM116 225V222L114 223V225L113 226H115ZM135 226L137 225V223H135L134 224ZM150 225V226H149ZM171 225V226H172ZM173 225V226H174ZM235 225V224H234ZM57 226V227H56ZM70 226V227H71ZM85 226V225H84ZM109 226V225H108ZM134 226V227H135ZM145 225H143V227H144ZM146 226H147V223H146ZM203 226V225H202ZM209 226V227H208ZM219 225L217 226L218 228H219V230H221L222 228H225L224 226L221 228ZM56 227V228H55ZM76 227V228H77ZM142 227V226H141ZM147 227V228H148ZM169 227V228H168ZM195 227H198V224H197V226L195 225ZM215 227H213V228H211L212 229V231H211V229H209V231L207 232V231H205L204 233H201V229L202 230H204V228H201L200 229V227L199 228H197V230L198 229H200V231H198L197 232V230H195V229H193V230H195V232L198 234L199 233V235H200V233H201V235H204L205 233H207L206 235H208V233L209 232H212V233H209L210 235V237L209 236H207V237H209V238H207L205 235H204V242L206 243V245L205 244H197L198 242H199V240H200V238H201V240H202V242H203V237H201V235H200V238H199V236L198 237H195L196 235L194 234V233H192L193 231H189L188 233H187V231H186V234L188 235L189 233V235H191V234H193L192 236H194V237H192L191 236V239H190V237L189 236H187V237H189V238H187V237H185L184 235V237L183 236H181V234H183L184 233V231H182L181 232V234H179V236H181L182 237V239H180V237H179V239L177 238V237H174L175 238V240L174 241H177V240H183V238L186 240V242H188L189 240L188 239H190L191 241H192V239L194 238V240L193 241H195V243H196V245H199L200 247H198L196 250H198L199 252L201 251L202 253H201V255L203 256L205 253L201 250V248L203 247V246H205L204 248H206L207 247V245H209V244H211L210 245V249L209 248H207V249H209V250H212V252L211 253H214V254H209V255H211V258H210V256H209V258L210 259H214V258H212V256L214 255V256H218V255H220L221 254V249H220V254H219V247L217 246V248H215L214 249V247H215V245L216 244H213L214 243V241H216V240H218V238L215 240L214 239V241H212V243H211V240H210V238H211V236H213L214 235V233L216 232V230H215V232L213 233V229H215ZM236 226H234V228H235ZM59 228V229H58ZM60 228H61V230H60ZM68 228V229H67ZM95 227H93V229H94ZM147 228H145V229H143L144 230V232H146V230L148 231V229ZM221 228V229H220ZM226 228H228V229H225L226 230V232H225V230H223V236H227L226 235V233H227V230H228V232L229 231H231L230 233H227V234H230L231 235V233H232V231L234 230V228H233V230L231 229V230H229V225H228V227L226 226ZM256 228V227H255ZM64 229V228H63ZM69 229L71 230V232H69L68 233V231H69ZM81 229V228H80ZM83 229V228H82ZM91 229H92V227H91ZM91 229H90V233H91ZM142 229V228H141ZM261 229V228H260ZM68 230V231H67ZM76 232H75V231ZM84 230V229H83ZM171 230V231H170ZM172 230H173V233H171V235L170 236H166L167 234H170L169 233V231L170 232H172ZM185 230V229H184ZM186 230H187V228H186ZM235 230H236V228H235ZM253 230H254V227H253ZM255 230H257V228L255 229ZM255 230H254V232H255ZM258 230H259V228H258ZM33 231H36L37 232V239H34L33 237H31L32 235V232ZM62 231H65V232H67L68 234H64V232L63 233H61ZM82 231V230H81ZM95 231H96V229H95ZM165 231V232H164ZM222 231V230H221ZM221 231H219V234H216L215 233V235H216V237H217V235H218V237L220 238V236H221ZM262 231V230H261ZM260 231V232H261ZM72 232H75L74 234H76V237H75V235L74 236H72V234H71V236H69L70 235V233H72ZM84 232H85V230H84ZM84 232H82V233H84ZM203 232V231H202ZM259 232V231H258ZM82 233H81V235H82ZM146 233H148V232H146ZM146 233H145V235H146ZM217 233H218V231H217ZM256 233H257V231H256ZM255 233V234H256ZM64 234V235H63ZM86 234H87V239H86ZM149 234H147V235H149ZM185 234V233H184ZM144 235V234H143ZM229 235V237L228 238H230L231 236ZM264 236V234L262 233L260 236ZM173 236H171V238L173 237ZM262 236V237H263ZM79 237V238H78ZM148 237V236H147ZM146 237V238H147ZM215 236H213V238H214ZM215 237V238H216ZM222 237V236H221ZM261 237V238H262ZM33 238V239H32ZM75 238V239H74ZM77 238V239H76ZM83 238H85L86 240H84ZM97 238V237H96ZM145 238V239H146ZM174 238H172V239H174ZM176 238H177V240H176ZM197 238H199V240H197ZM142 239H143V237H142ZM171 239V240H172ZM210 240V243H208L207 244V242L205 241V240ZM212 239V238H211ZM232 239V238H231ZM233 239H234V237H233ZM260 239V238H259ZM263 239V238H262ZM262 239H260V240H262ZM165 240H163L164 242H163V247L165 248V246L167 247V245H169V246H171L170 245V242H171V244H172V241H170V239L168 238V242H169V244H168V242L166 243L165 242ZM185 240H183V241H185ZM198 242H197V241ZM201 240H200V242H201ZM213 240V239H212ZM146 241H148V238L146 239ZM145 241V242H146ZM173 241V242H174ZM191 241H189V244L192 246V244H191ZM219 241H220V239H219ZM226 242V241H225ZM229 242H231V241H229ZM261 242V241H260ZM151 243V242H150ZM164 243L166 244L165 246H164ZM193 243V242H192ZM218 243H220V242H218ZM222 243V242H221ZM262 243V242H261ZM153 244V243H152ZM155 244V243H154ZM160 244V243H159ZM176 244V243H175ZM177 244H178V242H177ZM180 244H183L182 242L180 243ZM184 244H186V243H184ZM183 244V245H184ZM188 244V243H187ZM188 244V245H189ZM79 245H81V247L83 246H85V245H83V244H81V242H80V244ZM97 245V244H96ZM150 245V247H151V250H150V252L152 251L153 252V250H156L155 252L157 253V254H159V255H155L156 257H155V259H153L154 258V254H156L155 252H154V254H151L152 256H153V258H152V256L150 257L149 256V253L150 252H148L147 250H145V252L147 251L148 252V256L147 255H145L144 254V252L142 251V253L144 254L143 256H141V257H143L142 259H141V257L139 258L138 257V255H142L141 254V251H139L140 252V254H138L137 255V257H136V261L135 262H133V258H135V257H131L130 258V260H128L127 258L125 259V260H128L129 261V263H131V261H132V264H175V263H177V264H180V263H182L181 261L184 259H181L182 257H185L186 255V257H188L189 258V256H188V252H189V254L190 253H192V255H194V256H197L196 254L198 253L199 254V252H195V251H192V248H193V246L190 248L188 245H184V249H185V247L187 248V249H185V251L187 252V250H188V252H187V254H183V253H181V252H183V246H179L178 245V248H180V249H182V251H179L178 252V250H180V249H178L175 245H174V243L172 244V245H174L175 246V248H174V250H177L176 251V254L179 256V255H182L181 256V258H180V256L179 257H177L176 255H175V257H177L176 259H179L180 261V263H178L177 262V260L175 261V257H174V261H175V263L174 262H171V257L169 258V253H172V250H173V246L172 247H170V249L168 248H165V249H167L166 251H165V253L164 252H162V253H164L163 255H162V253H161V255H160V253H158L157 252V248H161L159 245V247L158 246H156V245H153V247H152V245L151 244H149ZM214 245V246H213ZM264 245V244H263ZM155 246L157 247V248H155ZM189 247V249H188V247ZM182 247V248H181ZM212 247H213V249L216 251V252H218V253H216L215 251L213 252V249H212ZM263 247V246H262ZM79 248V249H78ZM91 248H92V246H91ZM177 248V249H176ZM204 248H202L203 250H204ZM220 248H222V247H220ZM139 249H141L142 250V248H139ZM162 249V248H161ZM160 249V250H161ZM172 249V250H171ZM195 248H193V250H194ZM207 249H205V250H207ZM263 249V248H262ZM149 250V249H148ZM159 250V249H158ZM173 250V251H174ZM191 250V251H190ZM204 250V251H205ZM205 251V252H210V251ZM264 250V249H263ZM162 251V250H161ZM171 251V252H170ZM168 252V253H167ZM186 252H184V253H186ZM223 252V251H222ZM80 253H82V254H84L83 256H82V254L80 255ZM174 253H175V251H174ZM178 253H181V254H178ZM204 253V254H203ZM208 253H206L205 254V256L207 255L208 256ZM262 253V252H261ZM99 256H98V255ZM101 254V253H100ZM217 254V255H216ZM263 254V259H264V253H262ZM262 254H260V255H262ZM93 255V256H92ZM201 255H199V256H201ZM222 256H224V252H223V254H221ZM258 255V254H257ZM256 255V256H257ZM146 256V257H145ZM163 256V257H162ZM170 256H173L172 254L170 255ZM198 256V259L200 258ZM201 256V257H202ZM204 256V257H205ZM213 256V257H214ZM221 256V257H222ZM101 257V256H100ZM193 257V256H192ZM219 257V256H218ZM217 257V258H218ZM220 257V258H221ZM259 257V256H258ZM261 257V256H260ZM262 257L260 258V259H262ZM139 258V259H138ZM145 258V259H144ZM146 258H148V259H146ZM206 258H208V257H205V259H204V262H206L205 260H206ZM217 258H215V259H217ZM223 258V257H222ZM192 259H196V261H194L193 262V260ZM202 259V261H203V257L201 258ZM209 259V260H210ZM172 260V261H173ZM257 261H261V260H258V258L256 259ZM255 260V261H256ZM128 261H127V264H129L128 263ZM185 262H186V260H184ZM187 261H188V259H187ZM190 263H196L197 264V258H191L190 257ZM200 261V260H199ZM101 262V263H100ZM214 262H215V260H214ZM218 262V261H217ZM217 262H215V263H217ZM126 263V262H125ZM124 263V264H125ZM189 263V264H190ZM199 263V262H198ZM203 262H201V264H202ZM206 263H208V262H206ZM206 263H204V264H206ZM256 263V262H255ZM254 263V264H255ZM261 262H257V264H260ZM113 264H115V262L113 263ZM116 264H118V263H116ZM120 264V263H119ZM185 264V263H184ZM186 264H188V262L186 263ZM209 264V263H208ZM218 264H221V263H219L218 262ZM261 264H264V260H263V262L261 263Z\"/></svg>", "mask_w": 264, "mask_h": 264}, {"label": "rangeland", "instance_id": "2", "mask_svg": "<svg viewBox=\"0 0 264 264\" xmlns=\"http://www.w3.org/2000/svg\"><path fill=\"white\" fill-rule=\"evenodd\" d=\"M4 1H5V0H4ZM16 1H17V0H15L14 3H11V2H13V0H10V1H9V0H6V2H10V3H7V5H8L7 10L9 9L8 12L10 11L9 14H11V11H13V10H11V9L16 10L17 8L20 7V4H18V1H17V3H16ZM53 1H54V4H55V5H54V4H52V5H54V6L50 5V7H49V11H48V15L56 16L57 19H55L54 22H57V20H60V21L62 22V25H63V26H69L71 29L73 28L72 30L70 29V31H69V29H68L69 27H68V28H67V27H66V28H65V27L63 28L64 30L66 29V32H65L64 35H63V37L65 36V38L63 39L64 42L61 41L62 39L60 40V39L57 38V37L55 38L53 35H56V33H55V34H52L55 30H53V31L48 30V29H47V26L44 25V24H41L40 26L37 25L38 28H36V27H37V26H36V27H34V29H33V27L31 26V25H32L31 23H33L34 20L32 21V20H31L32 18H29L31 22H30V21L26 22V21H27V18H26L27 16L25 17V16L23 15L24 12H22V11H19V13L21 12V13L19 14V16L21 15L20 18L17 17V16H16V17H13V15L11 14L12 17L14 18L12 21H11V18H12L11 16H6V15H8V12H5V11H4V13H3V11H0V12L3 13V15H2L1 17H2L3 22H4V24H3L4 26L2 27V31H1L2 34H5L4 32H6V31H10V34L7 32V35L9 34L8 36H11V33H12V32H13V33L15 32V34L18 36V37H16L15 34H12V36L9 37V38H12L13 40L10 39V40H7V42H8V41H11V43H10V42H8V43H10V44L12 45V43H14V40H15L16 43H14V44L18 45V47H17V46L14 47V44H13V46H11V47H13V48H10V47H9L11 51L8 50V52H6L5 55H4L3 58H2L3 60L7 61V62H3V63H5V64H4V67H5V65L8 64V61L10 62V61H11L10 59L14 58V57H12V58L9 59V57H10L11 55L14 56V54H16L15 57H17V56L19 57V59H17L18 57L15 58L16 60H18V62H16L17 64L15 63V61H13V60H15V59H12V62H14V63H13L14 65L10 62V63L7 65V67H6L7 69L5 68L6 73H8L9 70L12 71V72L9 71V73H10V72L13 73V71L15 72V74H11L12 76L10 75V77H9V78H10V81H11V79L15 78L16 76L18 77V80H19V81H21V80L23 79V77H24V78H26V77H27V78L30 77V79H27V78H26L25 80L23 79L24 81L27 80V82H31V81L33 80V79L31 80V77L34 78V80H35L36 78H38V79L41 78V80H45V79H47V78H46L44 75H48V74H51V73H55L53 70H51V68H52L51 65H53V64H52L53 61H56V59H57V61L60 62V63L56 62V63H54V66H53V67L58 66V67H56L57 69H56V68H52V69H56L57 71H58V69H59V65L61 64V62H62V63H63V61H66V62H67V63L65 62L66 66H64V68L66 67V69H63V66L61 67V65H60L61 70L59 69V71H60L61 74H60V73H59V74H60V76H61V79H63V78H68L69 75H67V74L69 73V70H70L71 72L73 71L72 74L69 73L70 76L73 75V74H75V75H73V76H76V78H74V79L77 80V81L80 80V79L83 78V77H84V78L87 77V79H88V76H89L88 74H90V75H91V74H92V75H93V74H96L97 77H98L99 75L103 74L102 76L104 77V79H108V78H109V79H110V78L112 79V75H113V79L119 81V78H120V77L123 78V74H122V73H123V72L125 73V72L129 69L130 71L132 70L131 73H133V74H130V73H129L130 71L128 70V71H127L128 73H127V72L125 73V74H127L128 76H130V77L127 76L128 79L132 77L131 75L134 76L135 73L137 74L136 71L138 70V74H139V76H140V78H141V82H145V81L147 82L148 80H145V81L142 80L143 77H141V76H143V75L140 74V71H139V70H141V69L143 70V69H144V70H143L144 72L141 71L142 73L146 74V75H144V76H146V78H144V79H147V78L150 79V74H152L153 69H154V70L156 69L155 67H153V69H152L153 64H155V62H158V63H159V64L157 63V64H155V65H156V67H157V65L159 66V68H157L156 71H158V72H159V75H161V73H163L164 71H166V70L168 69V63H166V62L168 61V62H169V65H170L172 62H173V64L177 65V66H175V65L172 64L174 68H175V67L177 68V67L179 66V67H178V68H179V71H180V72L182 71V73L187 71V69H185V68L191 67V66H193V65H194V66L191 67V69L193 70L192 73H195V72H196V73H198L201 77H202V75L204 76V73H205L204 71L207 72V71L209 70L208 73H211L212 75H211V74H207V73H206L205 75H206V76H209V75H210V76L212 77V79H210V78H211L210 76L207 77V79L209 78L210 82L213 80V81H214V82H213V83H214L213 85H216V84L218 85V83H219L218 81H220L218 78L223 79V78H221V77L224 76V79H226V78L228 79V76H226V75L228 74V72H229L228 70H230V69H232V68H233V70H234V68H235L232 62H235L236 60H237V62L240 61L241 56H242V58H244L243 56H245L244 59H246V60H245L244 62H241V61H242V60H241V61H240V64L236 62L235 65H237V64H239V65H237L236 69H235L234 71H232L233 73H232L231 75H229L231 72L228 74V75H229V79L227 80V81H228V82H227L228 84L226 83L227 85L225 84V86H227V90L229 91V93H232L231 91H233L234 89H236V91H238V87H239V85L241 86L239 89H241V88L244 86V84H245V86L247 85V86L245 87L246 89H247V87H250L251 84L249 83V84H250V86H249V84L244 83L245 81L250 82V80L253 79V80H255V82H257V84H258V81H259V80L262 82V80L264 79V76L261 77L264 73H263L261 76H260L261 73H260V74L258 73L259 75H258V77H257V74H255V73H257V72H255V71L253 70V69H255V68H253V69L250 68L251 70L248 68V69H247L248 71L246 70V68H247L248 65L253 66L251 62H250L251 64H248V63H249V61H252V59H253V58H252L251 60H249L250 57H251V56L254 57V55H255L253 52L256 50V48H259V46L256 45V44H258V43H259V44L262 43V46L264 45V39H263L264 37H262V36L264 35V32L262 33L263 35H262V34H261V35L259 34V37H258V34L256 35L257 32L255 33L257 39L259 40V42H258L257 39L254 38V36H253L254 34L252 35V37H250V40H252V44L255 43L254 41H257V42H258V43H257V42L255 43L256 46L253 45V48L255 49V50H253V48L251 49L250 46H249L251 43H249L248 41H250V40L245 39V38H248V34H247V35L245 34L246 36L243 34V35H240V36H243V37H239L238 32H236V30H235L233 27H231V30L229 29V27H230L231 25L225 24V25H219V26H217V27L215 26V27H216V28H215V31H216L217 33H218L219 30H221V31H219L220 34L218 35L217 33H214V32H215V31H214V27H213V30H212L211 26L209 25V23H208L204 18H203L201 21L204 23V25L207 24V26H205V29H206V27H207V28L209 27L210 29L208 28V30H207V29H206V30H203V29H204L203 23H201V21H200L198 18L195 17V18H194L195 20L193 21L192 25H194V26L196 27V30H197V28H198V29H201V30L196 31V30H195V27L193 26V28H191L192 31L189 32L190 35L187 33L188 36H190V37H188L187 34H186L184 37L179 38L180 42H179L178 40H176V43H179V44L176 45V44H174L175 42H174V43H171V45H170L169 42H166L167 44L165 43L167 46L170 45L169 47H171L173 50H174V48H175V51H173V50H172L171 48H169V47H168V49H169V50H168V49H167V46L163 44L164 42H163V43L161 42V43L164 45V46H163V45L161 44V46L164 47V48H161L160 45H158V46L156 45V46H157V47H156L157 50H156V49H155V46H154L153 44L150 43V47H149V44H148L147 42H145V40L143 39V36H144L143 33H144L145 31H144V30L141 31L140 28H138L139 30L136 29V31L140 34V36H139L140 39H139V38L137 39V34H138V33L135 32V29H134V28H135V27H138V25L135 23V21H136L135 19L138 20V18H136V17H139V16H136L135 19H132V17L130 18V20L128 19V20L131 22V27H132V28L128 27L129 24H130V22H128V20L125 19L126 22L129 23L128 26H127V25H126L127 23H126L125 21H123V22H125V23H123V22H121L122 19L118 18V19H120V25L125 24V25L123 26V28H124L125 26H126V29L128 28V29L126 30V33H127V32L129 33V34L127 33L128 35L125 34V32H124L125 30L122 28V26L120 27V25L118 24V23H119V20H118L117 18H115L114 16L111 18L112 20L110 19V17L107 18V19H110V20L108 21L110 24H109V25L106 24V25H107V26H106L107 28L105 27V24H104V25H101V28L105 27L106 30L112 28L113 31H112L111 29H110V30H107V31L105 30V32H107V33H105V32H103L104 30L102 29L103 31L101 32V28H100V26H98L99 24L97 25V23H99V22H100L101 20H103L104 18L102 19L100 15H99V16H100L101 19L97 18V17H98L97 14H98V12H99L98 10L101 11V7L105 5V4H103V3H104L106 0H97V1H96V0H72V1L69 0V2H68L69 4H68V5H67V3H66L65 0H64V1L60 0L61 2H60L59 0H56V1H58V2H56V3H55V0H53ZM93 1H94V2H93ZM107 1H108V0H107ZM107 1H106V2H107ZM115 1H116V0H114V2H115ZM117 1H118V0H117ZM119 1H120V0H119ZM119 1H118V2H119ZM121 1H122V0H121ZM121 1H120V2H121ZM130 1H131V0H130ZM155 1H156V2H155ZM172 1H173V2H172ZM172 1H170V2H172V4H174V5H172L173 8H170V7H169V6H171V5H169L168 7L170 8V11H172V13H174L173 15L176 16V18H179V17H180L178 14H179V11L181 10L182 6L185 5L184 7H186V9H185L184 7L182 8L183 13H184V11L186 10L185 13H184V15H183L182 11H180V12L182 13V15H181V17L179 18L178 21H177V19L174 17L175 20H176V22L178 23V26H179L178 29H180V28H181L180 25H184V21L186 20V18H187V17L189 18V15H192V14H191L192 12H190V11H192V8L194 7V5H193V2L191 3V1H187V0H180V1L178 0L179 2L176 1V0H172ZM175 1H176V2H175ZM182 1H186V2H182ZM263 1H264V0H263ZM19 2H20V0H19ZM95 2H96V3H95ZM106 2H105V3H106ZM177 2H178V4H179V3H180V4L178 5ZM189 2H190V3H189ZM52 3H53V2H52ZM115 3H116V2H115ZM128 3H129V4H128ZM142 3H143V4H142ZM184 3H185V4H184ZM187 3H188V4H187ZM263 3H264V2H263ZM12 4H13V5H12ZM17 4H18V5H17ZM117 4H118V3H117ZM119 4H120V5L122 4V5H121V6H122V9L125 8V10H126L127 8H129V7H130V8L132 7V4H131V2H129V0H124V1H122L121 3H119ZM156 4H157V0H151V1H150V0H143V1L141 2V5H143V6H140V8H142L143 11L140 10L139 12H140L141 14H139V15H143V16H144V13H146L144 17H148V16L150 15L149 17H150L153 21L155 20L154 22H156V20H157V22H156L155 24H157L158 22H160L161 24L158 23L157 26L159 27V29H161V26L164 27V28H162V29L160 30L159 33L164 34V33H166V30H168V27H169V26H167V28H165V27H166L165 25H168V22L165 21V22L167 23V24H166V23L164 22V20H163V19L166 18L167 15L165 14V11L163 12L164 9H160V8L157 9V6H155ZM7 5H6V7H7ZM16 5H17L18 7H17ZM24 5H25V4H24ZM61 5H64V7L62 6L63 8L61 7L62 9H60V7H59V6H61ZM65 5H66V6H65ZM100 5H101V6H100ZM123 5H124V6H123ZM129 5H130V6H129ZM175 5H178V7L175 6ZM186 5H187V6H186ZM191 5H192V8H190ZM10 6H11L12 8H11ZM14 6H15V7H14ZM57 6H58V7H57ZM96 6H100V7H96ZM125 6H129V7L126 8ZM179 6H180V7H179ZM123 7H124V8H123ZM94 8H95V9H94ZM96 8H97V9H96ZM176 8H177V10H176ZM178 8H179L180 10H178ZM187 8H188L189 10H187ZM216 8L219 9V10H217ZM216 8H214L213 11L216 10V11H217L216 14H217V15L219 14V15L221 16V19H223V21L231 20V19L234 17L233 12H231L230 14H229L230 11H225V12H223V11L221 10L222 8H221L220 5H219L218 7H216ZM5 9H6V8H5ZM59 9H60V11L62 10L60 14H58V13H59ZM190 9H191V10H190ZM7 10H6V11H7ZM92 10H93V11H92ZM125 10H124V11H125ZM156 10H157V11H156ZM158 10L161 11V12H159ZM95 11H97V12H95ZM176 11H178V12H176ZM187 11H188V12H187ZM221 11H222V12H221ZM52 12H54L56 15H53ZM92 12H93V13H96V14H93ZM175 12H176V13H175ZM189 12H190V13H189ZM83 13H84V14H83ZM91 13H92V15H91ZM147 13H150V14L148 15ZM156 13H157V15H159L160 17H158V16L156 15ZM159 13H160V14H159ZM181 13H180V14H181ZM225 13L228 14V15L225 16V15H224ZM170 14H171V12H170ZM175 14H176V15H175ZM0 15H1V14H0ZM22 15H23V19L25 18V19H24L25 22H23V23H26L25 26L27 25V27H28V28H27L28 30H26V32H25V33L28 34V35L26 34V36H24V34H25L24 31H23L24 28H22V26L24 25V24H22V20H23V19H21V18H22ZM93 15H94V16L96 15V16L94 17ZM146 15H147V16H146ZM177 15H178L179 17H177ZM219 15H218V16H219ZM229 15H230V18H231V19L229 18ZM152 16H153V17H152ZM164 16H165V18H163ZM185 16H186V17H185ZM227 16H228V17H227ZM231 16H232V17H231ZM5 17H9V18H7V20H10V21H11V22L8 21V22H10L9 24H12V23H13L14 25H16L18 22L21 21V25H22V26H21L19 23H18L17 25H18V26H21V27H19L21 30H20V29H19V30H20V32L23 31L22 33H24L23 36H24V38L26 39V40H25L26 42L23 41V42H24V43H23L22 41H18V40H17L18 38H20V40L24 39L23 36H22V33H20L19 30L15 31V29H17L18 26L15 27L13 24H12V25L14 26L15 29L13 28V26H11V27H10V30H9V24L7 23V20L5 19ZM10 17H11V18H10ZM81 17L83 18L84 21L81 20V19H82ZM84 17H85V18H84ZM87 17H88V18H87ZM92 17H94V18H92ZM107 17H108V16H107ZM140 17H141V16H140ZM222 17H224L225 19L222 18ZM15 18H16V19H15ZM89 18H90V20H89ZM95 18L97 19V21H98V20H99V21L97 22ZM113 18H115V19H114L115 22L113 21ZM159 18H160V20H159ZM161 18H162V19H161ZM184 18H185V19H184ZM188 18H187V19H188ZM219 18H220V17H219ZM2 19L0 18V20H2ZM29 19H28V20H29ZM85 19H86V20H85ZM180 19H181V20H180ZM182 19H183V20H182ZM16 20H18V22H17ZM72 20H73V21H72ZM88 20H89V21H88ZM196 20H197L198 22L200 21V23H201V24H200L201 27L198 25L199 23H198ZM15 21H16V22H15ZM91 21H92L93 23H95V21H96V23H95V24H96V27H97L98 29L100 28V31L98 30V31H96V32H92V33L88 32V31H90L91 28H92L91 30H93V27H95V25H94L93 23H92L93 25L91 24ZM110 21H111V22L113 21V27H115V29L119 31L118 34L121 33V37H122L123 39H122V38H119L120 35H118L117 32H115V29H114L113 27H111V26H112V25H111L112 23H111ZM117 21H118V22H117ZM132 21H133L134 25H132V24H133ZM161 21H162V22H161ZM181 21H182V22H181ZM5 22H6V25H5ZM14 22H15L16 24H15ZM74 22H75V24H74ZM87 22H88V23H87ZM116 22H117V23H116ZM205 22H206V23H205ZM28 23L31 24V25H28ZM70 23H71V24H70ZM80 23H82V24L84 23L85 27H84V25H82V24H80ZM121 23H122V24H121ZM164 23H165V24H164ZM65 24H66V25H65ZM73 24H74V25H73ZM87 24H89V28H90V29H86V30H87V32H86L85 28H88V25H87ZM90 24H91L92 26H91ZM115 24H118V25L115 26ZM159 24H160V25H159ZM162 24H163V25H162ZM179 24H180V25H179ZM195 24H197V25H195ZM75 25H76V26H75ZM78 25H79V27H80V31H79V32H78V30H79ZM80 25L82 26V29H81V26H80ZM192 25H191V26H192ZM6 26H8V27H7L8 29L6 28ZM29 26L32 27V28L30 29ZM86 26H87V27H86ZM118 26H119V27H118ZM133 26H134V27H133ZM197 26H198V27H197ZM223 26H224L225 28H224ZM226 26H227V27H226ZM23 27H24V26H23ZM44 27H46V29H45ZM74 27H75V30H76L77 33L75 32ZM83 27H84V28H83ZM117 27H118L119 29H118ZM218 27H219V28H218ZM77 28H78V29H77ZM97 28H94L93 31L97 30ZM105 28H104V29H105ZM175 28H176V27H174V28H170V29L167 31V33H168L169 31L171 32L172 30H176V29H177V28H176V29H175ZM253 28H254V27H253ZM6 29H7V30H6ZM25 29H26V28H25ZM32 29H33L34 32H32ZM35 29H38V31L35 30ZM40 29H41L43 32H42ZM129 29H130V30L133 29V30H131V31H132V32L134 31L133 33H135V35L133 34V38H132V35L130 36V34H131L130 32H131V31H130ZM142 29H144V28H142ZM163 29H165V30H164L165 32H163ZM217 29H219V30H217ZM227 29H229V30H227ZM11 30H12V32H11ZM44 30H46V31H44ZM67 30H68V33L70 32V34H67ZM82 30H83V32H84V30H85V32H84L85 35H84V33L82 32ZM128 30H129V31H128ZM193 30H195L196 32H199V33H197V34L194 36V35H193V32H194ZM209 30H210V31H214L213 34H217V37H216V35L214 36L215 39H216V38H218V39L220 38V39H222V40L219 39V41H220V42H219V41L215 40L214 38H211V36H213V35H212V33H211ZM36 31H37V32H36ZM50 31H51V33H50ZM71 31H73V32L71 33ZM121 31H123V32H121ZM161 31H162V32H161ZM202 31H203V33H201ZM229 31H230V33H229ZM232 31H233V32L235 31V32L233 33ZM44 32H45V33H44ZM80 32H82L83 35H81ZM97 32H98V33H97ZM99 32H100V34L102 33V38H103V34H104V35L109 34L108 36H109V39H110V40H109L108 42L106 41V40L108 39V36H107V35L104 36V38H103V39H105V37H106V39H105L106 42H105L102 38H99V37H101L100 34H99ZM110 32H111V33H110ZM113 32H115L117 35L114 34L115 36L113 35V37H112V36H110V35L113 34ZM142 32H143V33H142ZM170 32H169V33H170ZM196 32H194V34H195ZM205 32L208 33V34H209V32H210L211 35H210V34H209V35H205ZM222 32H224L225 35H224V33L222 34ZM231 32H232V33H231ZM261 32H262V31H261ZM261 32H259V33H261ZM40 33H41V34H40ZM46 33H47V34H46ZM48 33H49V35L52 34V36L54 37L53 39L56 40V41L53 40V42H56V44H57V40H58V41L60 40V41L62 42V45L65 46L64 48L62 47V49H65V48H66V50H68V49L70 50L71 46L76 45L77 42H80V41L83 40V43L80 42L79 44H77L78 47H77V46H73V47L71 48L70 51L68 50V52H67L66 50H62V49H61V52H59V51H60V47H58L59 45L57 44V45H58V46H57V47H58L57 49H59V51L57 52L56 47H55L56 44L54 45V44H52L53 42H49L50 39H48V38H51L52 36H51V37H47V36H49ZM73 33H76L77 35L80 34V35H79V36H80V37H79L80 39H77L78 36H76V37H77V38H76V37H75L76 34H73ZM78 33H79V34H78ZM94 33H97V34L93 35ZM236 33H237V34H236ZM20 34H21V35H20ZM90 34H92L93 37H94L95 39H96L95 36L97 35L98 38H97L96 41H97L99 44L96 43V42H95V39L93 40V38H92L91 36L89 37ZM98 34H99V35H98ZM139 34H138V35H139ZM198 34H199V35H198ZM200 34H202V35H200ZM203 34H204V37H201V36H203ZM228 34H231L230 37H229ZM234 34H235V35H234ZM239 34H242V33H239ZM7 35H4V37H3V35H2L3 40H1V37H0V42H2V43H0V45H3L4 43H5L6 45H8L7 42H5V39H7V37H6ZM13 35H15V36H13ZM68 35H69V36H68ZM87 35H88V37H86ZM125 35H126V36H125ZM142 35H143V36H142ZM191 35H193V36H191ZM197 35L199 36V40H198V38H197V37H198ZM220 35H221V36H220ZM222 35H223L224 37H223ZM227 35H228V36H227ZM236 35H238V36H237L238 38L236 37ZM36 36H39V37H36ZM124 36H125V37L130 36L131 40H129L130 38H128V39H127V38H124ZM134 36H135V37H134ZM141 36H142V37H141ZM186 36H187V37H186ZM196 36H197V37H196ZM206 36H208V37L210 36V38L207 37V38H206L207 40H204ZM218 36H220V37H218ZM233 36H234V37H233ZM260 36H261L262 38H260ZM5 37H6V38H5ZM31 37H32V38H31ZM33 37H34V38H33ZM43 37H44V40H43ZM46 37H47V39H46ZM71 37H74V38H71ZM84 37H85V38H84ZM185 37H186L187 39H185ZM195 37L197 38V40H198L199 42L202 41L201 43H205V45H204V44L201 45V43H197L198 41L195 39ZM200 37H201V38H200ZM221 37H223V38H221ZM225 37H226V38H225ZM235 37H236V38H235ZM14 38H15V39H14ZM16 38H17V39H16ZM29 38H30L31 40H33V41H31V44H30V45H32V46L29 45V47H28V45H26V44H29V43H30ZM35 38H36V39H35ZM37 38H38V39L41 38L42 40L39 39V40H41V41L39 42ZM68 38H69V40H70V39H71V40L73 39V40L70 41V43H69V45L71 44L70 46H69V45H66V42H67ZM83 38H84V39H83ZM87 38H88L89 40H87ZM90 38H92V39H91L92 41L90 40ZM111 38H113V40L115 39L114 42H116V44L118 43V46H117L118 48L116 47V44L112 43L113 40H112ZM192 38H194L195 40L193 41ZM202 38H203V39H202ZM227 38H230V39L226 40ZM243 38H244L246 41H244ZM252 38H254V39H252ZM259 38H260V39H259ZM65 39H66V42H65ZM100 39H101L102 41H98V40H100ZM120 39H122V40H120ZM126 39H127V40H126ZM133 39H134V41H135L136 39L139 40V41H136L137 43H138V42H139V43H138V44H137L136 42L133 43V42H132ZM142 39H143V43L140 44V40H142ZM181 39H182V40L184 39L183 41H185V42H186V40L188 41L189 39H191L190 41H193V43H196V44H193V43L190 42V41H188L189 44L186 42V45H184L183 42H182V44H180L181 41H182ZM200 39H201V41H200ZM208 39H209V40H208ZM210 39H212V40H214V41H216V42L214 43V41H212V40H210ZM224 39H225L226 41H225ZM238 39H241L244 43L241 41V43H243V44L240 45V40H238ZM27 40H29V41L27 42ZM35 40L38 41V42H36ZM47 40H49V41H47ZM69 40H68V42H69ZM86 40H87V41H86ZM111 40H112V42H111ZM123 40L126 41L127 43H128V41H129V45H128V44L125 45L126 42H124ZM223 40H224V41H223ZM247 40H248V41H247ZM253 40H254V41H253ZM3 41H4V43H3ZM12 41H13V42H12ZM17 41L20 42V44H19V43L17 44ZM51 41H52V39H51ZM60 41H59V42H60ZM89 41H90V42H89ZM130 41H131L132 43H131ZM195 41H196V42H195ZM203 41H204V42H203ZM209 41H210V42H209ZM211 41H212V43L215 44V45H218L219 43H220V44H219L217 47H216V46H212ZM222 41H223V42H222ZM21 42H22V43H21ZM34 42H35L36 44H35ZM41 42L43 43L42 45H40ZM45 42H46V43H45ZM84 42H85V43H84ZM100 42H101V43H100ZM110 42H111L112 45L114 44V45L112 46L113 49L110 47V45H111ZM141 42H142V41H141ZM221 42H222V43H221ZM25 43H26V44H25ZM122 43H124V47H123V48L121 47V45L123 46ZM145 43H146V44H145ZM168 43H169V45H168ZM190 43H192V44H190ZM217 43H218V44H217ZM5 44H4V45H5ZM23 44H25V45L27 46V48H26V46L24 47ZM49 44H50L51 47L48 46ZM51 44H52V45H51ZM59 44H61V43H59ZM64 44H65V45H64ZM109 44H110V45H109ZM133 44H134L135 46H134ZM139 44L141 45L140 48H139V46H140ZM154 44H155V43H154ZM198 44H199V46H198ZM221 44H222V45H221ZM19 45H23V47H22V46H20V47H21L22 49L25 48V49H24L25 51H24V50L22 51V49L20 50ZM39 45H40V46H39ZM46 45H47V46H46ZM53 45H54V46H53ZM62 45H61V46H62ZM81 45H82V46H81ZM83 45H84V47H83ZM105 45H106V46H105ZM107 45H108V46H107ZM131 45H133V46H131ZM138 45H139V46H138ZM142 45H143L144 47H143ZM145 45H146V46L148 45L149 50H148V47H146ZM152 45H153V46H152ZM180 45H183V48H181ZM188 45H189V46H192V45L195 46V45H196L195 49L197 48V50H194V49H193L194 47H193V48H192V47L190 48ZM200 45H201V48H202V49L199 48ZM242 45H243V46H242ZM43 46H44V49L42 48V49H40L41 51H39V47L41 48V47H43ZM85 46H87V47H85ZM125 46L127 47V49H129V51H126L127 49H125ZM165 46H166V48H165ZM173 46H174V48H173ZM177 46H178V47H177ZM186 46H188V47H186ZM202 46H204V47H202ZM221 46H222V47H221ZM240 46H241V47H244V48H240ZM257 46H258V47H257ZM47 47H49V48H47ZM52 47H55V49H52V50H54V51L56 50V51H55V54H54L55 56H53V53H54V52H53L52 50H50V48H52ZM67 47H68V48H67ZM79 47L82 48L83 50L80 49ZM91 47H92V48H91ZM106 47H107L108 49H107ZM119 47H120L125 53H124ZM128 47H129V48H128ZM132 47H134V48H133L132 51H131V48H132ZM135 47H137V48H135ZM152 47H153L154 49H152ZM158 47H160L164 52H165L166 49H167L169 52H171L170 55L167 56V52H168V51H166V53H164V52L162 51V53H163V55H162V53H160L161 51L158 50V49H160V48H158ZM184 47L187 48L186 51H185V48H184ZM211 47H212V48H211ZM213 47H214V48H213ZM215 47H216L217 50H218V51H216V53H215ZM220 47H221V49H220ZM223 47H224L226 50H225ZM251 47H252V46H251ZM263 47H264V46H263ZM15 48H17V49H15ZM18 48H19V50L22 52L21 54H20V51L18 52ZM84 48H85L86 50H87V49H92L93 52H94V50H95V52L97 53V56L95 55L94 58H92L95 52L93 53V52H91L90 50H89L90 53L87 52V51H86V53L84 52L85 54L82 53V52L85 50ZM93 48H94V50H93ZM109 48H111V49H109ZM115 48H116V49H115ZM138 48H139L140 51H142V52L134 51V50H136V49H138ZM142 48H143V49L147 48L146 50L149 51V52H150L151 49H152L151 51L156 50L155 54L153 53L155 56L151 54L152 56H154V58H153V57H150L151 55L147 54V53H149V52H147L146 50H143ZM179 48H180V50H178ZM188 48H189V49H188ZM204 48H205V49H206V48L208 49V50L206 49V50L208 51V52L206 51L208 54H207L206 52L203 53V51H205V50H203ZM48 49H49V50H48ZM114 49H115V50H114ZM141 49H142V50H141ZM164 49H165V50H164ZM170 49H171V50H170ZM176 49H177L178 51H177ZM181 49H182V50H181ZM198 49H199V50H198ZM200 49H201V50H200ZM219 49H220L221 51H220ZM222 49H224V50H222ZM261 49H262V47L260 46V50H261ZM14 50H17V52H15ZM108 50H109V51H108ZM111 50H112V51H111ZM120 50H121V51H120ZM202 50H203V51H202ZM209 50H210V51H209ZM213 50H214V51H213ZM43 51H44V52H43ZM45 51H47V53H45ZM63 51H64V52H63ZM71 51L74 52V53L72 52L73 56L75 55L77 58H76L75 56H74L73 58H72L71 56H70L71 58L67 57L68 54L71 55ZM133 51H134V52H133ZM143 51H144V52H143ZM145 51H146V52H145ZM159 51H160V52H159ZM239 51H241V52H239ZM252 51H253V52H252ZM257 51H258V50H257ZM257 51L255 52V53H257V54H261V53L263 52L262 50H261L262 52H260V53H258L259 51H258V52H257ZM10 52H11L12 54H11ZM35 52H37V53H35ZM42 52H43V53H42ZM48 52H49V53H48ZM50 52H51V53H50ZM56 52H57L58 54H56ZM62 52H63V53H62ZM79 52H81L80 54H84V57H83V58H85V55H86V54L89 55V56L86 55V59H84L85 62H81V61H84V60L82 59V56H83V55L79 56V55H80ZM119 52H121V53H120L121 55H119ZM131 52H132V53H131ZM153 52H154V51H153ZM158 52L160 53V58H161V56H163V58H161L160 60H158V59H159V55L156 57V53L158 54ZM201 52H202L204 55H203ZM217 52H218L219 54H217ZM251 52H252L254 55H252ZM13 53H14V54H13ZM34 53H35V54H34ZM41 53H42L43 55H44V53H45V55L48 54L49 56H51V57H48V55H46V56H47V60H45V62H44V63L46 64V67H47V68L45 67L43 71H44V72H45V71H48V69L51 70V71H48V74H46V72H45V74H44L43 71H42V73H40V72H41V71H40L41 69L39 70L38 67L36 66V65H39L41 62L43 63V61H44L43 59L46 57V56H45V57L42 56V59H41ZM88 53H89V54H88ZM91 53H92L93 55H92ZM96 53H95V54H96ZM122 53H124V54L127 53V55H126L127 57H126V56H125V57L128 58V59H129V57L132 56V57H131L132 60H131V58H130V59H129V62L127 63L126 61H127L128 59H126V60H125V62L127 63V64H126V63L124 62L125 57H124V59H123L124 54H122ZM133 53H135L136 55H135V54L133 55ZM137 53H139V54H137ZM140 53H145V54L149 55L150 58L147 56V57L149 58V61L147 62V61L145 60V59H147L146 57H145V59H143L142 57H144V55H142V54H140ZM150 53H151V52H150ZM196 53H197V54H196ZM200 53H201L203 56H202ZM237 53H240V54L242 53V55H239V56H240V57H239L240 59H237V58H238V57H237V56H238ZM9 54H10V56H7V57H6V55H9ZM19 54H20V55H19ZM77 54H78V56H77ZM164 54L166 55V57H165ZM168 54H169V53H168ZM198 54H199V55H198ZM209 54H210V55L212 54L211 56L214 57V58H213V57H212V58L215 59V60H214V61H215V62H214L215 65L217 64L218 61H219V62L222 61V60L220 61V59H223V60H224V61H222V62H224V66L222 67L223 69H224L225 67L228 68L230 65H231V66L233 65V67L229 68L228 70L225 69V70H224V71H225L224 74H226V73H227V74H226V75H222V74H223V71H222L223 69H222V68H219V69H221V70H219V69L217 68V69H218V70H217L216 68H214L215 65L212 66V60H213V59L211 58L212 60H210V57H211V56H210ZM216 54H217V55H216ZM122 55H123V56H122ZM129 55H130V56H129ZM138 55H139V56H138ZM195 55H196V56H195ZM206 55H208L209 60H207L208 57H207ZM215 55H216L217 57H216ZM262 55L264 56L263 53H262ZM116 56H117V57H116ZM120 56H121L122 58H121ZM133 56H134V57H133ZM170 56H172V57H170ZM183 56H185V58H184ZM194 56H195L196 58H197L198 56H199V57L201 56L200 58L198 57V59H197L196 61H197V63L202 62V63H199V64L201 65V67H200V66H199V67H200V69H202V68L204 69L203 72H202L201 70H200V71H197V69L199 68V67H198L199 64L195 65L196 63H195L194 61H195L196 58H194ZM4 57H5L7 60H6ZM52 57H54V58H56V59H54V58H52ZM78 57H79V58H78ZM89 57L91 58L92 61L87 59V58H89ZM114 57H116V58H114ZM167 57H168L169 59L171 58L170 60H172V59H173V60H172V61H169ZM181 57H183V61H182V58H181ZM215 57H216V58H215ZM218 57H219V60L217 59ZM48 58H50L51 60L54 59V60L52 61V63H51V60L48 59ZM66 58H67L68 60H66ZM80 58H81V60H80ZM90 58H89V59H90ZM118 58H121V62H119L120 60H119ZM141 58H142L143 60H145L146 62L140 60ZM155 58H156V60H155ZM164 58L166 59L165 61H164ZM177 58H178V60H177ZM203 58H205L206 61H204V60L202 61ZM261 58H262V57L260 56V59H261ZM263 58H264V57H263ZM263 58H262V59H263ZM33 59L38 60V62H37V61H36V62L39 63V64H37V63L35 62V60H34V62H33ZM45 59H46V58H45ZM74 59H75V60H74ZM152 59H153V63H152V65H150L151 62H152ZM179 59H180V61L183 62V63H182V62H180V63H181V65H183V66L185 67V68H184V71L182 70V69H183V66H180L179 63H178ZM184 59H185V60H192V61L194 60L193 62L190 61L191 63H193V65H192L189 61H187V62H189V66H188V64L185 66V64H186L187 62H186ZM200 59H201V60H200ZM216 59H217L218 61H217ZM31 60H32V61H31ZM41 60H43V61H41ZM49 60H50V62H49ZM77 60H78V61H77ZM79 60H80V65H83V64L87 65V64H88V63H86L87 60H88L89 63H90V62H91V63H94V62H95V64H90V65L88 64V65H89L88 67L91 68V69L88 70V71H86V69L84 68V67H86L87 69H89L87 66H85V65H83L84 67L82 66L83 69L85 70V73L87 74L86 76H85V75H84V76L82 75V74H85V73H83L84 70H83V72H81L82 70L80 71V69H81L82 67L79 65ZM95 60H96V61H95ZM150 60H151V61H150ZM154 60H155V61H154ZM176 60H177V62H176ZM247 60H248V62H247ZM40 61H41V62H40ZM72 61H73V62H72ZM93 61H94V62H93ZM115 61H116L117 63H119V64H117ZM131 61H132V62H131ZM140 61H141V62H140ZM198 61H199V62H198ZM216 61H217V62H216ZM30 62H31V63H30ZM32 62H33V63H32ZM48 62L50 63V64H49V67H50V68H48ZM75 62H78V63H77V67H75V66H76V63H75ZM96 62H98V63H100V64L98 65V63H96ZM130 62L133 63V65H134V69H137L136 71L134 70L135 73L133 72V69H132L133 66H132V64H131ZM175 62H176L177 64H176ZM219 62H218V63H219ZM252 62H253V61H252ZM260 62H262V61H260ZM35 63H36V64H35ZM73 63H74L75 65H73ZM81 63H82V64H81ZM114 63H115V65H114ZM122 63H123L124 65H123ZM140 63H141V64H140ZM144 63H145V64H144ZM148 63H150V64H148ZM161 63H163V65L167 68V69H165L164 71L161 70V67H162V66H161ZM11 64H12V65H11ZM15 64H16V65H15ZM33 64H34L35 66H34V68H31L30 65H33ZM55 64H56V65H55ZM58 64H59V65H58ZM65 64L63 63V65H65ZM112 64L115 66L116 70H118L120 66H121V67H122V66H125V67H123V68L120 67V70L117 71V72L120 73L122 76H120V74H118V73L116 72V73L120 76L119 78H118V75H116V73H115L116 70H112L114 73H113V72H110V70L113 69L112 67H114ZM116 64H117V67H116ZM130 64H131V66H130ZM135 64H136L138 67L135 66ZM146 64H147V65H146ZM219 64H221V66H222L223 63H219ZM219 64H218V67H219ZM247 64H248V65H247ZM261 64H262V63H261ZM91 65H92V66H93V65H96L97 67H96V66H93V67H96V68L94 69ZM110 65H112V67H111ZM119 65H120V66H119ZM127 65H129V67H127ZM149 65H150V68L147 67V66H149ZM155 65H154V66H155ZM225 65H226V66H225ZM262 65H263V64H262ZM27 66L29 67L30 71L32 70V72H30L31 74L28 73V72H29V71H28L29 69H26V68H28ZM70 66H71L72 68H71ZM78 66H80L81 68H79ZM100 66H102V67L100 68ZM109 66H110V67H109ZM196 66H197L198 68H197ZM250 66H248V67H250ZM32 67H33V66H32ZM67 67H68V68H71L72 70H71V69H68ZM73 67H75V68H77V69L73 70V69H74ZM98 67H99V68H98ZM103 67H104V68H103ZM135 67H136V68H135ZM140 67H141V69H140ZM181 67H182V68H181ZM216 67H217V66H216ZM261 67L263 68L264 65L261 66ZM261 67H260V68H261ZM8 68H10V69L8 70ZM78 68H79V69H78ZM92 68H93L94 70H96V72L99 70V72H98L99 74L96 73V72L94 73V70H93ZM108 68H109V69H108ZM115 68H114V69H115ZM127 68H128V69H127ZM138 68H139V69H138ZM148 68H149V69H148ZM193 68H194V69H193ZM45 69H46V70H45ZM97 69H98V70H97ZM100 69H101V70H100ZM105 69H106V70H105ZM123 69H125L126 71H124ZM150 69H152V72H151ZM180 69H181V70H180ZM188 69H190V68H188ZM191 69H190V70H191ZM205 69H206V70H205ZM257 69H258V68H257ZM7 70H8V71H7ZM37 70H39L40 72L37 71ZM62 70H63V71H62ZM66 70H67L68 73L66 72ZM76 70H77V71L79 70L81 73H80V72H79L80 74L77 73ZM122 70H123V72H122ZM198 70H199V69H198ZM226 70H227V71H226ZM261 70L264 71V69H260V71H261ZM25 71H26L27 73H25ZM52 71H53V72H52ZM61 71H62V72H61ZM89 71H90L91 73H90ZM103 71H106V72H103ZM218 71H221V72H222V73L220 72L222 76H218V75H220ZM246 71H247V72L254 71V72H252L251 74L255 75V76L257 77L256 79H258L259 76H260V78H263V79H259V80L257 81L255 78H253V75H252V78L247 80L246 78H249V77H247V76H248V75H247L248 73L244 75V73H245ZM257 71H259V70H257ZM34 72H35V74H37V76L34 74ZM87 72H89V73H87ZM92 72H93V73H92ZM101 72H102V73H101ZM107 72H108V74H107ZM189 72H190V71H189ZM9 73H8V75H9ZM16 73H17V74L20 73V75H21V74H23V75L26 74V75H28V76L25 75V76H26V77H25V76H22V75H21V76H20L21 78H19V74L17 75ZM76 73H77V74H76ZM104 73H105V74H104ZM112 73H113V74H112ZM202 73H203V74H202ZM38 74H39V75H38ZM40 74H42L43 76L40 75ZM56 74H58V73H56ZM56 74H55V75H56ZM59 74H58V75H59ZM111 74H112V75H111ZM125 74H124V75H125ZM136 74H135V75H136ZM138 74L136 75L137 77H132V78H133V79H134V78H139V77H138ZM147 74H148L149 76H148ZM201 74H202V75H201ZM15 75H16V76H15ZM34 75H35V77H33ZM64 75H67V76H64ZM78 75H80L81 77L79 76V77H80V78H79ZM96 75H95V76H96ZM109 75H110V76H109ZM114 75H115V77H114ZM156 75H157V73L155 74V71H154V74L151 75V76H152V77H151V80H152L153 77L155 78ZM246 75H247V76H246ZM249 75H250V74H249ZM14 76H15V77H14ZM62 76H63V77H62ZM95 76H93L94 79H95V81H96V80H98V81H99V80H102V79H100L102 76H99L100 78H97V79L95 78ZM107 76H108V78H106ZM244 76H246V77H245L246 80L243 81V80L241 79V82H242V84H241V82H240V81L238 82V80H240V78H241V77H244ZM255 76H254V77H255ZM11 77H13V78H11ZM17 77H16V78H17ZM42 77H43V78H42ZM77 77H78V79H77ZM93 77L89 76V79H90V78H93ZM103 77H102V78H103ZM116 77H117L118 79H115ZM124 77H125V78H123V80H124V79L126 80V79H127L126 75H125ZM204 77H205V76H204ZM217 77H218V78H217ZM225 77H226V78H225ZM121 78H120V80L122 81ZM140 78H139V79H140ZM7 79H8V77H7ZM38 79H36V80L38 81ZM109 79H108V80H109ZM111 79H110V80H111ZM214 79H215V80H218V81H215ZM23 80L21 81V84H22ZM34 80H33V81H34ZM36 80H35V82H37ZM125 80H124V81H125ZM1 81H2V80H1ZM126 81H128V80H126ZM129 81H133V80H130V79H129ZM134 81H138V79H137V80L135 79ZM7 82H8V81H7ZM96 82H97V81H96ZM138 82H140V81H138ZM216 82H217V83H216ZM236 82H237V83H240V84L238 85V87L234 88V87L236 86ZM252 82H253V81H252ZM261 82H259V84H261ZM263 82H264V80H263ZM263 82H262V84H261V85H262V86H261L262 88H263ZM1 83H2V82H0V84H1ZM147 83H148V82H147ZM222 83L224 84V82H222ZM253 83H254V82H253ZM211 84H212V82H211ZM219 84H220V85H218V86H221V87L223 86V84H222V85H221V83H219ZM257 84H256V83L253 84V88H254V89H257V88L259 89V88H260V86H258ZM217 85H216V86H217ZM255 85H257V86H255ZM254 86H255L256 88H255ZM221 87H220V88H221ZM251 87H252V86H251ZM251 87H250V88H251ZM224 88H226V87H224ZM222 89H223V88H222ZM243 89H244V88H243ZM263 89H264V88H263ZM224 91L227 93L226 90H224ZM236 91H235V92H236ZM261 92H262V90H261ZM263 92H264V91H263ZM236 93H237V92H236ZM227 94H228V93H227ZM263 94H264V93H263ZM263 94L261 95L262 97H263ZM228 95H229V94H228ZM230 95H231V94H230ZM232 95H236V94H232ZM251 95H253V94L251 93ZM251 95L249 96L250 98H251ZM252 97H253V98H251V100H255V97H254V96H252ZM258 97H259V94H258ZM258 97H256V98H258ZM180 100H181V97L179 98V102H182V101H180ZM187 100H190V99H187ZM187 100H185V102H186ZM187 102L189 103V101H187ZM193 102H194V101H191L190 103L192 104ZM190 103H189V104H190ZM193 104H194V103H193ZM194 111H196V112H194ZM198 111H200V112H198ZM187 112H188V111H187ZM189 112H190V110H189ZM190 113H192V114H190ZM190 113H187V114L185 113L186 116H185V114H184V118H182V117H183V115H182V117H181L182 120H180V122H178L179 120H175V119L172 120V122H171V124H172V125H171V128H167V125H166V124H163V120H164V118H162L161 120H160V119H156V120H155V118L157 117L155 114H152L151 116H149L150 114L148 115V116H149V120H150V118H152L154 115H155L156 117L154 116V119L152 118L153 120H151L149 123H147L148 121H147V122H144V125L147 123L146 126H144V127H146L144 130H143L144 127L142 126L143 124H140L142 127H139L140 125H136V124L133 125L132 122H129V123H127V125L129 124L127 127H124L126 124L123 125V126L120 125V124H119L120 126L117 125L118 128H120V127L122 128V131H123V132H121V130H119V129L115 126V124L112 123L114 126H111V125H110V129L108 130L107 133L113 135L114 137H116L118 134H120V135L122 136V137H121V136L119 135L120 137H119V136H117V137H119V138H118V140H119V143H118V144H121V143H122V144L125 146V147L123 146V150L125 149L126 152H125V150H124V152H123L124 155L122 154L123 156H121V155H119V154L117 155V154H115V153H114V155L112 154V152H113V149H112V148H114V146H113L114 144L111 145V143H107V142H106V133L104 134V130H103L104 127L101 128V130L98 131L97 135H98V134H99V135H98V136L96 135L97 129H100V127H102L101 124L99 125L100 127L98 126V124L101 123V122L98 121V119H95V118H91L92 120L89 119V122H88V126H89V128H88V126H87V129L89 130V132H88V133H90L89 135H92V136L88 137V136H89L88 133L86 132V133H87V134H86V133L83 132V131H82V132L85 133V134H84V135H81V136L79 135V134H82L81 130H83L84 126L87 125V120L84 121V119L81 118V121H82L81 123L84 122L83 124H81V123L77 120L78 118H77V117H74V119H75L74 122H76V125H75V126H76V128L78 127V128H80V129H78V128L76 129V128L74 127L73 129H74V132H76L75 134H74V132H72V133H68V132H67L65 135H66L67 139L69 138L68 140H65V139H66L65 135H64V136H63V135L61 136V134H64L66 131H64V132L61 131V132H60V131H59V130H60V127H57V125L55 126V125H54V124H56L55 122H53L54 124L52 123V125H54V126H49L48 123H47V124H43L45 129H42V130H41L42 133L44 132V133L41 135V138H44V139H42V140H43V141H44V140L46 141V142L44 143V144H45V147H46L47 144H48V146H49L48 149L51 148L50 151H51V150L54 151V149H56V148L58 147V146L56 147L54 144L57 143L56 145H60V146L57 148V150H58V152H59V151H60L59 149L64 148V146L66 145L65 148H64L63 150H64V152H65L66 150H67V151L64 153L63 150L61 149L62 152H61V151L59 152V153H63L62 155H64V156H62V157H65V154H66V153H69V150H68V149H69V148L72 149L71 145L73 146V148H74L75 145H76V147L78 146V147H77V148H78L77 150L80 151L79 154H78L79 157L83 154V150H85V149L83 148L84 146H81V145H90V143L93 142L92 140H94V139H96V138H98V139H96V141L99 140V141H97V143H99V145L96 144V142H94L95 144L92 143L91 146H89V147H85V148H88V149L90 150V153H88L89 151H87V150H88V149H87V150H85L87 153L85 152L84 154H89V155H87V157H86V155H83V156L85 157L83 160H82L83 157L81 156L82 158L80 157V158H81L80 161L78 160V159H79V157H78V159H77V160L79 161V162L77 161L78 163H80L81 161H83L82 164L80 163V165H81V167H83L82 169H83L84 171L81 169V167L79 166V164H76V163H75L76 161H74L73 164H76V166L78 165V166L80 167V169H79V167L77 166V168H78L79 170H78L77 168H74L75 166H73L72 164L69 163L68 167H70L71 165H72L73 167H70V170H69V168L67 169V167H66V171H65V169L63 168V170L65 171V173L62 172V171H60V173H62V175H58V174H57L56 178H54L55 181L52 180V179H53V178H52V175H54V174H49V173H47V171H48V172L51 171L52 168L49 170V168H47L46 166L49 164L50 167H51V166H53V165L55 164V163H53V162H56L55 166L57 165L58 168H57V166H56L55 169H58V170H55V171L58 172L59 170H62V167L59 166V165H61V163H63V162L59 163V162H60V159H59V158H58L59 160L56 161V159H57L56 157H57V155H58V152H56V151H57V150H56L55 152H56L57 154L54 155L55 157H52V158H53L52 161H51V162L53 163L52 165H51V162H49V163H48V162H46V163L44 162L46 165H42V164L40 163V165H38V166H40V167L35 166V165H32V166L36 167V169L33 167V169H35V170H37V169L39 168V170H37V171H40V168L46 170V171H44V170H43V171L41 170V171L44 172V173H43L44 175H45V174H46V175H50V176H51V177H50L51 179L49 178L50 180L46 179V175L43 176L41 171H40L41 174L39 173L41 176H38V172L36 171V173H34V172H33V169H31L32 171L29 172V173L27 172L28 174L26 173V171L23 173V174L26 173V174H25L26 176H25V175H20V174H18V176L20 175L21 178H22V176H23V178H24V176H25V180L22 178L23 181H21V180H22V179H21V180H20V183L17 182V181H19L18 179H20V176H19V178H15L16 181H14V182H16V184L14 183V184L11 185V182H10V181H12L11 178L14 177L13 174H12V173H14V172L11 173L12 169H11V171H10V173L12 174V177H11V176L9 177V176H7V175L10 174V173H9V169H10V167L12 168L13 166L10 165V166L8 167L9 169H7L6 167H7L10 163L12 164V163H14V162H15V163L17 162V160H16V158L14 157V155H15V153L18 152L19 149H18V147H17V148L15 147L16 145L13 146V144H16V143H17L16 140H17L19 137L16 136L17 131L15 130V132H12L10 135H7V136L9 137L8 140H10V142H13V140H15V139H13V138H16V140L13 142V144H12L11 147H15L14 149H16V150H14V149H12V150H13V151H17V152H13L11 149H7V146L3 147V146H1V144H0L1 148H3V149L6 148V149H7V150L5 149V150H6L5 152H6V154H7L8 156H6L5 153H4V155H5L4 158H5V157H9V155L11 156V158L14 157V160H12L10 157L8 158L9 160L11 159L12 161H11V160H10V161H9V160H6L7 158H6V159L2 158L3 155H2L1 153H3V151H2V149L0 148V154L2 155V157L0 156V157H1V158H0L1 165H2L3 163H4L3 166L6 165L4 161H3V162L1 161L2 159H4V160L6 161V163H7V161H8L7 166H5V168H4V170L7 169L8 172H7L6 170L3 171V169H2V170L0 169V185L2 184L1 182L3 181L4 178H5V180H10L9 183L6 182V185H7V183H8V184L11 185V187H12L13 189H15V190L13 191L14 193H12V190H13L12 188H11L12 190H10L11 192L8 191V193H12V194H14V195L16 194V195H15V199H14L13 195L10 194V195L13 197V198H12L13 201H16V198H17L16 196H18L19 198H17V202H19L20 204H22V206H25V205H23V203L27 202V203H26V205L28 204L27 206H29L30 204H33L34 206L39 205V206H38L39 208L36 207L37 210L40 209V211H42L43 209H41V208L46 209V210H43L42 213L47 211L44 215H46V216L49 217V218H48V219H49L48 221L51 223V225H52L53 220L56 221V218L58 219L57 223L54 222L53 226H55V224L58 226V225L61 224V223L66 224V225H67V224L69 225L70 223H67V220H68L69 218H68L66 215L69 216V214H72L71 212H73L76 208H79V207L81 208L82 204L85 203V200H84V199H88V200H86L87 202H88L89 199H90V202H89V203H90V206H89L88 204H86V203H85L84 205H85V206H88L87 208H91V206H92L91 204H93V203H91V202H93L91 199L93 198L97 203H98V202H99V203L97 204V203H95V201H94V204H93L94 207L91 208V209H89V211H90V215H91L90 217H89V215L87 214L88 211L85 210L86 213L84 212V209L86 208L84 205H83L81 211H79V209L77 210V212H79V213L75 212L76 210L73 212L72 215H74V213H75V215L77 214L76 216H74V217H73V216H70V217L74 218V219H73V220L75 221L74 224H75V223H76V224L81 223V224L78 225V226H80L81 229H80L79 227H77V225L75 224L76 227H77V228L75 227V230H76V231H77V230H78V231L80 230L79 233H77V234H79V235H77V236H79V237H81V238L85 236V233H87V231H86V229H87L86 224H87V225H88L89 223H90L91 225H92L93 223L95 224V226H93V225L91 226L92 229H91V227H90V229H91V233H90V229H89V227H88L89 232H88L87 234H90V235L88 236L87 243L89 242V239H90L91 237L94 238L95 235L92 236V235H93L92 233L95 232V234H96V233H97V229H98V234H97V236H95V239H97V241H96L95 244L93 243L96 247L93 246V244H91L92 241H93V239L90 241L91 243H88L87 245L85 244V243H86L85 241L82 240L83 242H85V243H82V241L78 239L77 242L79 241V242H78L79 244H80V242H81V244L85 245L84 247H83V246L81 247V245L78 244V247H79L80 250H81V248H87V246L91 244L90 247H89L90 249H88V250H91V249H93L94 247L97 248V249H98L97 253L100 252L101 254L99 253V255H100L101 257H100L98 254H97V255L99 256V258H102V257H103V259L100 260L101 262H102V260H103V263H102V264H113L114 262H115V264H116V263H118V264H119V263H120V264H124L125 262H126L125 264H127V261L130 260L131 257H132V258L135 257V258H133V262L136 261V257H137V255L140 254L139 251H141V254H142V255H138L139 258H140L141 256H143L144 254L148 256V252H150V250H151V247H150L149 244H151L152 247H153V245H156V244H157L156 246L159 245V246L161 247V246L163 245V242H164L163 240H165V238L162 240V242H156L155 237H153L154 241H149L150 238L152 239L151 236L154 235V234H152V233L149 234L151 230L153 231V229H152V227H148V224H149V223L147 222V218H148L149 216H151V215H149V216L147 215V216H146V217H147L146 220L144 219L145 222H144V221H143V222H140L141 219H140V217H139V210H137L138 208H136V209H135V208H133V209L128 208L129 211L127 210L128 213L125 214V213H124V212L126 211L125 209H127V208L125 207V202H121V203H120V204H121L120 207H118L119 204H118V206H117V202L114 203V201H116V199H113V198H115V197H113L114 195H111V194H115L114 191H116V190L119 191V189H117V188H120V186L118 185V184H119V181H118V180H120V178H121V176H122L121 171H122L123 168L125 169V168H127L128 165L130 166L131 163L133 164V161H134V163H136V160L139 161V162H141V161H142V162H141L140 164L137 162V163H138V166H137V163H136V165H135V164H134V165H131L132 168H135V166H137V168H140L139 165H141V168H142V166H144L143 169H146V168H148V166H149L150 164H153V163H152V160H153V159L155 160V161L153 160L154 163H156V162L160 163V162H161V161H160L161 159H162L163 161L165 160V161L167 162V160H169V157H170V156H166L164 150L167 149L166 152H168V150L171 148V146H170V147H168V148H169V149H168L167 146H166V144H167V142H168L169 140L171 141V143L173 142V144H174V145L176 144L177 146L180 145V142H183L182 144H183V145L185 144L184 147H183L182 145H180V146H182V147H179V149L184 148V150H185V149H186V150H189L188 152H191V151H192L193 154H192V153H191V154L189 153V156L193 155V158H196V157L199 158V154H201V153H203L204 155H203V154H201V155H203V156L205 157V155L209 152V155H208V156L206 155L207 158H205V160L207 159V160L212 161V160H214V159L212 158V160H211V159L209 158V156L214 157V156H217V155H218V156H217L218 158H219V157L221 158V156H222V158H223L224 155L226 154L225 152L229 151L230 153L232 152L231 155H230V153L228 152V156H229V157L232 156L231 158L228 159L229 162H228V160L226 161V159L228 158V157H226L227 154H226V156L223 158L225 163L223 162V159H222V158H221L222 160L219 159V160H217V162H216L217 157H214V158H215V162L218 163L219 166H221V167L219 168V169H221V170L218 169V174H219V176H220V177L218 176V178L221 179V180H219L217 177L214 178V180L212 179V177H211V178L207 177V176H209L208 174H211V173H212L211 171H213V170L209 171V169H206L207 164H206V167H203V165H205V164H203V165L201 166V169H202V167L205 168V169H202V170L206 172V174H207L206 178H208L209 180H212V181H208V182L213 183L212 186H214V187H212L213 190L211 189L212 192H215V193L217 192V193H218V192H219V191H218L219 189H220V191H221V190H224V189H222V187H223L222 185H225V186H226L227 184H230V182H232V178H233V177H232L231 180H230V177H231V176L229 175V174H231V173H229V172H230V170L232 169V166H231V168H229V167H230V164L233 162L232 160H234L235 157L237 158V155L234 156L233 153H234V154H238V153H239V154H238L239 159H240V161L244 160V161H243L244 163H243V162H238V163H239V165H238V163H237V159L234 160V162L236 161V164H237L236 167L234 166V169L237 168L238 170L235 169V171H238V172H239V173H237V174H236V172H235V174H234V175H235V176H234L235 178L239 176V177H238L239 179H236V181H237V182H238L239 180H240V182L243 181V180L245 181L246 179L244 178V175H245V177H248L249 179L255 177V178L252 179V180L255 181V179H256L257 181H256V183L252 181V184H253V183L256 184L255 187L252 186L251 184L249 185V183L251 182V180L245 181V183L248 184L247 187H248V186H252V187H250V190H249V188H248V189L245 188L246 191H242L244 188L241 189V188L239 187V185L242 184V183H243V185H244L243 187H246L244 181L241 182L239 185L237 184L236 181H233L234 184H233V182H232L231 184H233L232 186H235V184H236V187H227V186H231V184H230V185H227V186H226V189H225V190H226V193H224V191H223V192H222L223 194H221V195H223V196H224V194H226V197H227L228 195H229L230 197H228V198H225V196H224V197L221 196L222 198H221L220 196H218V197L216 196L217 198L215 197V199H217V200H218V198L220 197V198H221V199L219 198L220 201H222V199H224V201L226 202V203L224 204L225 206L223 205V206H224L223 209H222V207H220V208H221V209H220L221 212H224L225 210H227V207H228L229 209H230V208L232 209V207H233V210H232V211H230L231 209H230V210L228 209V212L225 211L224 214H223V213H220V214H219V213H218V210H217V207H218V209H219V205L221 206V205L223 204V201H222V202H219V200H218L219 204H217V202H216L217 200H214V199H213L214 197L212 198V196H213V195H216L217 193L211 195L212 193L210 192V188H208V187L211 186V184H210V186H208L209 183H205L204 186H205V187L207 186V188H205L204 186H202L203 183L206 182L208 179L206 180V178H204L205 176H203V178L201 177V179H204V180H206V181H204V180H200V178H197L198 175H195V174H194L193 176H196V177L193 178V176H192V178H193V179L191 178L192 181H190V183H187V181L190 180V179L187 178L189 175L187 176V173L185 174L186 171H185L184 174H182L181 176L183 177V175H185V177H183V178H185V180H186V179H188V180H186V182H183V181H185V180L183 179V181H181L182 179L180 180V178H179V177H181V176L178 175V176H179V177H178V178H179V179H178L179 181H177V179H176V181L179 182V183H177L178 185H177L176 183H173V182H175V181H174V180H175L174 178L176 177V176H174V178H173V175H172L173 173L171 174V172H170V174L172 175V178L170 177L171 175L168 176V174H167V175L165 174L167 177H169V178H171V179H174V180H171V179H170L171 182H172L173 184H170V182H169L168 184L164 182V184H163L164 187L159 188V189H157V188H158L157 185H156L157 188L154 186V188H156V189H155V190H156L155 192H157V195H156V196H157V199H158V200H157V199H155V200H157V202H158V204H159L160 206H161V205L163 206V207L161 206V208H165V206L168 205V203L166 204V201H168L167 199L169 198V196L172 195V192L174 193V191L171 192V188L175 189V186H174V185H176V189H175L176 192H175V193H176V195L178 194L177 197H179V196H180V197L178 198L179 200H176V199H177L176 197H175L176 199L173 197V198H171V200H172V202H173V199H174V202H175V200H176L177 203L175 202L174 204L176 205V207H177L178 210H179V207H181V206L183 207V205L187 203L186 200H185V198H186V199H189V196H190V197H193L194 194H195V192L197 193L198 188H199L200 186H202L205 190H204V189L201 190L202 187H200V192H201V191H202V192L200 193L199 190H198L199 193L195 194V196L193 197V201H194V199L197 200V201H195V202L201 201V202H198V203H199V206H202V205H203V206H207V208H212V207L210 206V205L212 204V206H214L213 208L217 210V213H216V214H219V215L223 214V215L220 216L221 218H217V217H216V221H217L218 219H223V220H222V223H221V220H218L219 223H216V221L214 220V221H215V224H218V225L220 226L221 224H223V222H226V221L228 220V218H229V219L231 218V220H228L229 222H228V221L226 222V226L228 227V225H229V227H230L229 230H231V229L233 230L234 226H236V227H235L236 230H235V228H234V230L232 231L231 235H230V234H227V233H230V232H231V231L228 232V230H227V233H226L227 236L225 237V236H223V235H224V234H223V230L228 229V228H226L225 224H223V226H224L225 228H222L223 226H222V227L220 226V227L222 228V229L220 228V229L222 230V231H221V230H219V228L217 227L218 225L215 227L213 222L206 221V222H210L209 225H210L211 228L215 227V229H213V230H214L213 233L215 232V230H216V232H215L216 234H219V231H221L220 234H221V236H222V237L220 236V238H219L218 235H217V237H216V235H215V233H214L213 236H215L216 238H215V237L213 238V236H211V238H212L213 240L210 238L211 243H212V241H214V239L216 240V239L218 238V240L214 241V243H213V244H216L215 247H214V249L217 248V246H218V247H219V250H218V251H219V254H220V249L224 252V256L221 255V254H223V252L221 251V254L218 255L219 257L217 256L218 258H217L216 256L213 255L214 257L212 256V258H214V259L212 260V259H210V258H211V255L214 254V253H211L212 250H209V249L211 248V247H210L211 244L207 245L206 248H204L205 246L202 247V248H204V250L210 247L209 249L205 250V251H208V250H209V251H210L209 253H208V252H205V251L201 248V250H202L205 254L208 253V256H207V255L205 256L204 253H203L204 255L202 256V255H201L202 252H201V251L199 252L198 250H196V249H197L198 247H200V246H199V245H196L195 241H193V240H194L195 237H198V236H199V238H200L201 233H204L205 231L208 232L209 229H211V228H208V229H207V227L205 228V225L207 226L208 223H207V224L202 223L203 220L201 219V220H202V222H201V221H200L199 219H197V218H199L200 216L203 217V216L205 215V213L207 214L209 211L214 210V209H211V210L208 209L209 211L207 210V212H206V210H205V212H202V211L204 210V208L206 209V207H204V208L202 207L203 210L201 209V210H202V211H201V210H198V205H196L197 207H196L195 205L192 206V207H196V208H197V210H195V209H194V211L192 210L193 213L196 211L195 213H196L197 215H195L194 217H190L189 214H192V213H189V214H188L189 216H187V217H190V219L188 220V222L186 223V221H185V222L181 223V224H183L184 228H183L182 226H180L181 228L179 227V225H178V224H179V219H178L177 217H175V216L172 217L173 219H171L172 221H171V220H170V221H171V223H173V222L176 223V225H177V226H176V227H177L176 230L178 231V230H179L178 227H179L180 229H182L181 232L184 231V233H185V234H184V233L181 234V232H180L179 234H181V236H183V235L185 236V235H186L185 237L189 236L190 239H191V236H192L193 234L189 235V234H190V233H189V234L187 235V234H186V231H187V233H188L189 231H193L192 233H194V234L196 235L197 233L195 232V230H197V228H199V227H200V229H201V228H204V230L201 229V233H200V235H199V233H198V234H197L198 236H197V235H196V236L194 235L195 237L192 236V237H194V238L192 239V241H191L190 239H188L189 241H191V244H192L193 248H195L194 250H193V248H192V251H195V250H196L195 252H199V254L197 253V254H196L197 256H194V255H192L193 252L189 254V252H188V250H187L189 258L186 257L187 255H186L185 257H182V258H181L182 255H179L181 259L184 258V259L181 261L182 263H180V262H179L180 260H179V259H176L177 257H179V256L176 254V251H177L178 249H180V248H178V245H179V246H183V249H184V245H185V246L188 245V244H189V241L186 242V240H185L184 238H183V240H185V241H183V240H177V238L179 239V237H180V239H182V237L179 236V234H178V236H175V235H177L176 233H174V234H175L174 236H173V234L171 235V233H173V230L176 231V230L174 229V228H176V227H175L174 224H173V225H174V226H173V225L170 223V221H169V222L167 221L168 223H170V224H169L170 229H171V227H172V228L174 227V228H173L172 232H170V231H171V230H170V231H169L170 234H167L166 236H170V235H171V236H173L172 238L177 237V238H176L177 241H174L175 238L172 239L171 236L166 238L167 240H168V238H169L170 241L173 240L174 242L172 241V244L174 243V245L178 248V249L176 248L177 250H174L175 246L172 245L171 242L169 241L171 246L167 245V247L170 249V247L173 246L172 248H173V250L175 251V253H174V251L171 249V250H172V253H169L170 255H171V254L173 255V256H170V255H169V258L171 257V258H170V259H171V262H174V263H175V261L177 260V262L180 263V264H184V263L186 264L187 262H188V264H189V263L191 262V261H190V257H191V258H194V257H195V258H197V264H201V262H203L202 264H204V263H206V262H208L209 264H218V262L221 263V264H254L255 262H256L255 264H257V262H261V263H262L263 260H264L263 257H262V256H263L262 253H264V250H263V249H264V245H263V244H264V236L262 235V236H263V237H262V236H260V235H261L262 233L264 234V203H262V202L264 201V195H263V193H264L263 191H264V190H262V189H264V180H258L257 177H258V175H261V173L264 171V163H263V165L261 164V161H262L263 159L261 158L262 160H260V159L257 157L258 150H255V151H257V153L254 152V153H256V155L252 152V151H254V149H255L254 146H253L254 148H252L253 150H251V148H250V149L247 148V147L245 148V146H246V142H245V141H246V140H245V141L243 140V141H244V142H243L242 139H241V138L243 137V135H242L241 138H239V139H240V144H242V145L245 144V146H243V148L245 149V150L243 149V151H245V152H241V151H240V148L242 149L241 146H238V145H240V144H238L237 146H235L237 149H239V151H238L236 148H234V146H232L233 144H232V145L230 144V146H228V145H229L228 140H230V139H228V140L225 141V142L228 143V145H227V143L225 144V145H227V147H228V150H226V151H225V148L227 149V147H226L224 144H222V143H223L222 140H220V142H222L221 144L225 146L224 149H223L224 146H222V145L220 146V144H219L220 142H217L218 139H217V140H216V139H212V142H213V140H216V142L219 144V147H220V148H219L218 145L215 144V143H216L215 141H214L215 143H214V142L212 143L211 140H210L209 138H206V137H208V136L210 137V135L207 134V132H208L207 130H208V127H209V126L207 127V125H209V122H210V119H209V117H208L209 114H207L208 112L206 113L205 110H204V112H203V110L201 111V109H200V110H199V109H195V110H192ZM193 113H194V114H193ZM181 118H180V119H181ZM208 119H209V120H208ZM76 120H77L78 122H77ZM160 121L162 122V124H161V126H158V125L160 124ZM176 121H177V122H176ZM97 122H98V123H97ZM164 122H165V121H164ZM173 122H174V123H173ZM207 122H208V123H207ZM43 123H46V122H43ZM96 123H97V124H96ZM49 124H50V123H49ZM77 124H79V125L81 124L80 127H79ZM91 124H92V125H91ZM94 124L97 125L98 127H97V126H96V127L94 126V128L92 129L93 132H94V129H95V132H94L93 134L96 135V136L94 137V139H93V138H91V137L94 136L93 134H91V133H92L91 127H93ZM45 125H46V127H45ZM50 125H51V124H50ZM83 125H84V126H83ZM154 125H157V127L154 126ZM165 125H166V126H165ZM47 126H48V127H47ZM111 127H113L114 129L111 128ZM160 127H161V128H160ZM58 128H59V129H58ZM81 128H82V129H81ZM96 128H97V129H96ZM115 128H116V129H115ZM121 128H120V129H121ZM141 128H142V129H141ZM152 128H153V129L156 128V130L154 129V130H155V131H154ZM3 129H4V128H3ZM3 129H2V130H3ZM5 129H6V128H5ZM14 129H16V128H14ZM73 129H72V131H73ZM117 129H118V130H117ZM123 129H124V130H123ZM157 129H158V130H157ZM162 129H163L164 131H162ZM43 130H45V131H43ZM75 130H78V131H75ZM90 130H91V131H90ZM114 130H115V132H114ZM141 130H143V131H141ZM152 130H153V131H152ZM173 130H174V131H173ZM4 131H5L6 134H8L7 130H4ZM79 131H80V132H79ZM111 131H112L113 133H112ZM117 131H119V132H117ZM157 131H158V132H157ZM160 131L165 132V138L160 137V139H159V138L157 139L158 134H159V136L164 135V133L162 134V132H160ZM170 131H171V132H174V133H173L174 135L176 134V132H177V134H178V135H176V138H175L174 140L170 139V138H172V137H171V134H172V133H170ZM175 131H176V132H175ZM62 132H63V133H62ZM70 132H71V131H70ZM101 132H102L103 134H102ZM120 132H121V133H120ZM124 132H125L126 134H123ZM143 132H144V134L146 133V134H145L146 136H147V134H148V136H149V134H150L149 137L147 136V137H148L147 140L144 139V140L146 141V143H144L145 141H144L143 139H141V137H143V136H142V135H143ZM151 132H152V133H153V132H157V133H156L157 135H156V134H153V135H156V136H157V137H154V138L157 139V140H155V139L153 138V135L151 136V134H152ZM159 132H160L161 134H160ZM5 133H3V134H5ZM45 133H47V134H49V135H47V134H45ZM78 133H79V134H78ZM116 133H117V134H116ZM208 133H209V132H208ZM3 134L1 133V135L4 136L3 138H2L1 135H0L1 140L4 139V140H2V142H3V143H6V144H7V142H8V147H9V145H10V144H9V141L6 142V138H8V137L5 136L6 134H5V135H3ZM44 134H45V136H44ZM67 134H68V135L70 134V136H72V137L67 136ZM72 134H73V135H72ZM77 134H78V136H79L80 139H81L80 142H79V139H77V138H79V137L76 136ZM128 134H129V135H128ZM141 134H142V135H141ZM12 135H13L14 137H13ZM17 135H18V134H17ZM85 135H86V137L89 138V139L85 138ZM100 135H101V136H100ZM124 135H128L129 138H130V136H131V139H134V137H135V139L129 141L130 143L127 142V144H128V145H127V144L124 142V137H123ZM140 135H141V136H140ZM145 135H144V136H145ZM207 135H208V136H207ZM10 136H12L13 138L10 137ZM15 136H16V137H15ZM42 136H43V137H42ZM74 136H75V137H74ZM82 136H84V137H82ZM102 136H103V137H102ZM138 136H139V137H138ZM177 136H178V137H177ZM204 136H206V137H205L206 140L209 139L210 145H211V143H212V145H214V146L216 145L218 148H217L216 146L214 147V146L211 145V147H212V149H211V147H210V145L208 144V142L205 141ZM17 137H18V138H17ZM62 137H63V138H62ZM64 137H65V138H64ZM81 137L84 138L86 141H87V140H90V141H89V142H84L85 140H83ZM117 137L115 138V139H116V140H115L116 142H118ZM137 137H138L139 139H138ZM70 138H73V139H70ZM102 138H104V140H103ZM161 138H163V139H162L163 141H164V139L166 140V141H164L165 143L161 140ZM211 138H213V137H211ZM245 138H246V137H245ZM263 138H264V137H263ZM11 139H13V140H11ZM91 139H92V140H91ZM136 139H138V140H136ZM151 139H153V141H152ZM178 139H179V140H178ZM243 139H244V137H243ZM246 139H247V138H246ZM1 140H0V141H1ZM52 140H53L55 143H54ZM63 140H65V141H63ZM82 140H83V141H82ZM101 140H102V141H101ZM154 140L157 141V142H154ZM159 140H161V142H163V144L160 143ZM180 140H181V141H180ZM198 140H200V141H198ZM262 140H263V139L261 138V142H262ZM56 141H57V142H56ZM71 141H73V142H72L73 144L70 143ZM94 141H95V140H94ZM103 141H105V142H103ZM140 141H143V142L141 143L142 145H144V144L147 145V146H146V145L144 146V147H147V148H146V151H145V148H142V147H141V144L138 143V142H140ZM150 141H151V142H154V143H157V145H158V144H159V145L162 144L163 146L161 145V146H162V147H161V146H159V145L157 146V145L155 144V145L157 146V149L154 150L153 147H154L155 145H154V143L151 144ZM170 141H169V142H170ZM179 141H180V142H179ZM218 141H219V140H218ZM2 142H0V143H2ZM15 142H16V143H15ZM67 142L70 143V145H69ZM120 142H121V143H120ZM123 142H124V143H123ZM178 142H179V143H178ZM198 142L201 143V144L199 143V145H201L200 148L197 147V146H199V145H198ZM229 142H230V141H229ZM241 142H242V143H241ZM247 142H248V141H247ZM263 142H264V141H263ZM263 142H262V143L259 142V145L261 144V147L264 146V145L262 146ZM50 143H51V144H50ZM53 143H54V144H53ZM58 143H59V144H58ZM64 143H65V144H64ZM66 143L69 145V146H68L69 148L67 147V144H66ZM85 143H87V144H85ZM147 143L150 144V145L148 146ZM231 143H233L232 140H231ZM106 144H108V145H107L106 148H104L103 145L106 146ZM168 144H169V143H168ZM178 144H179V145H178ZM50 145H51V147H50ZM52 145H54L56 148L54 147V149H53ZM92 145H94L93 150H92L93 152H92L91 149H90V148L92 147ZM101 145H102V146H101ZM151 145H152V146H151ZM235 145H236V144H235ZM33 146H34V145H33ZM48 146H47V147H48ZM79 146H80V147H79ZM156 146H155V147H156ZM231 146H232V150L230 149ZM247 146L250 147L251 145H249V143H248ZM47 147H46V148H47ZM60 147H61V148H60ZM66 147H67L68 149H66ZM76 147H75V149H76ZM164 147H165V148H164ZM213 147H214V148H213ZM238 147H239V148H238ZM80 148H82L83 150H81ZM99 148H101V149L103 148L102 150H104V149H105V150H106V149L108 150V149H109L108 151H109V153H110V156L108 155L109 153L107 152V150H106L107 154L105 153V150H104V152H101V155L105 154L106 159L103 160V157L105 158V156L103 155V157H102L101 155H99V154H100L99 151L101 150V149L99 150ZM151 148H152L153 150H151ZM160 148H161V149H160ZM163 148H164V149H163ZM194 148L196 149V150H194L196 153H199V152H200V153L196 155V153L193 152V149H194ZM198 148H199V149H198ZM233 148H234L235 150H234ZM17 149H18V150H17ZM65 149H66V150H65ZM110 149H111V150H110ZM141 149H142V150H141ZM197 149H198V150H197ZM220 149H222V151H220ZM182 150H183V149H182ZM208 150H209V151H208ZM211 150H212L214 153H215V152L217 153V151H218V152L220 151V152L217 153V154H216V153L214 154ZM214 150H215V151H214ZM233 150H234V151H233ZM236 150L238 151L237 153L235 152ZM246 150H247L248 152H247ZM48 151H49V150H48ZM70 151H71V150H70ZM81 151H82V152H81ZM141 151H142V152H141ZM144 151L147 152V153L145 154ZM148 151H149V153H148ZM153 151H154V152H153ZM176 151H177V150H176ZM210 151H211V154H210ZM223 151H224L225 154L222 153ZM55 152H52V151H51L50 153L55 154ZM185 152L187 153V151H184V153H185ZM246 152H247L248 155L246 154ZM91 153L94 155L93 157H95V159L97 158L96 160L93 159V157L90 155ZM95 153H96V154H95ZM102 153H103V154H102ZM128 153H129V154H132V155H129ZM150 153H151V154H150ZM181 153H183V152H181V151L179 152V150H178V151L176 152V154H178V155H176V154H174V155H176V157H177V159H178V158H180ZM205 153H206V154H205ZM212 153H213V154H212ZM220 153H222V154H220ZM244 153H245V155H244ZM80 154H81V155H80ZM144 154H145L146 156H148V155H150V156L146 157ZM170 154H171V153H170ZM179 154H180V155H179ZM194 154L196 155L195 157H194ZM242 154H243L244 156H243ZM258 154H259V153H258ZM16 155H18V153H17ZM66 155H67V154H66ZM95 155H97L98 157H100V156H101V157L98 158V157L95 156ZM107 155H108L109 158H112L113 160H112V159H107ZM115 155H116V156H115ZM141 155H142V156H145L148 160H146V161H145V159H144V160H139V159H142V156H141ZM168 155H169V152H168ZM172 155H173V154H172ZM172 155H171L170 159L173 160V157H175V156H174V155L172 156ZM201 155H200V156H201ZM212 155H214V156H212ZM246 155H247V157H246V158H247V159H246L247 163H246L245 159L242 158V157H245ZM12 156H13V157H12ZM58 156L60 157V155H58ZM90 156H91V157H90ZM111 156H112V157H111ZM151 156L154 157V158L152 159ZM159 156H161V158H160L159 160H156L155 157H157V159H158ZM164 156L168 157V159H167L166 157H164ZM178 156H179V157H178ZM183 156H185V155L183 154ZM183 156L181 155V157H182V158H180L181 160L184 158ZM258 156H259V155H258ZM260 156H261V155H260ZM260 156H259V157H260ZM17 157H18V156H17ZM89 157H90V159L94 160V162L91 161V160H89ZM114 157H116V158H119V157L123 158L124 161H123V160L120 161V162H122L123 164L121 163V164H122V165H121L120 162H119V160L116 159V158H115V159H116V160H115ZM131 157H132V158H135V159L132 160ZM137 157H138V158H137ZM145 157H143V158H145ZM150 157H151V158H150ZM163 157H164L165 159H163ZM201 157H202V156H201ZM204 157H202V158H204ZM240 157H241V158H240ZM248 157H249V158H248ZM54 158H55V159H54ZM87 158H88V159H87ZM101 158H102V160H101ZM125 158H126V159H125ZM189 158H190V160H192L191 157H189ZM208 158H209V159H208ZM232 158H233V159H232ZM99 159H100V160H99ZM119 159H120V158H119ZM150 159H152V160H150ZM174 159H175V158H174ZM199 159H200V158H199ZM239 159H238V161H239ZM241 159H242V160H241ZM53 160H54V161H53ZM84 160H85V161H84ZM86 160H87V161H88V160L90 161V162L88 161V163H90V164H89V165L87 164V165L89 166V167H88V172H87V166L84 164V163L86 162ZM114 160H115V161H114ZM120 160H121V159H120ZM125 160H127V161H125ZM131 160H132V161H131ZM149 160L151 161V163L149 162L150 164L147 163ZM175 160H176V159H175ZM185 160H186V161H187V160L189 161V159H186V158L184 159V161H185ZM195 160H196V159H195ZM200 160H202V159H200ZM200 160H199V161H200ZM207 160H206V161H207ZM249 160H250V161H249ZM258 160H260V161H258ZM13 161H14V162H13ZM96 161H99V162H98V163H95ZM113 161L115 162L113 165H116L115 168L113 167V165H112V163H111V162H113ZM128 161L130 162V164L128 163ZM159 161H160V162H159ZM170 161H171V160H169L168 163H169ZM177 161H179V160H176V162H175L176 164H177ZM182 161H183V160H182ZM184 161H183L182 163H184ZM188 161L185 162L184 164H187V163H189V162H192V163L194 162V163H195L194 160H193V161H189V162H188ZM196 161H198V160H196ZM202 161H204V159H203ZM210 161H207V162L209 163ZM219 161H221V162H220L221 165L219 164ZM231 161H232V162H231ZM248 161H249V162H248ZM9 162H10V163H9ZM57 162H58L59 164H57ZM124 162H126V163H124ZM143 162H144V163H143ZM145 162H146L147 164H146ZM166 162H165V164H167ZM173 162H174V161H173ZM200 162H201V161H200ZM207 162H206V163H207ZM226 162H228V166H227V167H226V166L224 167V164L227 165ZM258 162H260V163H258ZM263 162H264V161H263ZM44 163H43V164H44ZM47 163H48V164H47ZM86 163H87V162H86ZM91 163H93V165H92ZM109 163H111V164H109ZM158 163H156L155 165H157ZM162 163H163V162H162ZM171 163H172V162H170V164H169V165H171L170 167H172L173 165H175V163H174L173 165H172ZM179 163H180V162H179ZM192 163H191V164H192ZM194 163H193V164H194ZM196 163H197V162H196ZM203 163H204V162H203ZM222 163H223V164H222ZM240 163H241V164L243 163V164H242L243 166L240 165ZM248 163H249V164H248ZM257 163L260 164V165H257V169H256V170H255V169L253 170V168H256L255 165H256ZM83 164H84V166H83ZM94 164H95V165H94ZM108 164H109V166H108ZM125 164H126V165H125ZM142 164H146V165H142ZM148 164H149V165H148ZM165 164H164V165H165ZM191 164H190V167H193V166H191ZM232 164H235V163H232ZM244 164H245V166H244ZM247 164H248V165H247ZM1 165H0V168H3ZM12 165H13V164H12ZM15 165H16V164H15ZM15 165H14V166H15ZM41 165H42V166H41ZM90 165H91V166H90ZM110 165H111V166H110ZM123 165H124V167H122ZM167 165H168V164H167ZM215 165H216V164L211 165V166H214V167H215ZM222 165H223V167H222ZM32 166H31V168H32ZM85 166H86V167H85ZM93 166H94V167H93ZM133 166H134V167H133ZM146 166H147V167H146ZM153 166H154V165H153ZM211 166H209L210 169H211ZM247 166H248V168H247ZM48 167H49V166H48ZM63 167H64V166H63ZM84 167H85L86 169H84ZM116 167H117V168H120V167H121V168H120L121 170H120V169L117 170ZM150 167H152V165H151ZM173 167H174V166H173ZM188 167H189V166H188ZM188 167H187V168H188ZM199 167H200V166H199ZM214 167H212V169H213ZM241 167L244 168V171H245L246 169L248 170V171L246 170L247 174H246L244 171H243V172H244V175H243V172L240 173V168H241ZM258 167H259L260 169H258ZM46 168H47V169H46ZM59 168H61V169H59ZM72 168H74L75 170L72 169ZM130 168H131V167H130ZM141 168H140V170H139V169L136 170V168H135L134 170H136V172L139 171V172L142 174L143 171H142ZM180 168H181V167H179L178 169L180 170L181 173H183L181 170L186 169V168H184V167L181 168V169H180ZM207 168H208V167H207ZM217 168H218V167H217ZM222 168H225V169H222ZM245 168H246V169H245ZM250 168H251V169H250ZM14 169H15V167H14ZM53 169H54V168H53ZM71 169H72V170H71ZM76 169H77V170H76ZM173 169H175V168H173ZM178 169H177V172H178ZM190 169H191V168H190ZM190 169H189V170H190ZM249 169H250V170H249ZM261 169H263L262 172H261ZM67 170L70 171V172L73 171V170L76 171V172H77V171H80V172L83 171L84 174H83V172H82V173H80V172H77V173H76V172H75V173H73V174H72V172H71V173L69 174V173H66ZM81 170H82V171H81ZM148 170H149V168H148ZM191 170H194V169H191ZM195 170H196V169H195ZM202 170H201V171H202ZM206 170H208V172H211V173H208ZM222 170H224L225 173H224V172L220 173ZM225 170H226L227 172H228V171H229V172L227 173ZM258 170H260V171H259L260 174H259ZM13 171H14V170H13ZM29 171H30V170H29ZM53 171H54V170H52L50 173H52ZM74 171H73V172H74ZM115 171H117V172L115 173ZM173 171H174V170H172V172H173ZM175 171H176V169H175ZM175 171H174V172H175ZM203 171H202V172H203ZM232 171H233V169L231 170V172H232ZM253 171L258 172V174H256V172L253 173ZM3 172H4V173L7 172V173H9V174L5 173L6 175H4ZM57 172H55V173H57ZM112 172H113L115 175L117 174V177H115V175H113ZM122 172H123V171H122ZM139 172H137L136 174H137V175L140 174ZM180 172H178V174H180ZM205 172H203V174H205ZM60 173H59V174H60ZM85 173H86V174H85ZM119 173H120V174H119ZM148 173H150V172L148 171ZM190 173H191V172H190ZM195 173H196V172H195ZM233 173H234V172H233ZM263 173H264V172H263ZM263 173H262V174H263ZM21 174H22V173H21ZM35 174H37V175H35ZM68 174H69L70 178L67 179ZM87 174H88V175H87ZM134 174H135V173L133 172V174H132L133 176H132V177H134ZM141 174H140V175H141ZM176 174H177V173H176ZM192 174H193V172H192L190 175H192ZM206 174H205V175H206ZM222 174H223V175H222ZM227 174H228L229 178H228ZM238 174H239V175H238ZM241 174H242V175H241ZM253 174H256L257 176H253ZM119 175H120V176H119ZM211 175L214 177L213 174H211ZM221 175H222V176H221ZM224 175H225V177H224ZM236 175H237V176H236ZM240 175H241L242 179L244 178L243 180H241ZM4 176H5V177H4ZM6 176H7L8 178H6ZM54 176H55V175H54ZM54 176H53V177H54ZM62 176H63L64 178H62ZM159 176H160V175H159ZM159 176H157V177H159ZM166 176H165V177H166ZM186 176H187V177H186ZM232 176H233V175H232ZM252 176H253V177H252ZM15 177H17V175H16ZM114 177H115L116 179H115ZM118 177H119V178H118ZM135 177H136V176H135ZM182 177H181V178H182ZM222 177L224 178V179H223L224 181H222ZM260 177H263V175L259 176L258 178H260ZM47 178H48V177H47ZM122 178H123V177H122ZM169 178H166V179L169 180ZM189 178H190V177H189ZM235 178H233V179L235 180ZM248 178H247V179H248ZM12 179L15 180L14 178H12ZM65 179H66V180H65ZM113 179H114V180H113ZM117 179H118V180H117ZM123 179H124V178H123ZM123 179H121L120 181H122ZM196 179H197V180H196ZM217 179L219 180V181H217V182H219V183H216V184H215L214 181L216 182ZM225 179H226V180H225ZM228 179H229V180H228ZM260 179H262V178H260ZM263 179H264V178H263ZM111 180H113V182H112ZM164 180H165V179H164ZM170 180H169V181H170ZM227 180H228L229 182H228ZM110 181H111V182H110ZM195 181H196L197 184H194ZM201 181H203V182H201ZM221 181H222V183H220ZM261 181H262L263 187H262ZM3 182H5V181H3ZM115 182H116V183H115ZM167 182H168V181H167ZM180 182H181V184H180ZM182 182H183V184H182ZM188 182H189V181H188ZM198 182L201 183V184H199ZM223 182H225V184H223ZM227 182H228V183H227ZM17 183H18V184H17ZM66 183H67L68 185H67ZM107 183H108V184H107ZM113 183H115V188L113 187V185H114ZM156 183H157V182H156ZM184 183H186V185H188V186L186 187V185H184ZM226 183H227V184H226ZM65 184H66V185H65ZM106 184L108 185V188L113 187L112 190H111V188L108 189V190H106V189H107V186H105ZM111 184H112V185H111ZM158 184H159V182H158ZM160 184H161V183H160ZM165 184H166V185H165ZM169 184H170L171 186L173 185V187H170ZM206 184H207V185H206ZM214 184H215L216 186H215ZM218 184H221V185H218ZM4 185H5V184H2V186H4ZM10 185H7V186L9 187ZM110 185H111V186H110ZM180 185H182V186H180ZM193 185H194V186H196V185L198 186V187H197V190H196V188H194ZM199 185H200V186H199ZM2 186H0V189H1ZM109 186H110V187H109ZM117 186H118V187H117ZM177 186H179V187H177ZM192 186H193V187H192ZM217 186H218V187H217ZM220 186H221V188H220ZM256 186H259V187H262V188L260 189V188L258 187L259 189L257 190V187H256ZM116 187H117V188H116ZM159 187H161V186H159ZM184 187H185V189H184ZM238 187H239L241 190H237L236 188H238ZM253 187H254V188H253ZM5 188H6V186H5ZM131 188H132V187H130L129 191L133 190V188H134V190H136L135 186H133L132 189H131ZM187 188H188V190H187ZM190 188H191L192 190H193V188H194L196 191L193 190V191H194V192H193ZM227 188H229V189H227ZM230 188H232V189L234 190V194H235V195H238L239 192H242V193H241L242 196H241V194L239 193L240 195H238L237 197H235L236 199H237V198H238V199L240 198L241 200H245V201L248 200L247 198H249V200H250V198H252V199L250 200L249 203H248L249 200L246 201V202L244 201V203H247V205L244 204V203H242V202H240V199H239V202L241 203V205H240V204H238L239 202L237 203V200H238V199L236 200L235 198H233V199L236 200V202H235L234 204H231V202L233 201V199L231 198V196H233V194H232V193L229 194V190H230V191H233V190H231ZM234 188H235V189H234ZM255 188H256V189H255ZM7 189H9V188H7ZM7 189H6V190H7ZM113 189H115V190L113 191ZM214 189H215V190H214ZM2 190H3V191L5 190L4 187H2ZM110 190H111V191H110ZM134 190H133V192H134ZM158 190H159V191H158ZM182 190H183V193H181ZM235 190H236L238 193H236ZM251 190H253V191L251 192ZM256 190H257V191H260V193H262V192H263V193H262V194H259V193H257ZM261 190H262V191H261ZM105 191H106V192L108 191V192L106 193ZM117 191H116V195H117V193H118ZM189 191H192V193L189 192ZM203 191H204V192H203ZM227 191H228V192H227ZM255 191H256V192H255ZM0 192H1V191H0ZM6 192H7V191H6ZM6 192H5V193H6ZM93 192H94V193L96 192V194L93 195ZM111 192H112V193H111ZM139 192H140V191H139ZM170 192H171V195H169ZM177 192H178V193H177ZM209 192H210V195H211V196L209 195ZM245 192L247 193V195L249 194V196H246ZM248 192H251L252 194H254L253 192H255L256 195L254 194V196H257V200H258V199H259V200L262 199L263 201H262V202H260V201H255V200H256V199H254L255 197L253 198V197H252L253 195L250 194V193H248ZM8 193H7V194H8ZM86 193H87V194H86ZM97 193L99 194V196H100V194H101V196H103L102 194H104V196H106V198L103 197L104 199H102V197L100 196V197H101V201H99L100 198L97 197V195H98ZM105 193H106V195H105ZM109 193H110V195H109ZM121 193H122V191H121ZM135 193H136V191H135ZM137 193H138V192H137ZM137 193H136V195H138V196L141 195V193H139V194H137ZM189 193H191V194L188 196L187 194H189ZM193 193H194V194H193ZM219 193H220V192H219ZM219 193H218V194H219ZM243 193L245 194V196H244ZM89 194H91V195H93V196L91 197V195H89ZM118 194H119V193H118ZM122 194H123V193H122ZM122 194H121V195H122ZM124 194H125V193H124ZM155 194H156V193H155ZM231 194H232V195H231ZM83 195H85L84 198H83ZM87 195L90 196V198H89V197H86ZM107 195L109 196V200H107V198H108ZM116 195H115V196H116ZM119 195H120V194H119ZM183 195H185V196L182 198ZM191 195H193V196H191ZM219 195H220V194H219ZM11 196H10V197H11ZM61 196H62V197H61ZM138 196H137V197H138ZM174 196H175V195H174ZM239 196H241L242 198L239 197ZM262 196H263V197H262ZM21 197H23V198L26 197V199H29L30 202H29V200H25V199H23L24 201L22 202V200H21L22 198H21ZM81 197H82V198H81ZM95 197H96V198H95ZM111 197H112V200H110ZM116 197H118V195H117ZM206 197H207V198L211 197L213 200H212V199L210 200V198L207 199ZM233 197H234V196H233ZM59 198H60L61 200H60ZM72 198H73V202H74V201H75V202L73 203L74 206L71 204V205H72V208H71V207H69V204L71 203ZM74 198H75V199H77V198L79 199V198H80V199H81L82 201H84V202L81 203L80 199L76 201V200H74ZM97 198H98V200H96ZM119 198H120V197H118V199H119ZM205 198L207 199V201H205ZM243 198H246V199H243ZM118 199H117V200H118ZM191 199H192V198H191ZM201 199H204V201L201 200ZM226 199H227V201H228L229 199L232 200V201H230V203H229V204H231V205L228 204V202L226 201ZM253 199H254V200H253ZM18 200H19V201H18ZM44 200H45L46 202H43ZM171 200H170V201H171ZM184 200H185L186 203L184 202ZM209 200H210L212 203H209V202H210ZM64 201H65V202H64ZM78 201H79L80 203H79ZM189 201H190V199H189ZM208 201H209V202H208ZM214 201H215L216 203H213ZM77 202H78L77 205H79V206H76V205H75ZM104 202H105V204H104ZM118 202H119V201H118ZM168 202H169V201H168ZM190 202L192 203V200H191ZM190 202H189V203H190ZM43 203H44V204H43ZM61 203H63V204H64V203H65V204L67 203L68 205H67V204H66V205H67L68 207H65V205L63 206ZM198 203H197V204H198ZM201 203H202V205H201ZM205 203H206V204L209 203V204L205 205ZM232 203H233V202H232ZM59 204H61V205H60L61 207L63 206L62 208H64V207H65V208H68V211H69L70 213L67 211L68 214H65V215L63 214V215H64V216H63L61 212H64V211H65V208H64V210H63V209L61 210V208H60V211H59V209H58ZM95 204H96V205H95ZM114 204H115V205H114ZM195 204H196V203H195ZM213 204H214V205H213ZM216 204L218 205L217 207H215ZM242 204H244V205H242ZM33 205H32L31 207H33ZM71 205H70V206H71ZM159 205H158V207L160 208ZM191 205H192V204H191ZM55 206L57 207V209H58L57 211H59V212H57V211L55 212V211H54V209L56 210ZM75 206H76V207H75ZM116 206H117V208H115ZM187 206H188V205H187ZM226 206H227V207H226ZM230 206H231V207H230ZM84 207H85V208H84ZM113 207H114L115 210H117V211H118V209H119V210L121 209V210L119 211V214H121V217H122V219H121L120 215H116V213H115V215H116L117 217H119V218L117 219V221H115V222H116V225H115V226H113L115 222L113 223V221H112V219H111V218H113L114 216L111 217V214H108V213H112L110 210H111V208H113ZM121 207H123V208H121ZM185 207H186V205L183 207V208H184V211H187V210L190 209L191 206H189V209H188V207H186V208H185ZM34 208H35V207H33V209H34ZM47 208H48V209H47ZM70 208H71V209L74 208V209H73V210H69ZM83 208H84V209H83ZM114 208H113L112 211H113V212H116V211L114 210ZM200 208H201V207H200ZM50 209H51V210H50ZM123 209H124L125 211H124ZM185 209H187V210H185ZM224 209H225V210H224ZM122 210H123V211H122ZM131 210H132V211H131ZM33 211H34V210H33ZM35 211H36V210H35ZM49 211H50V212H49ZM51 211H52V212L54 211V212H55V215H53L54 212H53V214H51V213H52ZM180 211H181V208H180ZM192 211H191V212H192ZM197 211H199V212L197 213ZM220 211H219V212H220ZM48 212H49V213H48ZM107 212H108V213H107ZM122 212H123V213H122ZM157 212L159 213V211H157ZM201 212H202V213H201ZM213 212H215V210H214ZM47 213H48V214H47ZM56 213H57V214H56ZM58 213H59V214H58ZM60 213H61V214H60ZM64 213H66V211H65ZM84 213L87 215L86 217H89V219L83 217V216H85ZM137 213H138V214H137ZM123 214H125V215H123ZM201 214H203V216H202ZM209 214H210V213H209ZM209 214H207L206 216L209 217L210 215H212V216L214 217V215H216L215 213H214V215H213L212 212H211L210 215H209ZM229 214H231L230 217H229ZM49 215H51V216H49ZM52 215H53V216H52ZM56 215H58V216H59V215H62V216H60L61 218H59V217H57ZM105 215H110L109 217H111V218H109L108 216L105 217ZM113 215H114V214H113ZM227 215H228V218L226 219ZM65 216H66L67 219L64 218ZM191 216H193V215H191ZM212 216H210V217H211V219H212V221H213ZM216 216H218V215H216ZM55 217H56V218H55ZM92 217H93V218H92ZM138 217H139V218H138ZM187 217H186V218H187ZM210 217H209V218H210ZM222 217H223V218H222ZM224 217H225V218H224ZM62 218H64L63 220H66V221L63 222V221L61 220ZM107 218H108V219H107ZM115 218H116V217H115ZM175 218H176V219H175ZM214 218H215V217H214ZM59 219H60V220H59ZM70 219H71V218H70ZM86 219H87V220H86ZM90 219H92L91 222L88 221V220H90ZM110 219H111V221H107V220H110ZM119 219H120V221H118ZM174 219H175V221H174ZM177 219H178V220H177ZM196 219L199 220V221L202 223L203 226H202L201 224L199 225V222H198V221L196 222ZM205 219H206V218H204V221H205ZM207 219H208V218H207ZM71 220H72V219H71ZM73 220H72V221H73ZM81 220H82V221H81ZM113 220H114V218H113ZM131 220H133V222H134L135 220H140V221H137V222L135 221V222L133 223ZM148 220H149V219H148ZM176 220L178 221V224H177V221H176ZM185 220H187V219H185ZM224 220H225V221H224ZM60 221H61V222H60ZM86 221H88L89 223H87ZM93 221H94V222H93ZM106 221H107L108 223L111 222L113 225H112L111 223L108 224ZM130 221L133 223L132 227H131V224H132V223L130 224ZM58 222H59V223H58ZM68 222H70V221L68 220ZM92 222H93V223H92ZM117 222H118V223H117ZM230 222L233 223L232 227L230 226V224H231ZM72 223H73V222H71V225H72ZM85 223H86V224H85ZM105 223H107L109 226H108V225L105 226ZM135 223H137L136 226L134 225ZM142 223H144V224H143V225H145L144 227H143ZM146 223H147V226H146ZM168 223H167V224H168ZM184 223H186V227H185V224H184ZM196 223L198 224V227H195V225L197 226ZM228 223H230V224H228ZM63 224L60 225V226L62 227V230H66L65 228H66L67 226L65 225V226H66V227H65V226H63ZM74 224H73V227L70 225L71 227L69 226V228L73 230V228H74V226H75ZM82 224H83V225H82ZM90 224H89V225H90ZM110 224H111V226H110ZM204 224H205V225H204ZM234 224H235V225H234ZM84 225H85V226H84ZM171 225H172V226H171ZM57 226H56V227H57ZM60 226H58V227H60ZM134 226H135V227H134ZM141 226H142V227H141ZM149 226H150V225H149ZM56 227H55V228H56ZM93 227H95V228L93 229ZM147 227H148V228H147ZM169 227H168V228H169ZM208 227H209V226H208ZM253 227H254V230L257 228V230H255V232H254V230H253ZM255 227H256V228H255ZM10 228H11V230H12L15 234H17L18 236H23V235L25 236V235L28 234V227H26L25 224L23 225V224H18V223H12L11 226H10ZM63 228H64V229H63ZM82 228L85 230V232H84V230H83ZM141 228H142V229H141ZM145 228L148 229V231L146 230V232H148V233L144 232L143 229H145ZM150 228H151V230H150ZM186 228H187V230H186ZM195 228H196V229H195ZM258 228H259V230H258ZM260 228H261V229H260ZM58 229H59V228H58ZM67 229H68V228H67ZM70 229H69V231L67 230L68 233L71 232ZM88 229H87V230H88ZM95 229H96V231H95ZM184 229H185V230H184ZM193 229H195V230H193ZM200 229H198L197 232L200 231ZM60 230H61V228H60ZM75 230H74V231H75ZM81 230H82V231H81ZM149 230H150V231H149ZM261 230H262V231H261ZM76 231H75V232H76ZM93 231H94V232H93ZM152 231H151V232H152ZM177 231H176V232H177ZM202 231H203V232H202ZM211 231H212V229H211ZM217 231H218V233H217ZM256 231H257V233H256ZM258 231H259V232H258ZM260 231H261V232H260ZM63 232H64L65 235L68 234V233L65 232V231H62L61 233H63ZM75 232L70 233L69 236H71V234H72V236L75 235V237H76V234H74ZM82 232H84V233H82ZM164 232H165V231H164ZM225 232H226V230H225ZM81 233H82V235H81ZM145 233H146V235H145ZM209 233H212V232H209ZM209 233H208V235H206L207 233H205L204 235L207 237V236L210 235ZM255 233H256V234H255ZM64 234H63V235H64ZM87 234H86V239H87ZM143 234H144V235H143ZM147 234H149V235H147ZM31 235H32L31 237H33L34 239H37V232H36V231H33ZM83 235H84V236H83ZM204 235H201V237H203V242H202L201 238H200L201 242H200L199 238H197V240H199V242L196 240V241L198 242L197 244H201V243H202V244H205V245H206V243L204 242V239H205L206 237L204 238ZM229 235L231 236L230 238H228ZM147 236H148V237H147ZM154 236H156V239H157L158 236H161V238H163L162 234H156V235H154ZM184 236H183V237H184ZM79 237H78V238H79ZM96 237H97V238H96ZM142 237H143V239H142ZM146 237L148 238V241H146V239H147ZM189 237H187V238H189ZM209 237H210V236H209ZM209 237H207V238H209ZM233 237H234V239H233ZM261 237H262L263 239H262ZM33 238H32V239H33ZM145 238H146V239H145ZM231 238H232V239H231ZM259 238L262 239V240H260ZM74 239H75V238H74ZM76 239H77V238H76ZM83 239L86 240L85 238H83ZM151 239H150V240H151ZM158 239H160V238H158ZM158 239H157V241H158ZM171 239H172V240H171ZM219 239H220V241H219ZM167 240H165L166 243L168 242ZM210 240L207 239V240H205V241H206L207 244H208V243H210ZM145 241H146V242H145ZM160 241H161V239H160ZM225 241H226V242H225ZM229 241H231V242H229ZM260 241H261L262 243H261ZM37 242L40 244V246H42V248H43L46 252H48L49 254H51V255L55 258V260H57L58 262H60V264H74L73 261H72L74 258H72V259L69 258V255L67 256V255H65V254L63 255V253H60V254H59V253H54V249L52 248V246H51L49 243H47V241H46L45 239H43V238H40V239H39V238H38ZM93 242H95V241H93ZM150 242H151V243H150ZM169 242H168V244H169ZM177 242H178V244H177ZM181 242H182L183 244H184V243H186V244H184V245H183V244H180ZM192 242H193V243H192ZM218 242H220V243H218ZM221 242H222V243H221ZM152 243H153V244H152ZM154 243H155V244H154ZM159 243H160V244H159ZM175 243H176V244H175ZM187 243H188V244H187ZM96 244H97V245H96ZM165 245H166V244L164 243V246H165ZM91 246H92V248H91ZM156 246H155V248H157ZM159 246H158V247H159ZM188 246L190 247L191 245L189 244ZM188 246H187V247H188ZM192 246H191V247H192ZM208 246H209V247H208ZM211 246H212V245H211ZM213 246H214V245H213ZM262 246H263V247H262ZM167 247L165 246V248H167ZM189 247H188V249H189ZM191 247H190V248H191ZM220 247H222V248H220ZM79 248H78V249H79ZM95 248L91 251L92 254H93V251H94V255H96V254H95ZM139 248H142V250L139 249ZM161 248H162V249H161ZM161 248H157V252H158V253H160V252H161V253H162V252L165 253V251L168 249V248L165 249L163 246H162ZM181 248H182V247H181ZM262 248H263V249H262ZM144 249L147 250L148 252H147V251L145 252ZM148 249H149V250H148ZM158 249H159V250H158ZM160 249H161L162 251H161ZM185 249H187V248L185 247ZM185 249L183 250V252H181V253H183L184 255L187 254V252L185 251ZM198 249H199V248H198ZM212 249H213V247H212ZM214 249H213V252L215 251ZM217 249H218V248H217ZM199 250H200V249H199ZM84 251H85V250H84ZM84 251L81 250V252H84ZM142 251L144 252V254L142 253ZM155 251H156V250H153V252L151 251V252L149 253V256H150L151 254H154ZM179 251H182V249L178 250V252H179ZM190 251H191V250H190ZM87 252H88V253H86V252H84V253H86L87 255H88V254L90 255V253H89L90 251H87ZM170 252H171V251H170ZM184 252H186V253H184ZM215 252H216V251H215ZM261 252H262V253H261ZM155 253H156V252H155ZM161 253H160V255H161ZM164 253H162V255H163ZM167 253H168V252H167ZM181 253H178V254H181ZM216 253H218V252H216ZM81 254H82V253H80V255H81ZM209 254H211V255H209ZM257 254H258V255H257ZM260 254H262V255H260ZM83 255H84V254H82V256H83ZM155 255H159V254H157V253L154 254V255H153L154 258H153V256L151 255L153 259H155V257H156ZM175 255H176L177 257H175ZM199 255H201V256L203 257V261H202V259H201L202 257L199 256ZM216 255H217V254H216ZM256 255H257V256H256ZM92 256H93V255H92ZM149 256H148V257H149ZM151 256H150V257H151ZM192 256H193V257H192ZM198 256L200 257L199 259H198ZM204 256H205V257H208V258H206V260H205L206 262H204V259H205ZM209 256H210V258H209ZM221 256H222L223 258H222ZM258 256H259V257H258ZM260 256L262 257V259H260V258H261ZM145 257H146V256H145ZM162 257H163V256H162ZM174 257H175V261L173 260ZM220 257H221V258H220ZM126 258H127L128 260H125ZM139 258H138V259H139ZM142 258H143V257H141V259H142ZM215 258H217V259H215ZM257 258H258V260H261V261H257V260H256ZM144 259H145V258H144ZM146 259H148V258H146ZM187 259H188V261H187ZM209 259H210V260H209ZM134 260H135V261H134ZM148 260H149V259H148ZM172 260H173V261H172ZM184 260H186V262H185ZM192 260H193V262L196 261V259H192ZM199 260H200V261H199ZM214 260H215V262H217V261H218V262L215 263ZM255 260H256V261H255ZM74 261H75V259H74ZM101 262H100V263H101ZM198 262H199V263H198ZM128 263H129V261H128ZM208 263H206V264H208ZM261 263H260V264H261ZM129 264H132V261H131V263H129ZM172 264H173V263H172ZM175 264H177V263H175ZM190 264H192V263H190ZM193 264H196V263H193Z\"/></svg>", "mask_w": 264, "mask_h": 264}]
</instances>
